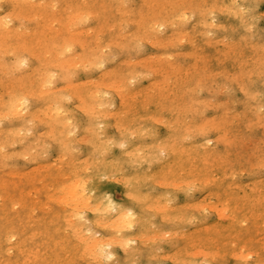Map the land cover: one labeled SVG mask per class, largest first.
<instances>
[{"label": "rangeland", "instance_id": "374dc122", "mask_svg": "<svg viewBox=\"0 0 264 264\" xmlns=\"http://www.w3.org/2000/svg\"><path fill=\"white\" fill-rule=\"evenodd\" d=\"M14 1V2H13ZM1 0L0 1V14L2 15L1 17L2 18H5L6 19V17H10L11 15H15L16 14V12L18 13L19 11V15L21 14V16H19V17H17L16 19H14V17L12 16V17H10V18H7L8 20H2L1 18H0V20L1 21H3V23L0 21V35H2V40H3V35L5 34V36L6 35H8V33H9V35H10V33H11V36H9V38H8V36L7 37H5L4 38V40L3 41H1V36H0V56H1V58H0V65H1V67H0V97H2L0 100H1V102H0V104L2 103V101H3V103H2V105H0V111L1 110H4L2 113L0 112V117H2V115H4V113H5V111H6V109L8 110V107H7V105H8V102H9V100L10 99H12L13 97H17V96H20L21 94V96H23V95H25L24 97H27L28 98V111H26V110H23V112L22 111H20V113L22 112V113H24L25 112V114H26V116H22V115H25V114H19L18 116H16V117H14V115H10V113H9V111H6V115H7V117H6V115H4L5 117H6V119H3V118H5V117H3V118H0V133H2V134H0V148L2 149V150H0L1 152H2V155H1V158H0V196H1V198H3V199H1L0 201V264H86L85 262H87V260H88V256H89V253H88V251L87 252H85L86 251V249H87V244H88V241L90 240L89 238H92V239H99L100 241H102V243H104L103 245V247L105 248L106 246V251H112L113 252V255H112V257L114 256V257H117V258H111L110 260H107L108 259V257L109 256H107V253H105V252H103V253H105V257H101L100 256V254L102 253V251L100 250H98L97 251V254L96 255H94L93 253L89 256V259L90 260H88V264H93V262H94V260H95V263L96 264H98V263H100V264H132V262L133 263H135V264H181V262L182 263H189V264H195V262H197L198 263V261H201V262H199V263H201V264H208V261L209 262H211L210 264H245V263H249V264H257V262H258V260L260 259V260H262V261H260L259 260V262H258V264H264V235H262V234H264V227H262L263 225H264V220L262 219V216L264 215V164H263V161H264V113H263V117L261 116L262 115V113L260 112L261 110H264V92H263V89H264V47H262L264 44H260V43H264V0H254L255 1V4L253 3V0H216V2H215V0H184V2H183V0H176V1H172V0H155L156 2L154 3V0H124L125 1V4H124V2H123V0H85V2H82L83 0H56L57 1V3L58 4H54V3H56V2H54L55 0H48V1H45V0H33V4H34V6H33V4H31L30 5V0H26V1H29L28 3L27 2H25V0L23 1V2H25V3H27L26 5H25V3H22V1L20 2L19 0V2H17L16 0ZM16 1V2H15ZM32 1V0H31ZM129 1V2H128ZM151 1V3H152V1H153V5L152 4H149L148 2H150ZM159 1H161V3H160V5L159 4H156L157 2H159ZM163 1H165L164 3H165V5H164V3H163ZM173 3H172V2ZM186 1V2H185ZM204 1H207V2H204ZM210 1H211V3H210ZM231 1H233V2H231ZM242 1V2H241ZM245 1V2H244ZM36 2H40V4H41V6H40V4H39V6L37 5L38 3H36ZM43 2H44V5H43ZM45 2H47L46 4H45ZM48 2H50V3H48ZM53 3V5L55 6H53V5H51L52 3ZM103 2V3H102ZM168 2H170L168 5H167V3ZM181 4V5H183L182 6V8H180L181 6H178V5H180L179 3ZM182 2V3H181ZM221 2V3H220ZM236 2V3H235ZM241 2V3H240ZM258 2V3H257ZM5 3H6V5H5ZM11 3H13V4H11ZM14 3H16V4H14ZM35 3H36V5H35ZM84 3H85V5H84ZM133 3V4H132ZM174 3H176V4H174ZM191 3V4H190ZM198 3L200 4V5H198ZM206 3H209V4H206ZM215 3H219L217 6H216V4ZM239 3V4H238ZM47 4H49V5H47ZM67 4V6H65ZM124 4V5H123ZM149 4V5H148ZM223 5V6H225V8L227 9H224V7L223 8H220V5ZM226 4V5H225ZM241 4L242 5H244V7L243 6H241ZM255 6H254V5ZM152 5V6H151ZM163 5H164V7H163ZM175 5V6H174ZM195 5H196V7H195ZM215 5V6H214ZM222 5H221V7H222ZM232 5V7L230 8V6ZM235 5L237 6V7H235ZM250 5H253V6H250ZM12 6H13V9H11L12 8ZM20 6V7H19ZM43 6V7H42ZM44 6H45V8H44ZM150 6V7H149ZM156 6H158L157 8H156ZM166 6V7H165ZM206 6H208V7H206ZM219 6V7H218ZM229 6V7H228ZM239 6V7H238ZM263 6V7H262ZM56 7H58V8H56ZM72 7V9H70V10H72V11H70L69 10V8H71ZM119 7H121V8H119ZM161 7H163L162 9H161ZM176 7H178L179 9H183L182 11H183V13H180V11H179V9L177 10V12L175 11L176 10ZM198 7H200V8H198ZM203 7V8H202ZM211 7H213L212 9H211ZM220 9V10H217L218 8ZM246 7V8H245ZM2 8V9H1ZM21 10H20V9ZM30 8H31V10H30ZM53 8V10H51ZM56 8V9H55ZM129 8V9H128ZM156 8V9H155ZM175 8V9H174ZM193 8V9H195V8H197V9H195V11L192 9V11H191V9ZM208 8H210V10H211V12H210V10H208ZM234 8H236L235 10H238V8H239V10H242L241 12H242V14H243V16H241L240 17V19H241V22L242 23H239L240 22V19H239V15H233L232 13L234 12H236L235 10H234ZM241 8V9H240ZM243 8V9H242ZM254 10H253V9ZM262 8V9H261ZM68 9V10H67ZM117 9V10H116ZM141 9H142V11H141ZM153 9V10H152ZM167 9V10H166ZM174 9V10H173ZM185 9V10H184ZM189 9H190V12H189ZM230 9V10H229ZM12 10H14V11H12ZM80 10V11H79ZM82 10H84V11H94V12H91L92 14L93 13H95L94 15H88L89 17H87V15L82 11ZM125 10V11H124ZM130 10V11H129ZM157 10V11H156ZM162 10V11H161ZM203 10H205V11H209L208 12V14L206 13V12H204ZM216 10V11H215ZM251 10H253V11H251ZM6 11H7V13L9 12V14L7 15L6 14ZM10 11H12L13 13H15V14H11L10 13ZM37 11V12H36ZM43 11V12H42ZM54 11V12H53ZM98 11V12H97ZM119 11H121V12H119ZM123 11L125 12L124 13V15H123ZM131 11H132V13L133 14H129V12L131 13ZM154 11V12H153ZM184 11H188L189 12V15H187L188 14V12H184ZM195 12V14H198V15H195V14H192L191 12ZM217 11H218V13H217ZM221 11V12H220ZM230 11V12H229ZM247 11H250V12H247ZM5 12V14H6V16H4L3 17V13ZM33 12H36L37 13V15H36V13H33ZM39 12H41V13H39ZM54 14H53V13ZM73 13V15H74V18L75 19H73V15H71L72 13ZM89 12H87V13H89ZM143 12V13H142ZM174 13V15L173 14H171V13ZM176 12V13H175ZM225 12V13H224ZM228 12V13H227ZM244 12H246L245 14H244ZM35 14V16L33 15V14ZM75 13H84V14H82L81 16H77ZM90 13V14H91ZM126 13H128V14H126ZM140 13H141V16H140ZM160 13V14H159ZM177 13H179L178 15L179 16H176L175 14H177ZM201 13H202V15L205 17V20H204V17H203V19L202 18H200V17H202L201 16ZM204 13H206V14H204ZM221 13V14H220ZM227 13V14H226ZM237 13V12H236ZM248 13V14H247ZM261 13V14H260ZM263 13V14H262ZM11 14V15H10ZM22 14H23V17H22ZM25 14H31L32 16H34V17H31V15L30 16H28V15H26V16H28L29 17V19H28V17H26L25 16ZM39 14V15H38ZM42 14V15H41ZM143 14H145V15H143ZM154 14H156V15H158L159 16V18L158 17H152V20L153 21H156V19H158L157 21H163L164 20V22H165V18H167L166 19V24H165V28L164 27H162V29H160V28H157V29H160V31L161 30H163L164 32H160V33H157V31H156V26H155V29H151V26L149 27V25L148 24H146V22L148 23V21L150 22V21H152L151 20V16L152 15H154ZM167 14V15H166ZM192 14V15H191ZM211 14H213V17H212V15ZM214 14H215V17H214ZM230 14V15H229ZM257 14H258V16H257ZM10 15V16H9ZM18 14H16V16H17ZM40 15H41V19L39 18L40 17ZM70 15H71V17H70ZM183 15L184 16V19H183V16L181 17V16ZM208 15H209V17H208ZM221 15V16H220ZM225 15V16H224ZM250 16V17H245V16ZM27 18H25V17ZM50 16V19L52 20V19H55V22L53 23V24H51L52 26H54L53 28H56L57 30H53V29H50V23H52V21L48 24V20H50V19H48L47 20V17H49ZM83 16H86L87 17V21L88 22H86V23H84L83 24V22H85L86 21V17H84L85 18V21H81V20H84V19H81V18H83ZM120 16H121V18H120ZM174 16V17H173ZM176 16V17H175ZM188 17V18H190V20L189 19H187V18H185V17ZM191 16L193 17V18H191ZM253 16H255V17H253ZM20 17H22L23 18V22L22 21H18L19 19H20ZM61 17V18H60ZM63 17V18H62ZM173 17V18H172ZM178 17H180V18H178ZM207 17V18H206ZM243 17H245L246 19H243L242 20V18ZM252 17V18H251ZM260 17V18H259ZM43 18V19H42ZM58 18H59V20H58ZM69 18H70V20L72 19V21L71 22H69L70 20H69ZM142 18H145V20L143 19V21H142ZM182 18V21L183 20H185V19H187V22L185 21H183L184 23L182 24V21L181 20H178V19H181ZM212 18V19H211ZM219 18V20H217ZM227 18V19H226ZM236 18H238V19H236ZM249 18V19H248ZM257 18H259L260 20H258ZM64 19V20H63ZM68 21H67V20ZM78 21H77V20ZM137 19H141V22L140 21H137ZM211 19V20H210ZM215 19V20H214ZM248 19V20H247ZM253 19V20H252ZM257 19V20H256ZM28 20H29V22H28ZM31 20V21H30ZM38 20V21H37ZM46 20H47V23H46ZM56 20H58V21H56ZM118 20H120V22L118 21ZM124 20H125V22H127V24L124 22ZM146 20H148V21H146ZM172 20V21H171ZM189 20V21H188ZM203 20L205 21V23L206 22H209V20H210V22L209 23H211V27H209V25H208V23H206L205 25H203L202 24V22H203ZM225 20V21H224ZM247 20V23L245 22ZM252 20V21H251ZM36 21V22H35ZM122 21V22H121ZM128 21H130V22H128ZM134 21H136V23L134 22ZM177 21L179 22V23H181V24H179L178 23V26L176 25L177 24ZM212 21V22H211ZM224 21V22H223ZM251 23H250V22ZM257 21V22H256ZM261 21V22H260ZM80 22H82V23H80ZM119 22V23H118ZM138 22H139V24H138ZM200 22V23H199ZM219 22H221V23H219ZM9 23V24H8ZM21 23H22V25H21ZM25 23H27V24H25ZM42 23V24H41ZM45 23V24H44ZM59 23H60V25H59ZM62 23H64L63 25H65V27L63 26V25H61ZM67 23V24H66ZM72 23H74V24H72ZM78 23V24H77ZM80 23V24H79ZM115 23V24H114ZM131 23V24H130ZM141 23H142V25H141ZM153 22H150L149 24H152ZM171 23H173L172 25H171ZM187 23V24H186ZM193 23H195V25L193 24ZM204 23V22H203ZM212 23H214V26H213V24ZM215 23H217V24H215ZM231 25H230V24ZM239 23V24H238ZM257 23V24H256ZM260 23V24H259ZM263 23V24H262ZM4 24V25H3ZM69 24V25H68ZM70 24H71V26L73 25V28L74 29H72V31L71 30H68L67 32L65 31V30H67L68 28L69 29H71L72 27L70 26ZM77 24V25H76ZM82 24V25H81ZM112 24H114V28L112 29L111 27H113V25ZM119 24H121V25H119ZM176 26H175V25ZM201 24V25H200ZM241 24H243V25H241ZM251 24V25H250ZM254 24V25H253ZM3 25V26H2ZM5 25L6 26H8L9 25V28L8 27H5ZM19 25H21V27L19 26ZM25 25V26H24ZM30 27V29L27 27ZM37 25V26H36ZM43 25L45 26V27H47V28H45V27H43ZM76 25V26H75ZM102 25V26H101ZM112 25V26H111ZM123 25V26H122ZM128 25V26H127ZM147 25H148V27H147ZM173 25H174V27H173ZM185 25H187V26H185ZM192 25H194V26H192ZM197 25V26H196ZM216 25H220L219 27H220V29H219V27L218 26H216ZM224 26V28H222V30H221V27H223ZM246 25H249V27L248 26H246ZM253 25V26H252ZM17 26H19L20 28V30L21 31H23V33L21 32L20 33V30H18L19 32H17V31H14V27H17ZM55 26H58V27H61L60 28V30H59V28H57V27H55ZM68 26V27H67ZM75 26V27H74ZM111 26V27H110ZM120 26H122L123 28L124 27H126L127 26V29L126 28H124L125 29V31L123 30V28H119ZM168 26V27H167ZM202 26H204V27H202ZM232 26H233V28H232ZM258 28H257V27ZM259 26L262 28V29H260L259 28ZM6 28V29H8V31H6V29H4V28ZM10 27H13L14 29H12L13 31H9V29H10ZM24 27H26V28H24ZM37 28V29H39V30H37V33L35 34V32H36V29H34V28ZM101 27V28H100ZM108 27V28H107ZM145 29H144V28ZM176 27V28H175ZM182 27V28H181ZM245 27H247L246 29H245ZM18 28V27H17ZM24 28V29H23ZM33 28V30H31ZM87 28H89L88 30V34H86V32H87ZM111 28V29H110ZM139 28H140V30H139ZM148 28V29H147ZM193 28V29H192ZM231 28V29H230ZM254 28V29H253ZM27 29V30H26ZM29 29V30H28ZM43 29V31H41ZM91 29H92V31H91ZM93 29H94V31L96 30L97 32H99L100 30H103V31H100L99 33H96V31L94 32L93 31ZM121 29L123 30V31H121ZM193 31H192V30ZM197 29H198V31L200 32V33H198V31H197ZM234 29L237 31H234ZM244 29V30H243ZM248 29V30H247ZM258 29V30H257ZM16 30V29H15ZM26 30V31H25ZM46 30H47V32H46ZM78 30V31H77ZM80 30H82L83 32H81ZM85 30V31H84ZM109 30V31H108ZM144 30V31H143ZM175 30V31H174ZM178 30H180V33H181V35L183 36L184 35V37L186 36V38H184V39H181V36H180V33H178ZM186 30V31H185ZM187 30L188 31H190V33L188 32V33H186L187 32ZM196 30V31H195ZM201 30V31H200ZM202 30H204V31H202ZM209 30V31H208ZM226 30V31H225ZM227 30H229V31H227ZM3 31H6V33H4ZM30 31V32H29ZM31 31H33V32H31ZM74 31H76L77 33H75ZM121 31V32H120ZM132 31H134V32H132ZM183 31L186 33V34H183ZM211 31H212V33H211ZM217 31V32H216ZM219 31V32H218ZM225 31V32H224ZM234 31V32H233ZM239 31V32H238ZM258 31V32H257ZM259 31H260V34H259ZM26 32H28V33H25ZM43 32V33H42ZM55 32H57V33H55ZM60 32V33H59ZM73 32V33H72ZM101 32H104V34L103 33H101ZM130 33V35L129 34H126V33ZM151 32V33H150ZM158 32H159V30H158ZM193 32V33H192ZM197 32V33H196ZM203 32V33H202ZM205 32H207L206 34H205ZM208 32H209V34H210V36H209V34H208ZM215 32V33H214ZM263 32V33H262ZM12 33H14V34H12ZM16 33V34H15ZM57 34L56 36H54V34ZM91 33V34H90ZM120 33V34H119ZM124 33L126 34V35H124ZM171 33V34H170ZM196 33V34H195ZM201 33L203 34V35H201ZM229 33V34H228ZM252 33V34H251ZM52 34H53V36H52ZM96 34H98L99 36H96ZM138 34V35H137ZM158 34V35H157ZM161 34V35H160ZM166 34H167V36H166ZM189 35V37H188V35ZM207 35L206 37H203V36H205V35ZM229 35V36H227V35ZM233 36H231V35ZM255 34V35H254ZM261 34H262V36H261ZM19 35V36H18ZM47 35V36H46ZM65 35H66V37H65ZM118 35V36H117ZM142 35L144 36V38H140V36L142 37ZM153 35V36H152ZM226 35V36H225ZM251 35H254L253 36V39H250V38H252V36ZM49 36V37H48ZM75 36V37H74ZM95 36H96V39H94L95 38ZM121 36V37H120ZM132 36V37H131ZM147 36H148V38H147ZM155 36V37H154ZM162 36V37H161ZM195 36V37H194ZM211 37V38H209V37ZM260 36V37H259ZM64 37H65V39H64ZM73 37H74V39H73ZM78 39H77V38ZM97 37H99L101 40L97 43ZM116 37V38H115ZM160 37H161V39H160ZM174 37V38H173ZM176 37V38H175ZM203 37V38H202ZM213 37H215V38H213ZM219 37V39H216V38H218ZM224 37H227V39H225ZM231 37H232V40H231ZM255 37V38H254ZM8 38V39H7ZM40 38V39H39ZM68 38H69V41H67L68 40ZM109 38V39H108ZM145 38H147V40L145 39ZM155 39V41L156 40H158V42H157V44H155L156 42L154 41V39ZM181 39V41L182 42H180V43H178L179 41L177 40V41H175L174 39ZM202 42H198V39ZM230 38V39H229ZM36 39H38L37 41H36ZM84 39V40H83ZM104 39V40H103ZM141 39V40H140ZM152 39V40H151ZM187 39H188V41H190V40H193L192 42L190 41V43L192 44L193 42V44L191 45V44H189V42L187 41ZM190 39V40H189ZM202 39V40H201ZM213 40V41H210V43L211 44H213V45H211L210 46V43H207L208 42V40ZM214 39H216L217 40V42H216V40H214ZM223 39H225V40H223ZM6 40V41H5ZM27 40V41H26ZM71 40V41H70ZM76 40V41H75ZM82 40H83V42H82ZM108 40H111L112 42H114V43H110V44H108ZM138 40H140L139 41V44L141 45L140 47L139 46H136L137 44H138ZM161 40V41H160ZM183 40H184V42H183ZM221 40H223V41H221ZM227 40V41H226ZM63 41L65 42V43H63ZM67 41V42H66ZM75 41V42H74ZM106 41V42H105ZM108 41V42H107ZM117 41H119L118 43H116ZM163 41H166V42H163ZM171 41V42H170ZM186 41V42H185ZM227 42V45L228 44H230L229 46H227L226 45V43L225 42ZM229 41V42H228ZM255 41V42H254ZM2 42V43H1ZM41 44H40V43ZM72 43V44H69V43ZM77 42V43H76ZM128 44H126V43ZM137 42V43H136ZM163 43V45H165L164 46V48H163V46H161V47H159V45H162V43ZM197 42V43H196ZM216 42V43H215ZM220 42L221 43H223V44H220ZM233 42H234V44H233ZM9 43H10V45H9ZM84 45H83V44ZM96 43V44H95ZM120 43H121V45L123 46V48H122V46H120ZM123 43H125L126 45H123ZM152 44V45H150V44ZM153 43L155 44V45H153ZM160 43V44H159ZM164 43H166V44H164ZM170 43H171V45H174V44H176L177 46H176V48H175V46L173 47V46H171L170 45ZM173 43V44H172ZM199 43H201L200 45H195V44H199ZM204 43V45H202ZM215 43V44H214ZM251 43V44H250ZM13 44V45H12ZM70 45V47L71 46H73V47H69V49H71V50H68V52H67V50H64L62 47L63 46H65V45ZM98 44L100 45V46H98ZM106 44L108 45L107 47H106ZM135 44V45H134ZM138 44V45H139ZM159 44V45H158ZM168 44V45H167ZM186 44V45H185ZM189 44V45H188ZM209 46H208V45ZM233 46H232V45ZM238 44H239V46H238ZM247 44H249V45H247ZM255 44H258V45H255ZM260 44V45H259ZM19 45L21 46V47H23V49L25 48V47H28V48H25L24 49V52H22L23 51V49L22 48H19ZM31 45H33L32 47H31ZM63 45V46H62ZM94 45H96V46H94ZM166 45H167V47H166ZM179 45V46H178ZM181 45V46H180ZM195 45V46H194ZM217 45V46H216ZM252 45V46H251ZM16 46H17V48L18 49H21V50H16ZM25 46V47H24ZM37 46V47H36ZM62 46V47H61ZM106 47V48H104V47ZM135 46V47H134ZM143 46V47H142ZM172 47L171 49H170V47ZM183 46H185V47H183ZM186 46H187V48H186ZM199 46H201V47H199ZM203 46H204V48H203ZM215 46V47H214ZM237 46V47H236ZM66 47V46H65ZM109 47V48H108ZM149 47V48H148ZM182 47V48H181ZM211 47V49H209ZM214 47V48H213ZM230 47V48H229ZM234 47H236V48H234ZM260 47H262V48H260ZM31 48V49H30ZM45 48H46V51H45ZM90 48V49H89ZM95 48V49H94ZM105 50H104V49ZM134 48H140V49H138V51H140V53L138 52V54L136 53L137 52V50L136 49H134ZM166 48V49H165ZM173 48L175 49V50H173ZM234 48V49H233ZM2 49H3V52H2ZM5 49H7V50H5ZM11 49H12V51H11ZM52 49V50H51ZM62 49H63V53H61V54H63L62 56L60 55V57H59V55L57 56L56 54V56L57 57H55V56H53V54L56 52V53H59L60 54V52H62ZM109 49H111L110 51H107V50H109ZM179 49V50H178ZM194 49H195V51H194ZM200 49V50H199ZM216 49V50H215ZM219 51H218V50ZM227 49V50H226ZM231 49H233L232 51H231ZM14 50H16V52L14 51ZM26 50V51H25ZM31 52H30V51ZM102 50V52H100ZM104 50V51H103ZM183 50V51H182ZM217 52H215V51ZM228 50L230 51V52H228ZM235 50H237L236 52H234ZM241 50V51H240ZM243 50H244V52H243ZM4 51H5V53H6V51H11V54H9L10 52H7L6 54L4 53ZM106 51H107V53H106ZM132 51V52H131ZM133 51H134V53H133ZM142 51V52H141ZM175 51V52H174ZM178 51H179V53H178ZM181 51H182V53H181ZM188 51V52H187ZM210 51V52H209ZM246 51H249V53L248 52H246ZM15 52V53H14ZM34 52H37V54H35ZM48 52H49V54H48ZM67 52V53H66ZM96 52V53H95ZM105 54H104V53ZM112 53V55L113 54H115L114 56H112L111 55V53ZM167 53V55L166 54H161V53ZM170 52L172 53L173 52V55L172 54H170ZM199 52V53H198ZM215 52V53H214ZM228 52V54H225V53H227ZM242 53V55H241V53ZM1 53H4L5 55H3L2 56V54ZM22 53V54H21ZM29 53H30V55H29ZM45 53H47V56H46V54ZM79 53H80V55H79ZM99 53V54H98ZM110 55H109V54ZM159 53H160V57H162V56H164V55H166V56H164V58L162 57V59H160V57L158 56L159 55ZM202 53V54H201ZM209 53H210V55H209ZM240 53V54H239ZM34 54V55H33ZM44 54H45V56H44ZM76 54H78V55H76ZM93 54V55H92ZM117 54V55H116ZM136 54V55H135ZM150 54L151 55H154V56H150ZM156 54V55H155ZM182 54H183V56H182ZM199 54H201L200 56H199ZM217 54H218V56H217ZM50 55V56H49ZM76 56V57H72V56ZM96 55V56H95ZM106 55V56H105ZM172 55V56H171ZM190 57H189V56ZM205 55L207 56V57H205ZM213 57H212V56ZM220 55H222V57L224 58L225 56L227 57V59L224 61L223 60V58H221V56ZM234 55H236V56H234ZM240 55V56H239ZM22 56V58L23 59H20V57ZM78 56V57H77ZM92 56H94V57H97V63H99V61H100V59H98V57H101V56H103V57H105V62L104 63H102V64H98L99 66H104V67H102L101 66V68L100 69H98L99 67H97L96 66V59L95 58H92ZM112 56V57H111ZM150 56V57H149ZM159 58H158V57ZM168 56V57H167ZM239 56V57H238ZM15 57V58H14ZM26 57H28L27 59H26V61H24V62H22L23 60H25V58ZM38 57H40V59L38 58ZM52 57V58H51ZM54 57H55V59H54ZM81 57V58H80ZM130 57V58H129ZM149 57V58H148ZM153 57V58H152ZM157 57V58H156ZM171 57H173V58H171ZM204 57V58H203ZM242 57V58H241ZM246 57V58H245ZM56 58H58V59H56ZM78 58H80V59H78ZM113 58H114V60H113ZM146 58V59H145ZM198 58L200 59V60H198ZM232 58V59H231ZM237 58H238V60H237ZM243 58H245V59H243ZM45 59H46V61L48 60V62L46 63L45 62ZM72 61H71V60ZM77 59V60H76ZM89 59H91V60H89ZM131 59V60H130ZM132 59H134L133 61H135V62H133L132 61ZM137 59H139V60H137ZM140 59L142 60L143 59V61H140ZM145 59V60H144ZM147 59H150V60H148L147 61ZM152 59H153V61H152ZM155 59H158V60H155ZM165 59V60H164ZM167 59V60H166ZM205 59H206V61H205ZM223 61H221V60ZM236 59V60H235ZM240 59V60H239ZM243 59V60H242ZM20 60V61H19ZM27 60H29L28 62H27ZM59 60V61H58ZM69 60H70V62L72 63V65L74 66V67H72V66H70L71 65V63L69 64ZM79 60V61H78ZM84 60H86V65H85V61ZM106 60L108 61L107 63H106ZM162 60H163V62H162ZM169 60V61H168ZM233 60V61H232ZM236 62H235V61ZM248 60V61H247ZM249 60L251 61V63L249 62ZM39 61H41V64L39 63ZM54 61H55V63H54ZM56 61H57V64H56ZM74 61H76L75 62V64L76 63H78V65L76 64V65H74ZM81 61V63H83V64H81V63H79ZM130 63H129V62ZM147 61V62H146ZM151 63H150V62ZM196 61H197V63H196ZM199 61V62H198ZM208 61H209V63H208ZM220 61V62H219ZM237 61H238V63H237ZM20 62H22V64H19ZM43 62V63H42ZM59 62V63H58ZM63 62V63H62ZM68 63V68H67V66H65V64L66 63ZM92 64L93 62H95V66H92L90 63ZM112 62V63H111ZM122 62H124V63H122ZM146 62V63H145ZM155 62V63H154ZM161 62V63H160ZM168 62H169V64H168ZM206 64H205V63ZM216 62V63H215ZM222 62V63H221ZM235 62V63H234ZM244 62V63H243ZM49 63V66L47 65L46 66V64H48ZM50 63H54V65L52 64H50ZM60 63H62V64H60ZM154 63V64H153ZM164 63H165V65H164ZM195 63V64H194ZM219 63H221V64H219ZM241 63H243V64H241ZM248 63V64H247ZM249 63H250V66H249ZM3 64V65H2ZM56 64V65H55ZM80 64V65H79ZM90 65L91 67L90 68H88L87 67V65ZM121 64V65H120ZM144 64H146V65H144ZM150 64H152V65H150ZM197 64V66H196V68L194 67L195 65ZM200 64V65H199ZM202 64V65H201ZM204 64V65H203ZM210 65V67H209V65ZM214 64H216V65H214ZM218 64V65H217ZM232 64V65H231ZM239 64V66H237ZM15 65H18L17 67L15 66ZM20 65H22V67L20 66ZM25 67H24V66ZM52 67H51V66ZM65 67H64V66ZM88 65V66H89ZM143 65V66H142ZM149 65V66H148ZM153 65H154V67H153ZM164 65V66H163ZM194 65V66H193ZM205 65H208V66H205ZM244 65V66H243ZM245 65H247V66H245ZM13 66H15L14 68H13ZM41 66V67H40ZM58 66V67H57ZM59 66H60V68H59ZM78 66V67H77ZM81 66V67H80ZM85 66V67H84ZM118 66H120V68H118ZM155 66H157L158 68H156ZM174 66V67H173ZM178 66V67H177ZM199 66H201V67H199ZM221 68H220V67ZM223 66H224V68H225V71H224V68H223ZM232 66V67H231ZM243 66V67H242ZM252 66V67H251ZM20 67V68H19ZM55 67H57V68H55ZM88 69H87V68ZM97 67V68H96ZM114 67V68H113ZM128 67V68H127ZM133 67V68H132ZM145 67H147L146 69H145ZM162 67V68H161ZM205 67H208V68H205ZM242 67V68H241ZM247 67V68H246ZM18 68V69H17ZM42 68V69H41ZM86 68V69H85ZM110 68V69H109ZM118 70V72H116L117 70ZM133 69L132 71L130 70V69ZM179 68H181V69H179ZM195 68V69H194ZM203 68H205V69H203ZM218 68V69H217ZM238 68V69H237ZM45 69V70H44ZM110 70V73H109V70ZM112 69H115V71L113 70V71H111ZM119 69H121V71L119 70ZM125 69V71L126 70H128V71H131L132 73V75L130 74V72H123V70ZM155 69V70H154ZM158 69H160L159 71H158ZM178 69V70H177ZM193 69V70H192ZM213 69V70H212ZM15 70V71H14ZM20 70V71H19ZM40 70H42V72L40 71ZM48 70H50V71H52V70H54L53 72L55 73V74H53L52 72H50V73H48ZM135 70H137V71H135ZM163 70V71H162ZM168 70V71H167ZM189 70H190V72H189ZM204 70V71H203ZM212 70V71H211ZM229 70V71H228ZM43 71H45L44 73H43ZM151 71V72H150ZM156 71V72H155ZM163 73H162V72ZM167 71V72H166ZM186 71H188L189 73H187ZM196 71H198V72H196ZM211 71V72H210ZM220 71V72H219ZM231 71H233V74H232V72ZM236 71V72H235ZM101 72V73H100ZM106 72V73H105ZM113 72V73H112ZM123 72V73H122ZM137 72V74H135ZM138 72H139V75H138ZM142 73V76L141 77H139L140 76V74ZM143 72L144 73H146V74H143ZM149 72L151 73V75L149 74ZM169 72V73H168ZM174 72V73H173ZM177 72V73H176ZM180 72H182V73H180ZM187 73V75L186 74H184V73ZM216 73V72H218V73H216V74H214V73ZM221 72H222V74H221ZM228 72H229V74H228ZM255 72V74H253ZM33 73V74H32ZM46 73H48L49 75H50V77H48L47 75H44V74H46ZM70 73H71V75H70ZM75 73V74H74ZM107 73H109V74H107ZM159 73V74H158ZM167 73V74H166ZM207 73V74H206ZM220 73V74H219ZM263 75H262V74ZM8 76H7V75ZM39 74L43 77V75H44V77H45V79L48 81V80H51L50 78H52V80H51V82H47L46 80H44L41 76H39ZM43 74V75H42ZM54 75V76H51V75ZM98 74L100 75V77L98 76ZM105 74H107V76H105L104 77V75ZM123 74V75H122ZM134 74H135V76H134ZM172 74V76H170ZM193 74H194V76H193ZM218 74V75H217ZM253 74V75H252ZM261 74V76H258V75H260ZM60 76V77H58V76ZM82 75V76H81ZM122 75V76H121ZM138 75V76H137ZM150 75V76H149ZM181 75V76H180ZM184 75H186V76H184ZM210 77H209V76ZM214 75H217L216 77H214ZM222 75V76H221ZM245 75V76H244ZM252 75V76H251ZM37 76V77H36ZM39 76V77H38ZM47 76V77H46ZM69 76H71L72 77V79H70V77ZM102 76H103V78H102ZM130 76H133L134 78H132V77H130ZM169 76H170V80L168 79L169 78ZM242 76V77H241ZM245 77V80H244V77ZM29 77V78H28ZM58 77V78H57ZM91 77H93L92 79H95V81L93 80V82L90 80L91 79ZM127 77H130L129 79H130V82H129V79H127ZM143 77V78H142ZM186 77L187 78H189V79H187V80H185L186 79ZM214 77V78H213ZM222 77V78H221ZM252 77V78H251ZM263 77V78H262ZM26 78V79H25ZM43 79V81L42 82H44V84L42 85V84H40V83H42V82H40L42 79ZM60 79V80H57V79ZM175 78V79H174ZM221 78V79H220ZM258 78H261V79H259L258 80ZM30 79V80H29ZM40 79V80H39ZM87 79H89V81H91V82H89V83H87ZM116 80V81H114L115 83H116V85H115V83H114V85L116 86H114L113 85V80ZM120 79H126L125 81H122V82H124V83H121V80ZM141 81H140V80ZM182 79H184V80H182ZM215 79V80H214ZM235 79V80H234ZM239 79V80H238ZM241 79V80H240ZM243 79V80H242ZM248 79H251L252 80V82H250V81H248ZM53 80H57V81H53ZM80 80V81H79ZM85 80H86V82H85ZM135 80V81H134ZM143 80V81H142ZM167 80H169L168 82H171V83H169L168 84V82H167ZM220 80V81H219ZM228 80V81H227ZM232 81V83H231V81ZM247 80V81H246ZM30 81H32V82H30ZM47 83H46V82ZM85 83H84V82ZM112 82L110 85H111V88H113V89H110V85L108 86V84H107V82ZM198 81L200 82V83H198ZM202 81H205V82H202ZM215 81H219L218 83L217 82H215ZM242 81H245L246 82V84L244 85V82L242 83ZM5 82H7V83H5ZM28 82H29V84H28ZM56 82V83H55ZM76 82V83H75ZM80 82H81V86H80ZM96 82H99V83H96ZM103 83V85H105V87L101 84V83ZM120 82V83H119ZM126 82H129V83H127L126 85H125V83ZM137 82V83H136ZM160 84H159V83ZM179 82V83H178ZM229 82V83H228ZM258 84H257V83ZM4 83H5V85H4ZM32 83H34V84H32ZM35 83H37V85L35 84ZM53 84V86H52V84ZM74 83H75V86H78L77 88H73L74 87ZM78 83V84H77ZM95 83H96V85H95ZM134 85H133V84ZM136 83V84H135ZM155 83H157V84H155ZM163 83H165V84H163ZM185 83V84H184ZM214 83V84H213ZM8 84H10V85H8ZM31 84V85H30ZM63 84L64 85H67V86H65V88H63ZM69 84H71L72 86H70ZM77 84V85H76ZM97 84H99V86L97 85ZM107 84V85H106ZM118 84V85H117ZM119 84L121 85L120 87H118L119 86ZM130 84V85H129ZM168 84V85H167ZM196 84H197V86H196ZM201 84V85H200ZM221 84V85H220ZM260 84V85H259ZM12 85V86H11ZM29 85V86H28ZM46 85V86H45ZM48 85V86H47ZM103 87H102V86ZM153 85H154V87H153ZM156 85V86H155ZM159 85H161V86H159V87H161V88H159L158 86ZM163 85V86H162ZM173 85V86H172ZM226 86V87H228V88H224V87H221L222 89L219 91L218 90V88L220 89V86ZM232 85V86H231ZM263 85V86H262ZM10 86V87H9ZM28 86V87H27ZM42 86L43 88H44V86H45V88L43 89V88H41V90H40V87ZM50 86V87H49ZM58 86V87H57ZM62 86V87H61ZM70 88H69V87ZM100 86H101V88H100ZM108 86V87H107ZM114 86V87H113ZM126 86H128V87H132V88H129V89H127V88H125ZM149 86V87H148ZM165 86V87H164ZM168 86V87H167ZM230 86V87H229ZM31 87V88H30ZM38 87H39V90H40V92L42 91H46V89L47 90H52V88H57L56 90H50L49 92L48 91H44V93H43V95L40 93V92H38L37 93V91H39L38 90ZM48 87V88H47ZM60 87V88H59ZM122 87V88H121ZM124 87V88H123ZM151 87H153V88H151ZM156 87V88H155ZM180 87V88H179ZM195 87H197V88H195ZM200 87V88H199ZM243 87V88H242ZM246 87V88H245ZM10 89L9 91L10 92H8V89ZM24 88L26 89V90H24ZM29 88V89H28ZM73 88V89H72ZM96 88H98L97 89V91H99V92H96L95 91V89ZM109 88V89H108ZM114 88H116V90H114ZM117 88H118V90H117ZM152 90H151V89ZM165 88V89H164ZM175 88V89H174ZM233 90H232V89ZM258 88V89H257ZM5 89V90H4ZM7 89V90H6ZM37 89V90H36ZM77 89V90H76ZM120 89H122V90H120ZM146 89H147V92H145L146 91ZM149 89V90H148ZM159 89V90H158ZM199 89H201L200 90V94H198L199 92ZM209 89V90H208ZM215 89V90H214ZM224 89H230L229 91H228V93L224 90ZM244 89V90H243ZM249 89V90H248ZM253 89V90H252ZM255 89V90H254ZM33 90V91H32ZM92 90V91H91ZM103 90H107V93L108 94H106V92H104ZM145 90V91H144ZM163 90V91H162ZM173 91V93H171V92H169V91ZM175 90V91H174ZM210 90H211V92H210ZM247 90V91H246ZM20 91V92H19ZM33 92V93H31V94H36V95H30L29 93L27 94L26 92V94H23L22 92ZM75 91H77V92H75ZM89 91V94L87 93ZM93 91H95L94 93L96 94H98V93H100L99 95L100 96H98V97H96L97 96V94L95 95L94 93H92V95H93V98H91L92 97V95H91V93L90 92H93ZM134 91V92H133ZM144 91V92H143ZM148 91H150V93H152L153 94V97H151L152 96V94H150ZM158 91H160V92H158ZM185 91V92H184ZM194 91V92H193ZM213 91V92H212ZM223 91H225V94H224V92ZM239 91V92H238ZM248 91H249V93H248ZM5 92H8V93H5ZM13 92V93H12ZM19 92V93H18ZM48 92V93H47ZM109 92H111V93H109ZM118 92V93H117ZM136 92V93H135ZM202 92H203V94H202ZM219 92V93H218ZM220 92H223V93H221L220 94ZM230 92H236V93H230ZM247 92V93H246ZM258 92V93H257ZM79 93L81 94V95H79ZM88 95H87V94ZM104 93V94H103ZM117 93V94H116ZM124 93H125V95H124ZM149 94L148 96L146 95V94ZM158 93H160V94H162V96L163 97H161L160 96V94H158ZM216 93L217 94H219L220 96H219V98H217V96L218 95H216ZM257 93V94H256ZM45 94V95H44ZM75 94H77V95H75ZM110 94H112V95H110ZM115 94V95H114ZM133 94V95H132ZM168 94V95H167ZM175 94V95H174ZM180 94H184V95H180ZM198 94V95H197ZM224 94V95H223ZM229 94V95H228ZM259 94V95H258ZM6 95V96H5ZM59 95H63V98H62V100H61V102L59 101L60 99L59 98H61V96H59ZM109 95V96H108ZM119 95V97H117ZM130 95V96H129ZM131 95L133 96V98H134V100H132V97H131ZM216 95V99H215V96ZM231 95H233V96H231ZM33 96H36V97H33ZM64 96H67L66 97V99L64 98ZM69 96V97H68ZM78 96V97H77ZM125 96V97H124ZM139 96V97H138ZM140 96H141V100H139V98H140ZM143 96L144 97H146L145 99H142L143 98ZM165 96V97H164ZM179 96V97H178ZM181 96V97H180ZM230 96V97H229ZM235 96H236V99H233V98H235ZM41 97V98H40ZM124 97V98H123ZM138 99H137V98ZM160 97V98H159ZM173 97V101H172V98ZM212 97H214L213 99H212ZM259 97V98H258ZM58 100H57V99ZM69 98H71V101H65V100H68ZM79 98H81V99H83L84 98V101H82L81 99H79ZM101 98V99H100ZM117 98V99H116ZM122 98V99H121ZM147 98H149V103H147ZM211 98V102L213 103V101H214V103L212 104L211 102H209V99ZM229 98V99H228ZM249 98V99H248ZM116 99V100H115ZM137 99V100H136ZM152 99V100H151ZM208 99V100H207ZM251 99V100H250ZM256 100V101H253V100ZM258 99H259V101H258ZM8 100V101H7ZM45 100V101H44ZM55 100H56V102H55ZM70 100V99H69ZM74 101V103H73V101ZM79 100V101H78ZM80 100L83 102H80ZM121 100H123V102L124 101H126V102H121ZM135 100H136V102H135ZM146 100V101H145ZM159 100V101H158ZM170 100V101H169ZM239 100V101H238ZM240 100H242V101H240ZM247 100V101H246ZM63 101H65V102H63ZM108 101V105H105V103ZM129 101H131L130 103H128ZM145 101V102H144ZM151 101V102H150ZM157 101V102H156ZM185 101V102H184ZM204 101V102H203ZM210 103H208V102ZM227 101H229L228 103H226ZM231 101H233V102H231ZM246 102V104H245V102ZM251 101H252V103H254V104H252L251 103ZM49 103V105H48V107L47 106H45V104L46 103ZM51 102H54V104L53 103H51ZM78 102V103H77ZM88 102H89V104H92L93 102V104L91 105V106H89V104H88ZM97 102L99 103H101L100 105L99 104H97ZM117 102V103H116ZM120 102V103H119ZM137 103L136 105H134L135 103ZM153 102V103H152ZM172 102V103H171ZM179 102V103H178ZM180 102H182L181 104H180ZM218 102V103H217ZM242 102L244 103V104H242ZM262 102V103H261ZM47 103V104H48ZM55 103H56V105H55ZM57 103H59V104H57ZM66 103V104H65ZM75 103H77L75 106H74V104ZM98 105V106H101L102 104H104L103 106H101V107H98L96 104ZM132 103H134V104H132ZM140 105H139V104ZM142 103V104H141ZM145 103V104H144ZM151 103V104H150ZM162 103V104H161ZM176 103V104H175ZM199 103V104H198ZM215 103H216V107L218 108V109H215V106H212V105H215ZM50 104H52L53 106L55 105L57 108H59V113L57 112V114H62V115H58V116H56V112H55V109L52 111V107H51V105ZM78 104H82L84 107L82 108L81 106H79ZM86 104V105H85ZM88 104V105H87ZM95 104V107L97 108H94L93 107V105ZM109 104L110 105H112V106H109ZM129 104H131L130 106H129ZM154 104L156 105L155 107H154ZM158 104V105H157ZM164 104V105H163ZM189 104V105H188ZM207 104V105H206ZM227 104V107H225L224 105H226ZM231 104L233 105V106H231ZM237 104V105H236ZM239 104V105H238ZM44 105V106H43ZM120 105V106H119ZM122 105H124V106H122ZM126 105V106H125ZM133 105H134V107H133ZM160 105L161 106H166V107H163V108H165L166 110H167V112L165 113V111L166 110H163V111H159L160 110V108H162V107H160ZM173 105H175V106H173ZM179 105V106H178ZM186 105H187V107H186ZM207 107H206V106ZM209 105V106H208ZM218 105V106H217ZM222 105V106H221ZM236 105V106H235ZM250 105V106H249ZM258 105H259V107L261 108V110H259L260 108L258 107ZM79 106V107H78ZM89 107L88 109L90 110V108H93V110L94 111H90L91 113H92V116L89 114V110L86 108V107ZM135 106H137V108L135 107ZM140 106V107H139ZM147 106V107H146ZM171 106H172V108H171ZM177 106V107H176ZM212 106V107H211ZM221 106V108H219ZM228 106H229V109H231V110H228L227 108H228ZM41 107H44L45 108V110L46 111H44V113L43 112H41V111H43L44 110V108H41ZM47 107V108H46ZM55 107V108H56ZM76 107H78V108H76ZM111 107H112V109H111ZM129 107H130V109H129ZM145 107V108H144ZM149 107V108H148ZM169 107H170V109H169ZM184 107H186L184 110H182ZM205 108V109H202V108ZM214 107V108H213ZM248 107V108H247ZM255 107L256 108H259L258 110L257 109H255ZM38 108V109H37ZM41 110H40V109ZM61 108H63V110H61ZM82 110H81V109ZM87 109L88 110V114L87 113H85V112H87V110H84V109ZM101 108V109H100ZM123 108H125V109H123ZM126 108H128V109H126ZM133 110H132V109ZM140 109V113H139V109ZM155 108V109H154ZM179 108V109H178ZM182 108V109H181ZM191 108V109H190ZM213 108V109H212ZM235 108H237V109H235ZM245 108V109H244ZM247 108V109H246ZM263 108V109H262ZM43 109V110H42ZM47 109H49V110H47ZM110 109V110H109ZM117 109V110H116ZM122 109L124 110V112L122 113L121 111H122ZM135 109H137V110H135ZM152 109H154V110H151ZM181 109V110H180ZM197 109V110H196ZM234 109V110H233ZM37 110V112H38V115H36L38 118H40V119H36L37 117H35V116H33L34 114H36V111ZM62 112H61V111ZM84 110V111H83ZM101 110V111H100ZM102 110H105V111H102ZM109 111V112H107V111ZM117 111V112H113V113H115V114H121V116L120 117H118L117 115H114V114H112V111ZM118 110H120V112L118 111ZM130 110H132V112H129ZM179 110H180V112H179ZM235 110L237 111V113L239 112L240 114H239V116H240V119H238L239 117H238V114H235L236 112H235ZM239 110V111H238ZM244 110H246V111H244ZM249 110V111H248ZM83 111V112H82ZM111 111V112H110ZM135 111H137V112H135ZM197 113H196V112ZM200 111V112H199ZM203 111V112H202ZM228 111H230V112H228ZM234 111V112H233ZM8 112V113H7ZM26 112H28V113H26ZM30 112H31V114H30ZM46 112V113H45ZM48 112V113H47ZM54 112V113H53ZM64 112H66V113H64ZM99 112V114H101L100 116L99 115H95V117H94V113H98ZM107 112V113H106ZM129 112V113H128ZM133 112H135L136 113V115L134 116V114L135 113H133ZM153 112V113H152ZM159 112H160V114H159ZM164 114H163V113ZM182 112V113H181ZM185 112H187V113H185ZM203 114H202V113ZM250 112H251V116H250ZM40 113V114H39ZM104 113H106V117L104 116V118H102V115L104 114ZM111 115V117L110 116H108L109 114ZM138 113V114H137ZM141 113H144L143 114V116H139V115H141ZM149 115H148V114ZM185 113V114H184ZM234 113V114H233ZM33 114V115H32ZM45 114V115H44ZM46 114H47V116H46ZM48 114H52V116L50 115V119L48 118L49 116H48ZM124 114V115H123ZM127 114H128V116L130 117L129 119L131 120L133 117V119H132V121L134 120L136 123H134V121L132 122L131 121V123H128L127 121L129 120V119H127L128 118V116H127ZM151 114H153L154 116H152ZM163 114V117L164 118H162V117H160L161 119H163V120H161L162 122H160V120H159V116L160 115H162ZM169 114V115H168ZM225 114H227L226 116H225ZM244 114H245V117H244ZM247 114V115H246ZM8 115H10V117H8ZM29 115H31V116H33V117H35V118H33V117H31V118H29ZM41 115H43V116H41ZM56 117H55V116ZM115 117H114V116ZM133 115V116H132ZM159 115V116H158ZM218 115V116H217ZM223 115V116H222ZM253 115V116H252ZM260 115V116H259ZM13 116V117H12ZM20 116V117H19ZM41 116V117H40ZM44 116H46V117H44ZM63 116V117H62ZM73 116V117H72ZM139 118H138V117ZM146 116H147V118H146ZM150 116V117H149ZM176 116V117H175ZM248 116L250 117V118H248ZM18 117V118H17ZM52 117V118H51ZM54 117V118H53ZM99 117H100V119H99ZM117 117V118H116ZM137 117V118H136ZM152 117V118H151ZM183 117H184V119H183ZM189 117V118H188ZM212 117L214 118V119H212ZM234 117H238V118H234ZM251 117H253V118H251ZM13 118V119H12ZM68 118V119H67ZM87 118V119H86ZM142 118V119H141ZM145 118V119H144ZM169 119V120H167L166 122L164 121V119ZM187 118H188V120H187ZM232 118H234L233 120H232ZM244 118H246V119H244ZM44 119V120H43ZM68 120V122L69 123H67L66 121ZM70 119H71V121H70ZM117 121H119V122H117ZM127 119V120H126ZM141 119V120H140ZM154 120V121H152V120ZM155 119H156V121L157 122H155ZM221 119V120H220ZM222 119L224 120V121H222ZM229 119H231V120H229ZM236 119V120H235ZM6 120V121H5ZM12 120V121H11ZM31 120H33V122H30ZM39 120H41V121H43V122H41V121H39ZM122 120V125L121 126H117L118 125V123H119V125L121 124L120 123V121ZM130 120H129V122H130ZM137 120H139V121H137ZM146 120H148L147 122H146ZM151 120V122L149 123V121ZM180 120V121H179ZM182 120H183V122H182ZM244 120V121H243ZM28 121H29V123H28ZM58 121H59V123H58ZM60 121H64V122H66V124H68V125H66L65 123H62L63 125H61V123H60ZM124 121H125V123H126V125H129L130 124V127L131 128H128L126 125H125V123H124ZM164 121V122H163ZM172 123V125H171V123ZM175 121V122H174ZM215 121V122H214ZM229 121V123H227ZM232 121V122H231ZM239 121V122H238ZM27 122V123H26ZM35 122V123H34ZM40 122V123H39ZM97 122H99L98 124H97ZM113 123V125H112V123ZM137 122H139L140 124H138ZM142 122V123H141ZM168 122H169V127H167L168 125ZM211 122H213V123H211ZM230 122H231V124H230ZM241 122V123H240ZM49 123V124H48ZM103 123V124H102ZM106 123V124H105ZM117 124V125H114V124ZM146 125H144V124ZM149 123V124H148ZM157 123V124H156ZM162 123V124H161ZM164 123H165V125H164ZM191 123V124H190ZM202 123H203V125H205L206 123H208V125L206 124V126H203L202 125ZM218 123H219V125H218ZM223 123H226V124H224V126H223ZM233 123V124H232ZM239 123V125H237ZM30 124V125H29ZM39 124H41V125H39ZM72 124H75V126L74 125H72ZM94 124H97V125H94ZM99 124H102V126L104 127L105 125L106 126H110V127H104V129H103V127L101 126V125H99ZM134 124V125H133ZM160 124V125H159ZM199 124H201V126H203L204 128L202 129V127H200L199 126ZM219 126V127H217V125ZM242 124V125H241ZM31 125H32V127H31ZM71 125V126H70ZM140 125V126H139ZM150 125V126H149ZM211 125H213L214 127H211ZM232 125V126H231ZM253 125H255V128H254V126ZM38 126V127H37ZM64 126V127H63ZM115 128H114V127ZM123 126H126V128L124 127L123 128ZM146 128H148V129H146ZM153 126V127H152ZM161 126H163V127H161ZM167 128H165V127ZM172 126H174V127H172ZM199 126V127H198ZM15 127H22V128H20V129H18V130H16L15 129ZM26 127H28L27 129H26ZM87 127H90V130H89V132H88V130H87ZM94 127L95 128V130L94 131H92V128ZM100 127H102V129L100 128ZM140 127L141 128H143V129H141V130H139L140 129ZM149 127H151L150 129H149ZM156 129H155V128ZM161 127V128H160ZM221 127V128H220ZM224 127V128H223ZM230 127V128H229ZM250 127H252L253 128V130L250 128ZM16 130H14V129ZM59 128V129H58ZM62 128V130H60ZM67 128H69L68 130H67ZM74 128H76V129H74ZM85 128V129H84ZM111 130H110V129ZM176 128V129H175ZM192 128V129H191ZM214 128V129H213ZM219 130H218V129ZM232 128V130H230ZM53 129V130H52ZM71 129H73V132L71 131ZM100 129V130H99ZM108 129H109V131H108ZM117 129V130H116ZM119 129H120V131H119ZM123 129H125L124 131H123ZM129 131H128V130ZM152 129V130H151ZM170 129V130H169ZM194 129V130H193ZM227 129H229V131H227ZM239 129H240V131H239ZM243 129H244V131H243ZM250 129L252 130V132L253 133H249V132H251L250 131ZM11 130V131H10ZM19 130H21V133H19ZM29 130H31L29 133L27 132V131H29ZM48 130H50V131H48ZM75 130V131H74ZM87 130V131H86ZM99 130V131H98ZM102 130V131H101ZM130 130H131V132H130ZM136 130L138 131V133H139V135H138V133L136 132ZM143 130L145 131V130H149L148 131V133H146L147 131H145L144 133H143ZM154 130V131H153ZM156 130V131H155ZM161 130V131H160ZM222 130V131H221ZM243 132H242V131ZM245 130H246V132H245ZM6 131H8V132H10V133H8V132H6ZM17 131H18V133L19 134H24V135H18V133H17ZM25 131V132H24ZM71 131V132H70ZM95 131H96V133H103V135L102 134H100L99 136H98V134H97V136H96V133H95ZM118 131V132H117ZM128 131V132H127ZM132 131H133V133H132ZM141 133H140V132ZM153 131V132H152ZM164 131V132H163ZM192 131V132H191ZM225 131H227L226 133H224ZM236 131H237V133H236ZM16 132V133H15ZM38 132V133H37ZM40 132V133H39ZM47 132H52L53 134H48ZM67 132L68 133H70V134H67ZM109 132V134H107ZM125 132V133H124ZM150 132V133H149ZM163 132V133H162ZM212 134H211V133ZM230 132V133H229ZM242 132V133H241ZM44 133V134H43ZM106 133V134H105ZM124 133V134H123ZM132 133V135L133 134H135V133H137V134H135V136L133 137L132 135H130ZM147 134V136H146V134ZM153 133H157V134H153ZM187 133H188V136H189V138L187 137L186 138V136L185 135H187ZM193 133V134H192ZM247 133V134H246ZM12 134V135H11ZM13 134H15V135H13ZM25 134H27L26 136H25ZM46 134H48V135H46ZM86 134H88L89 135V137H88V135H87V137L88 138H86ZM91 134V135H90ZM105 134V135H104ZM128 134L130 135V136H128ZM142 134H143V136H142ZM151 134H153V136L151 135ZM185 134V135H184ZM45 135V136H44ZM51 135V136H50ZM65 135V136H64ZM68 135V136H67ZM80 135V136H79ZM137 135V136H136ZM182 135L184 136L183 138H182ZM191 135V136H190ZM227 137H226V136ZM237 135H238V137H237ZM79 136V137H78ZM127 136L129 137V138H127ZM241 136H243L242 137V139H241ZM48 137V138H47ZM51 137V138H50ZM76 137H78V138H76ZM80 137H83V138H80ZM84 137L86 138V139H84ZM92 137V138H91ZM111 137V138H110ZM122 137H124V138H122ZM131 137V138H130ZM174 137V138H173ZM226 137V138H225ZM237 139H236V138ZM13 139V141H12V139ZM80 138V140L82 141V142H84V140L86 141V143H81L80 142V140L79 141H77L76 139H79ZM108 138L109 139H111V140H113L114 139V143L113 142H110V140L109 141H106V140H108ZM113 138V139H112ZM132 138H134V140L132 139ZM185 138V139H184ZM248 140H247V139ZM250 138H251V140H250ZM18 139V140H17ZM104 139V140H103ZM106 139V140H105ZM120 139H122L121 141H122V143H120V144H122V147H123V149H122V147H121V145H118L119 143H117L118 141L120 142ZM185 141H184V140ZM213 139V140H212ZM3 140V141H2ZM20 140H21V142H20ZM36 140V141H35ZM87 140H89V141H87ZM104 141V143H103V141ZM127 140H129V142L127 141ZM136 140V141H135ZM158 140V141H157ZM160 140V141H159ZM175 140V141H174ZM188 140V141H187ZM203 140H205L206 141V143H205V141H203ZM212 142H211V141ZM244 140V141H243ZM250 140V141H249ZM252 140H254V141H252ZM256 140H258L257 142H256ZM15 142V144H13L12 142ZM35 141V142H34ZM64 141H65V143H64ZM76 141V142H75ZM97 141V142H96ZM101 141V142H100ZM187 141V142H186ZM2 142L3 143H5L4 144V146H3V144H2ZM7 142H8V144H7ZM10 142V143H9ZM62 142V143H61ZM72 142V143H71ZM78 142H80V143H78ZM108 142H110V143H108ZM123 142H126V143H123ZM148 142H150L149 144H148ZM152 142V143H151ZM155 142H157L158 143V145H156L157 143H155ZM198 142H200V143H198ZM204 142V143H203ZM250 142H252V143H250ZM74 143V144H73ZM94 144V146H92V144ZM107 143V144H106ZM114 145H113V144ZM116 143V144H115ZM128 143V144H127ZM139 143V144H138ZM171 143H173V145L171 144ZM198 143V144H197ZM203 143V144H202ZM208 143V144H207ZM233 143V144H232ZM247 144V145H244V144ZM10 144H12V145H10ZM61 144V145H60ZM63 144V145H62ZM95 144H96V147H95ZM97 144H99V145H97ZM103 146L104 145V147H102L101 145ZM108 144H111V145H108ZM134 146H133V145ZM154 144V145H153ZM160 144V145H159ZM162 144L163 145H165V146H163V147H165L166 148V150L168 151V154L167 153H164L163 151H162ZM169 144H171V145H169ZM194 144H197V145H195V147H194ZM206 144H207V146H206ZM65 145V146H64ZM118 145V146H117ZM130 145H131V147H130ZM146 145L148 146V147H146ZM150 145V146H149ZM186 145V146H185ZM200 147H199V146ZM202 145H204V146H202ZM209 145L211 146V147H209ZM213 145H215V146H213ZM231 145V146H230ZM236 145V146H235ZM3 146V147H2ZM49 146V147H48ZM76 146H78L77 147V150H74V147H75V149H76ZM125 146V147H124ZM136 146H137V149H141V150H143L144 152H145V150H146V152L144 153L143 151H141V150H136ZM142 146H145V147H143L142 148ZM168 146H169V149H168ZM173 148H172V147ZM177 146H179L178 147V151H176L177 150ZM180 146H182V148H180ZM202 146V147H201ZM205 146H206V148H205ZM246 146H249V148L247 147L246 148ZM8 147V148H7ZM67 147V148H66ZM108 147H110L109 149H108ZM129 149H128V148ZM134 147V148H133ZM161 148V149H159V148ZM171 147V148H170ZM192 147H194V148H192ZM245 147V148H244ZM6 148V149H5ZM34 148V149H33ZM52 148V149H51ZM145 148V149H144ZM158 148V149H157ZM197 148V149H196ZM201 148V149H200ZM204 148H205V150H204ZM14 149V150H13ZM36 149V150H35ZM101 149H104V150H106L105 152H106V155L105 154H102L101 152H103L104 150H101ZM132 149V150H131ZM171 149V150H170ZM181 149H183L184 150V152H186V153H184ZM200 149V150H199ZM29 150H30V152L32 153V154H30V152H29ZM33 150V151H32ZM64 150V151H63ZM68 150H70V151H72V152H70V151H68ZM100 150H101V152H100ZM113 150V151H112ZM131 150V151H130ZM136 150V151H135ZM186 150V151H185ZM196 150V151H195ZM6 151V152H5ZM12 151V152H11ZM63 151V152H62ZM111 151V152H110ZM123 151H125L124 152V154H123ZM137 151H139V152H141V153H139V152H137ZM161 151L163 152V154H160L161 153ZM171 151V152H170ZM209 151V152H208ZM210 151H211V154H209L210 153ZM0 152V153H1ZM3 152H5V153H7V154H9L8 156L6 155V161H5V153L3 154ZM28 152V153H27ZM39 152V153H38ZM70 152V153H69ZM114 152V153H113ZM122 152V153H121ZM129 152V153H128ZM135 152H136V154H135ZM160 152V153H159ZM192 152V153H191ZM23 153L25 154V157H24V155H23ZM26 153H27V155H26ZM37 153V154H36ZM102 155H101V154ZM104 153V152H103ZM116 153V154H115ZM126 153H128V157H127V155H126ZM131 153H133V156H130L129 157V155H132ZM144 153V154H143ZM159 153V154H158ZM208 153V154H207ZM14 154V155H13ZM43 154V155H42ZM44 154H46V155H44ZM147 154V155H146ZM201 154V155H200ZM216 154H218L217 156H216ZM4 155V156H3ZM21 155V156H20ZM40 155V156H39ZM44 157V159L43 158H41L42 156ZM62 155V156H61ZM86 155H87V157H88V159H87V161L89 162V164H88V162L87 163H85L86 162ZM110 155V156H109ZM137 155V156H136ZM138 155H141L140 157H138ZM220 155V156H219ZM255 155V156H254ZM2 156H3V158H2ZM19 156V157H18ZM30 156V157H29ZM64 157L63 158V161L62 162H59L60 161V159H62L61 157ZM66 156V157H65ZM79 156H81V157H79ZM86 158H85V157ZM107 156V157H106ZM144 156V157H143ZM9 157H12V158H9ZM23 157V158H22ZM54 157V158H53ZM142 157V158H141ZM195 157V158H194ZM215 157V158H214ZM9 158V159H8ZM17 158V159H16ZM35 158V160L34 161H31V160H33ZM72 158H73V160H72ZM77 158H78V160H77ZM81 158H84V159H82L83 161H81ZM89 158H90V160H89ZM92 158V159H91ZM97 158V159H96ZM110 158H113V159H110ZM135 158V159H134ZM160 158H161V160H160ZM164 158V159H163ZM2 159V160H1ZM96 161H95V160ZM99 159V160H98ZM105 159H108V160H105ZM133 159V160H132ZM139 159V160H138ZM143 159H144V161H143ZM178 159V160H177ZM258 159H261V161L260 160H258ZM57 160H59L58 162H57ZM67 160V161H66ZM71 162H70V161ZM74 160H75V162H74ZM98 160V161H97ZM105 160V161H104ZM110 160H111V162H110ZM113 160H114V162H113ZM115 160H117V161H115ZM135 160V161H134ZM142 160V161H141ZM171 160V161H170ZM179 160H180V162H179ZM20 161V162H19ZM80 162V166H79V162ZM137 162V163H134V162ZM146 161H148V162H146ZM12 162H14V163H12ZM44 162H46V163H49V162H51L50 164H51V166H48V165H50V164H48V165H46ZM74 162V163H73ZM90 162H94L93 164H90ZM139 162V163H138ZM144 162V163H143ZM170 162H173V163H170ZM190 162H192V163H190ZM38 163H39V165H41V166H39L40 168H41V170H40V168L39 167H37L38 168V170L37 171H34L35 169H31V168H33V167H35L36 168V166H38ZM42 163V164H41ZM52 163H54L53 165H52ZM59 163H61V164H59ZM82 163V164H81ZM117 163V164H116ZM260 163H262L263 165V168H262V166H261V164ZM13 164H14V166H13ZM15 164L17 165V166H15ZM36 164V165H35ZM43 164H44V166H43ZM57 164L58 165H60V166H57ZM116 164V165H115ZM134 164V165H133ZM136 164V165H135ZM141 164V165H140ZM194 164H197V165H194ZM216 164H218V166L216 165ZM24 165V166H23ZM61 165H62V167H61ZM65 165V166H64ZM128 165V166H127ZM133 165V166H132ZM148 165V166H147ZM191 165H193V166H191ZM253 165V166H252ZM256 165V166H255ZM4 166H5V168H4ZM33 166V167H32ZM42 166H43V168H45V169H42ZM47 166H48V168H47ZM53 166H55L54 168H53ZM75 168H74V167ZM77 166V167H76ZM81 166H83V172L82 173H80L81 172V168H79V167H81ZM87 168H86V167ZM130 166H132V167H130ZM136 166V167H135ZM152 166V167H151ZM177 166V167H176ZM186 166H188L187 168H186ZM189 166H190V168H191V171H190V168H189ZM200 166V167H199ZM242 167V169H241V167ZM251 166H252V168H251ZM31 167V168H30ZM57 167V168H56ZM112 167H114L113 168V170H112ZM128 167V169H126ZM135 167V168H134ZM169 167V168H168ZM253 167H255V170L253 169ZM29 168V169H28ZM56 168V169H55ZM76 169L77 170V172L76 173H80L79 174V176H78V174H76L75 173V171H74V176H73V174L71 173V170L72 169ZM108 168V169H107ZM119 168V169H118ZM129 168H130V170H129ZM145 168H147V169H145ZM149 168V169H148ZM182 168V169H181ZM245 170H244V169ZM68 169H69V171H68ZM79 169H81L80 171H79ZM89 169H90V171H89ZM110 169V170H109ZM124 169V170H123ZM126 169V170H125ZM133 169V170H132ZM188 169H189V171H188ZM241 169V170H240ZM252 169V170H251ZM256 169H258V172H260L259 174L256 172V174H258V175H256L254 172H253V174H251L252 173V171L254 170V171H257ZM260 169V170H259ZM25 170V171H24ZM28 170V171H27ZM31 170V171H30ZM90 172L89 174H90V176H88L89 174H87L88 172ZM94 170V171H93ZM107 170L111 173L112 171H113V173L112 174H110L109 172H107ZM119 170V171H118ZM120 170H122V174H121V172H120ZM138 170H140V171H138ZM148 170V171H147ZM7 171L8 172H16V173H18V171L20 172L21 171V174L20 175H22L21 177L19 176H17V175H19V173L18 174H16V173H7ZM24 173H23V172ZM72 171V172H73ZM92 171V172H91ZM123 171H125V172H123ZM165 171H167V172H165ZM169 171V172H168ZM174 171V172H173ZM180 171H184V172H180ZM199 171V172H198ZM217 171V172H216ZM28 172V173H27ZM63 172V173H62ZM102 172V173H101ZM196 174H195V173ZM198 172V173H197ZM248 172V173H247ZM251 172V173H250ZM6 173V174H5ZM25 173H27V174H25ZM69 173V175H67ZM102 175H101V174ZM106 175L107 173L109 174H107L106 176H108V177H106L104 174ZM117 173V174H116ZM120 173V174H119ZM167 173V174H166ZM172 173H174V174H172ZM179 173H181V174H179ZM194 173V174H193ZM214 173V174H213ZM242 173V174H241ZM247 173V174H246ZM10 175V174H15V176L14 175H10V176H8V175ZM64 174H66V175H64ZM82 174V175H81ZM86 174V175H85ZM96 174V175H95ZM98 174H100V176H102V177H100ZM116 174V175H115ZM151 175V176H149L148 177V175ZM153 174H154V177H152L153 176ZM156 174V175H155ZM166 174V175H165ZM233 174V175H232ZM244 174V175H243ZM76 175V176H75ZM85 175V179L83 178V176ZM94 175V176H93ZM104 175V176H103ZM113 175H114V178H113V180H112V177H113ZM121 177H120V176ZM135 175H136V179H134V177H135ZM168 175V176H167ZM177 175H179V176H177ZM210 175H213V176H210ZM216 175H219V178H218V176H216ZM235 175V176H234ZM59 176H62L63 177V179H61V178H59ZM66 176V177H65ZM69 176V177H68ZM87 176L89 177L88 178V181L86 182V181H84V180H86V178H87ZM96 176V177H95ZM109 176H110V178H109ZM126 176V178L127 179H125L124 177ZM128 176H130V178L128 177ZM132 176H134V177H132ZM164 176H166L165 178H166V182H165V180H164ZM169 176H171V177H169ZM187 176V177H186ZM203 176H207L206 178V181L207 182H205V184L206 183H208L209 181H210V179L212 180V181H210L209 182V184H211L210 186H208V184H207V186L206 185H204V184H202V182L204 183V180H205V177H204V179H203ZM233 178H232V177ZM41 178V179H39V178ZM68 177V178H67ZM72 177V178H71ZM82 178L81 180L83 181V183H82V187H84L85 188V185L89 182V184L88 185H86V188H85V193H86V195L87 196H89V195H91V196H89V197H91V199H90V207H92V205L94 206H96V204H102V205H106L107 203H109V204H112V206H110V207H108V213L107 214H109L110 215V213H111V211L113 212V210H114V208H115V211L117 210V212L118 213H116L115 211H114V214L113 213H111L112 215H111V217L108 215H106V216H104V214L103 215H101V214H99V213H96V214H98V215H95V212H93V208L95 207H93V208H90V209H86L84 206L82 207V209H81V205L79 206V207H77V209H80V210H76L77 211V213H81V214H77L76 213V211L74 212V211H72V209H68L67 208V205L66 204H64L63 202H61V199H58V196H60V194H57V191H59L58 189L62 186V185H65V184H67L69 181L71 182L72 180H73V178L75 179V178ZM91 177H95L94 179L93 178H91ZM99 177H100V179H99ZM104 177V178H103ZM106 177V178H105ZM117 177V178H116ZM120 177V178H119ZM152 177V178H151ZM173 177V178H172ZM200 177V178H199ZM202 177V178H201ZM210 177V178H209ZM212 177H213V179H212ZM215 177H217V178H215ZM231 177V178H230ZM241 177V178H240ZM262 177V178H261ZM66 178V179H65ZM70 178V179H69ZM91 178V179H90ZM98 178V179H97ZM109 178V179H108ZM120 180H119V179ZM123 178V179H122ZM128 178H129V180H128ZM151 178V179H150ZM157 179V182H156V179ZM172 178L173 180H175L176 178H178V179H176L175 181H173L172 179L170 180V179ZM186 180H185V179ZM189 178H192V179H189ZM201 179V180H199V179ZM215 178V179H214ZM259 178V179H258ZM57 179V180H56ZM118 179V180H117ZM124 179H125V181H124ZM132 179V180H131ZM137 179H139V181L137 180ZM154 179V180H153ZM161 179V180H160ZM162 179H163V181L164 182H162ZM183 181H181V180ZM197 179V180H196ZM254 181H253V180ZM115 180V181H114ZM118 181V183H117V181ZM124 182H123V181ZM128 180V181H127ZM135 180V181H134ZM159 180V181H158ZM214 180L216 181V182H214ZM220 180H222V183H221V181ZM224 180V181H223ZM250 180H252V181H250ZM260 182H258V181ZM60 182V184H62V185H60V184H58V182ZM67 181V182H66ZM93 183H92V182ZM112 181H113V183H112ZM139 183H138V182ZM140 181H142L143 183H145V185L144 184H142ZM145 181V182H144ZM190 181V182H189ZM193 181V182H192ZM230 181H231V183H230ZM236 181V182H235ZM247 181V182H246ZM249 181V182H248ZM4 182V183H3ZM40 182H42L43 183V185L41 186L40 184H42V183H40ZM64 182H66V183H64ZM86 182V183H85ZM122 182V183H121ZM127 182H128V184H127ZM137 183V185H136V183ZM154 182H155V184H154ZM161 182V183H160ZM168 182V183H167ZM172 182V183H171ZM174 182H175V184H174ZM180 182H182V183H180ZM189 182V183H188ZM213 182H214V184H213ZM220 182V183H219ZM227 182H229V183H227ZM232 182H234V183H232ZM239 182V183H238ZM241 182H243V183H241ZM55 183V184H54ZM123 183H125V184H127V185H125V184H123ZM130 183V184H129ZM150 183V184H149ZM196 183H198V185L196 184ZM236 183H238L239 184V186L238 185H236ZM245 183H247V185L245 184ZM250 183V184H249ZM252 183V184H251ZM3 184H4V186H3ZM51 184V185H50ZM97 184V185H96ZM100 184H103V185H101L100 186ZM113 184V185H112ZM158 184V185H157ZM163 184V185H162ZM185 184V185H184ZM200 184H202V186H206L205 188H201V185ZM229 184H231V185H229ZM59 185V186H58ZM92 185V186H91ZM94 185V186H93ZM111 185V186H110ZM115 185V186H114ZM149 185V186H148ZM152 185V186H151ZM155 185V186H154ZM161 187H160V186ZM177 185H178V187H177ZM181 185V186H180ZM230 187H229V186ZM236 185V186H235ZM49 186H52V187H49ZM91 186V187H90ZM96 186V187H95ZM113 186V187H112ZM127 186H129V187H127ZM131 186V187H130ZM133 186H135V187H133ZM139 186L140 187H142V188H139ZM163 186V187H162ZM169 186V187H168ZM171 186H173V191H172V187ZM175 186V187H174ZM194 186V187H193ZM234 186H235V188H234ZM243 186V187H242ZM246 186V187H245ZM260 187V189L262 190V192H261V190H259V187ZM54 187H55V189H54ZM59 187V188H58ZM154 188L155 190H157V191H155L154 189H152V188ZM168 187V188H167ZM177 187V188H176ZM182 188V187H186V188H188V189H186V188H182L181 190H180V188ZM208 187V188H207ZM257 187V188H256ZM31 188H33L32 189V191L30 190ZM36 188H38V189H36ZM48 188V189H47ZM133 188V190H130V189H132ZM158 188H160V189H158ZM171 188V189H170ZM201 188V189H200ZM229 188V189H228ZM27 189H29V191H31V193H29L28 192V190ZM52 189H54V190H52ZM86 189L88 190V191H86ZM96 189V190H95ZM122 189V190H121ZM141 189V190H140ZM178 189V190H177ZM191 189H193V190H195V191H193V190H191ZM201 191H200V190ZM232 189H235V191L234 190H232ZM257 189V190H256ZM20 190V191H19ZM25 190H27V192L26 193H24V191ZM55 190H57V191H55ZM92 192H91V191ZM148 190V191H147ZM172 192H171V191ZM175 190V191H174ZM189 190V191H188ZM205 190V191H204ZM210 190V191H209ZM229 190V191H228ZM242 190V191H241ZM246 190V191H245ZM260 192H259V191ZM51 191H53V193H51ZM55 191V192H54ZM94 191V192H93ZM127 191H129V192H127L128 193V195H126V192ZM131 191H133V192H135V191H137V193H138V195L139 194H144V196H148L149 197V199L147 198V197H145V198H143V197H141V196H138L137 197V193L136 194H131L130 195V193H131ZM146 191V192H145ZM181 191V192H180ZM192 191V192H191ZM204 191V192H203ZM244 191L246 192V193H244ZM253 191V192H252ZM257 191V192H256ZM22 192H23V194H22ZM44 192L46 193V192H50L52 195H50V193H48V194H46V196L44 195ZM89 192V193H88ZM109 192V193H108ZM132 192V193H133ZM141 192H144V193H141ZM165 192V193H164ZM173 192H175V193H173ZM188 192H189V194L191 193L193 196H189L188 195ZM194 192V193H193ZM203 192V193H202ZM206 192V193H205ZM208 192H210V193H208ZM212 192V193H211ZM219 192V193H218ZM235 192V193H234ZM19 193H21L20 195H19ZM29 193V194H28ZM35 193V194H34ZM88 193V194H87ZM95 193V194H94ZM124 193V194H123ZM145 193H147L146 195H145ZM157 193H158V195H160V196H163V195H166L167 196V198L171 201H169L167 198H166V196H163V197H161V198H159L160 200L158 201V199H156V198H158V196H157ZM197 193H199V194H197ZM218 195H217V194ZM96 195V197L97 198H95L94 197V195ZM169 194V195H168ZM207 194V195H206ZM214 194H216V195H214ZM224 194V195H223ZM239 194H240V196H239ZM242 194V195H241ZM29 195V196H28ZM31 195V196H30ZM37 195V196H36ZM56 195V196H55ZM92 195H93V197H94V199H95V201L93 200V198H92ZM212 195V196H211ZM221 195H222V197H221ZM232 195V196H231ZM4 196H5V198H4ZM10 196V197H9ZM101 196H103V197H101ZM108 196V197H107ZM133 196V197H132ZM155 196V197H154ZM159 196V197H160ZM181 196V197H180ZM183 196V197H182ZM229 196V197H228ZM239 196V197H238ZM253 196V197H252ZM255 196V197H254ZM54 197L56 198L55 200H56V202H55V200L53 201V199H54ZM130 197V198H129ZM154 197V198H153ZM165 197V198H164ZM171 197H172V199H171ZM191 197V198H190ZM200 197V198H199ZM205 197V198H204ZM218 198V201L216 200V198ZM227 197V198H226ZM231 197V199H229ZM252 197V199H250ZM11 198V199H10ZM32 198H33V200H34V202H32L33 200H32ZM35 198H36V200H35ZM49 199V201H47L46 199ZM106 198V199H105ZM112 198V199H111ZM133 198H135L136 200H138L139 199V203H137V201L135 200V199H133ZM138 198V199H137ZM176 198H178V199H176ZM186 198V199H185ZM213 198V199H212ZM239 198H240V201H239ZM255 198H257V199H255ZM117 199V200H116ZM133 199V200H132ZM141 199V200H140ZM143 199H145V200H143ZM148 201H147V200ZM153 199H156V200H154V201H156V203H154L152 200ZM166 199V200H165ZM183 199V200H182ZM198 199V200H197ZM223 200V201H219V200ZM248 199V200H247ZM254 199V200H253ZM32 200V201H31ZM52 200V201H51ZM60 202H59V201ZM93 200V201H92ZM102 202H101V201ZM134 200H135V202H134ZM165 200V201H164ZM195 200H197V201H195ZM204 200H206V201H204ZM212 200H216L215 201V203H214V201L212 202ZM247 200V201H246ZM17 201L19 202V204L17 203ZM117 201V202H116ZM119 201V202H118ZM122 201H124V202H122ZM129 201V203H127ZM151 201V206L148 204V202H150ZM198 201H201V202H198ZM210 201H211V203H210ZM227 201L230 203H227ZM232 201H233V203H232ZM238 201L240 202V203H238ZM241 201H242V203H241ZM39 202H41V204L42 203H44L43 205H41ZM45 202H48V203H45ZM126 202V203H125ZM131 202V203H130ZM142 202V203H141ZM181 202H184V203H181ZM188 202V205L187 204H185V203H187ZM192 202H195V203H192ZM216 202L218 203V208H214L215 206H217V204H216ZM220 202L222 203V204H220ZM245 203V205H244V203ZM11 203V204H10ZM59 203V204H58ZM116 203V204H115ZM117 203H119V204H117ZM123 203V204H122ZM132 203H134L133 205H132ZM154 203V204H153ZM159 203V204H158ZM173 203H175V204H173ZM205 203H207V204H205ZM226 203V204H225ZM15 204H17V205H15ZM39 204L41 205V206H44V207H39V208H37V205L39 206ZM47 204H48V206H47ZM58 204V205H57ZM64 204V205H63ZM92 204V205H91ZM126 204V205H125ZM128 204V205H127ZM145 204V205H144ZM158 204V208H157V205ZM165 204V205H164ZM167 204V205H166ZM178 204V205H177ZM191 204V205H190ZM196 204H198V205H196ZM227 204H228V206H227ZM236 204H237V206H236ZM241 204V205H240ZM254 204V205H253ZM13 205H15V209L13 208L12 209V207H13ZM31 205H32V208H31ZM33 205H34V207H33ZM60 205V206H59ZM66 205V206H65ZM118 205H119V208H118ZM129 205H130V209H129ZM132 205V206H131ZM147 205H149V206H147ZM154 205V206H153ZM160 205V206H159ZM162 205H164V206H162ZM177 205V206H176ZM179 205H183L182 207L181 206H179ZM195 205V206H194ZM212 205V206H211ZM221 205V206H220ZM235 205V206H234ZM240 205V206H239ZM243 205H244V207H243ZM12 206V207H11ZM63 206V207H62ZM122 206V207H121ZM143 206V207H142ZM145 206V207H144ZM155 207L152 211H151V209L153 208V207ZM167 206H172L174 209L172 210V207H167ZM190 206V207H189ZM196 206H198V207H196ZM207 206H209L208 208H206ZM222 206H226V207H228V209L229 208H232L231 210L229 209V211H228V213H225V214H228V215H226L227 217H229V218H226V216L223 218V217H221L220 218V216H221V214H220V211H219V209L220 208H222ZM10 207H11V209H10ZM21 207V208H20ZM65 207V208H64ZM111 207H114V208H111ZM125 207V208H124ZM126 207H128V208H126ZM149 207V208H148ZM188 207V208H187ZM199 207H200V209H199ZM233 207H237L238 208V210L235 208V209H233ZM252 207H255V209L254 208H252ZM86 210H85V209ZM117 208V209H116ZM133 208V209H132ZM138 208V209H137ZM162 208H166L165 210L166 211H164ZM168 208H169V210H168ZM193 208H194V210H193ZM195 208H197V210H195ZM204 208V209H203ZM240 208V209H239ZM250 208V209H249ZM33 209V210H32ZM46 210V211H44V210ZM84 209V213H83V211H81V210H83ZM92 209V211H90ZM124 209V210H123ZM136 209V210H135ZM158 210V212H157V210ZM189 209V210H188ZM201 209H203V212H205L206 211V215L204 214H199V213H202V210ZM215 209H217V210H215ZM253 209V210H252ZM256 209H257V211H256ZM15 210V211H14ZM35 210V211H34ZM50 210V211H49ZM65 210V211H64ZM68 210V211H67ZM128 210H131L132 212H134V216H136L135 217V219H134V216H133V220L131 221V223H132V226H131V224L128 222V220L126 221L125 220V218L123 217V214L122 213H125V211H128ZM168 210V211H167ZM193 211V213L191 214V212ZM71 211V212H70ZM138 213H137V212ZM154 211H156V212H154ZM162 212V214H161V212ZM191 211V212H190ZM199 211H201V212H199ZM208 211H210L209 212V214H208ZM212 211V212H211ZM235 213H233V212ZM243 211V212H242ZM247 211H249L248 213H246ZM255 211H256V213H255ZM260 211V212H259ZM30 213L29 215L30 216H28V213ZM33 212V213H32ZM60 212V213H59ZM136 212V213H135ZM198 212V213H197ZM218 212V213H217ZM240 212V213H239ZM254 212L255 214H257V215H252V213ZM262 212V213H261ZM25 213H27V215H25ZM32 213V214H31ZM64 213V214H63ZM66 213V214H65ZM67 213H68V215H67ZM76 213V214H75ZM163 213L164 214H166V215H164V217H163ZM196 213H197V215H196ZM253 213V214H254ZM258 213H260V214H258ZM69 214H70V216H69ZM84 214V215H83ZM122 215V217L120 216V217H118L119 215ZM136 214V215H135ZM139 214V215H138ZM140 214H141V216H140ZM168 214H171L172 216H174V215H178V217L176 218V216H175V218H174V220H173V218L170 216V215H168ZM179 214H183V215H180V217H179ZM229 214H230V216H229ZM234 214V215H233ZM243 214H245V216L243 215ZM248 214V215H247ZM251 214V215H250ZM64 215H65V217H64ZM79 215V216H78ZM114 215V216H113ZM153 215V216H152ZM160 215H161V218H160ZM194 215V216H193ZM231 215H233V219H232V217H231ZM63 216V217H62ZM68 216V218H66ZM73 216H76V217H73ZM80 217V218H84V216H85V218H86V220H85V218L84 219H79V221H77L78 219V217ZM81 216H83V217H81ZM94 216V217H93ZM113 216V217H112ZM117 216V217H116ZM146 216V217H145ZM165 216L167 217V218H165ZM170 216V219L168 218ZM183 216H185V219H186V217H187V219L186 220H184V219H182L181 217H183ZM196 216V217H195ZM198 216V217H197ZM238 216V218H239V222H238V218H236ZM253 216V217H252ZM257 216V217H256ZM87 217L89 218L88 220H87ZM102 217V218H101ZM104 217H106V219H103ZM110 218V220H109V218ZM145 217V218H144ZM150 217H151V219H150ZM154 217V219H152ZM163 217V218H162ZM191 217V218H190ZM194 217V218H193ZM207 218V219H203V218ZM248 217V218H247ZM257 219H256V218ZM261 217V218H260ZM33 218H37V219H33ZM49 220H48V219ZM71 218V219H70ZM116 218V219H115ZM121 218H122V220H121ZM136 218H137V220H136ZM143 218V219H142ZM178 218H179V221H178ZM181 218V219H180ZM184 218V217H183ZM189 218H190V220H191V223L189 224L187 221L189 220ZM200 220V222H199V220ZM244 218L245 219H247V221H246V223H245V221H244ZM256 220H255V219ZM264 218V217H263ZM77 219V220H76ZM95 219H96V221H95ZM99 219H101V221H104V222H101ZM114 219V220H113ZM117 219H118V221H117ZM138 219H139V221H138ZM156 219V220H155ZM161 219H163V220H161ZM176 219V220H175ZM195 219V221H193V220ZM202 219H203V221H208V222H203L202 221ZM232 219V220H231ZM235 219H237V220H235ZM262 219V220H261ZM64 220H68V221H65L64 222ZM85 222H84V221ZM94 220V221H93ZM121 222H120V221ZM153 220V221H152ZM172 220V221H171ZM189 220V221H190ZM229 220H230V222L231 221H233L234 223H231L230 224V222H229ZM71 221V222H70ZM74 221H76V223L78 224L77 226L76 225H74L75 223H73ZM82 221H83V223H82ZM92 221V222H91ZM136 221V222H135ZM198 221V222H197ZM202 221V222H201ZM228 221V222H227ZM241 221V222H240ZM257 222V226H256V222ZM258 221H261V222H258ZM29 222H32L33 224H31V223H29ZM69 223V224H67V223ZM87 222H89V223H87ZM99 224H97V223ZM107 222H110V223H107ZM111 222H112V224H111ZM116 222V223H115ZM128 222V223H127ZM133 222H135L134 224H133ZM151 222H152V224H151ZM158 222V223H157ZM210 222V223H209ZM235 222H237V223H239V224H241V226H239L237 223H235ZM66 223V224H65ZM80 223H82L83 224V226H82V224L80 225ZM90 223L92 224V225H90ZM96 223V224H95ZM106 223H107V225H106ZM120 223V224H119ZM122 223V224H121ZM123 223H124V225H123ZM172 223V225H170ZM187 223V224H186ZM195 223H197V224H195ZM213 223V225H215V224H217V223H219V224H217V225H215V226H218V227H215L216 228V230H218L219 231V233H218V231L216 232V231H214L215 230V228L213 229V227L214 226H212V225H210V224H212ZM242 223L244 224V225H242ZM29 224V225H28ZM85 224V225H84ZM100 224H104V225H102V226H105V227H102V226H100ZM108 224L109 225H112L113 226V228H111L110 226H108ZM118 224V225H117ZM128 224L130 225V226H128ZM136 224V225H135ZM138 224V225H137ZM150 224V225H149ZM166 224H168L167 226H166ZM203 224V225H202ZM224 224H226V225H223ZM263 224V225H262ZM65 225V226H64ZM67 225V226H66ZM87 225V226H86ZM93 225H94V227H95V229H94V227H93ZM114 225H116V227H114ZM123 225V226H122ZM186 225V226H185ZM191 225V226H190ZM194 225V226H193ZM223 227H221V226ZM230 227H229V226ZM235 225V226H234ZM246 225V226H245ZM258 225H261V226H258ZM56 226H57V228H56ZM69 226V227H68ZM70 226H73V227H71L70 228ZM102 227V228H100V227ZM128 228V229H126V227ZM202 226V227H201ZM207 226V227H206ZM244 226V227H243ZM84 227V228H83ZM88 227H90V228H88ZM91 227H93L92 228V230H93V233H94V231L95 230H97V231H95L96 232V234L94 233V236H93V233H92V230H91ZM99 227V228H98ZM133 227H136V228H133ZM157 227V228H156ZM179 227V228H178ZM184 227H185V229H187V230H185L184 229ZM199 227V228H198ZM210 227V228H209ZM243 227V228H242ZM250 227V228H249ZM7 228V229H6ZM67 228V229H66ZM70 228V229H69ZM78 228V229H77ZM84 229V230H82V229ZM88 228V229H87ZM104 228V229H103ZM116 228H119V229H116ZM125 230H124V229ZM132 229L133 231H131L130 229ZM159 228V229H158ZM176 228H178V229H176ZM184 229V230H180V229ZM193 228H196V229H193ZM201 228V230H197V229H200ZM203 228H206V229H204L203 230ZM208 228V229H207ZM219 228V229H218ZM263 228V229H262ZM59 229V230H58ZM63 229H64V231H63ZM81 229V230H80ZM86 229L88 230V232H89V234H88V232L86 233L85 231H86ZM117 231H116V230ZM122 231H121V230ZM156 229H157V231H156ZM164 229V230H163ZM169 229V230H168ZM172 229V230H171ZM174 229V230H173ZM210 229H212V230H210ZM227 229H230V230H227ZM234 229V230H233ZM242 229V230H241ZM244 229V230H243ZM259 229V230H258ZM6 230H9V231H6ZM72 230V231H71ZM80 230V232L81 233H79L78 231ZM91 230V231H90ZM106 230V231H105ZM127 230V231H126ZM153 230V231H152ZM155 230V231H154ZM163 232H162V231ZM171 230V231H170ZM175 230L177 231V232H175ZM224 230H225V232H224ZM263 230V231H262ZM12 231V233H14L15 235H16V237H14V239L12 238L11 239V241L10 242H6L5 241V239H6V236L8 235V234H6V232L7 233H9V232H11ZM63 231V232H62ZM151 231H152V233H151ZM161 231V232H160ZM170 231V232H169ZM179 231V232H178ZM187 231V232H186ZM197 231V232H196ZM201 231V232H200ZM238 231H239V233H238ZM241 231V232H240ZM258 233H257V232ZM261 231V234H259V232ZM70 234H69V233ZM76 232H78V234L76 233ZM91 232V233H90ZM120 232V233H119ZM121 232H122V236H124V238L123 237H121V235L119 236L117 233H119V234H121ZM143 232H144V234L146 233V235H147V233H148V235L146 236H144V234H143ZM154 232H156V233H154ZM157 232H160L159 234H161V235H157V237L155 236L156 234H158ZM190 232V233H189ZM207 232V233H206ZM226 232H228L226 235V237H225V233ZM237 233L235 236H233L235 233ZM11 233V234H12ZM64 233V234H63ZM71 233H72V236H71ZM83 233V234H82ZM137 233H139V236H137L138 234ZM142 233V234H141ZM166 233V234H165ZM184 233V234H183ZM185 233H189L190 234V237H189V234L187 235V234H185ZM191 233H193V234H191ZM195 233V234H194ZM199 233V234H198ZM205 233V234H204ZM212 233V234H211ZM6 234V235H5ZM32 234V235H31ZM74 234H76V236L74 235ZM91 234V235H90ZM112 234H115V235H113L114 237H112ZM175 234H176V236H179V238L178 237H176L175 236ZM183 234V235H182ZM209 234V235H208ZM258 234V235H257ZM82 235V236H81ZM96 235L98 236V237H96ZM102 235H104V236H102ZM111 236V238H110V236ZM129 235V236H128ZM134 235H135V239H137V240H135L134 239ZM150 235H153V236H155V237H150ZM167 235H169V237L170 236H172V237H168V238H166L167 237ZM196 235H197V237L198 236H200V237H198L199 239H198V241L196 240ZM253 235V236H252ZM260 235V236H259ZM33 236V237H32ZM87 236H89V238L87 237ZM102 236V237H101ZM116 236H118V238L116 239ZM126 236V237H125ZM133 236V237H132ZM143 236V237H142ZM173 236H174V238H173ZM231 236V237H230ZM233 236V237H232ZM258 236L260 237V238H258ZM261 236H263V237H261ZM32 237V238H31ZM77 238L78 239V237H81V238H85L84 240L82 239V241L80 240V239H74V238ZM87 237V238H86ZM96 237V238H95ZM104 237V238H103ZM107 237H108V239H110L109 241H107L108 239H107ZM142 239H141V238ZM145 237V238H144ZM146 237H147V239H146ZM150 237V238H149ZM159 237H164V238H160V240H162L163 242H162V244H161V241L158 239V240H156L155 241V238L157 239V238H159ZM206 237V238H205ZM208 237V238H207ZM211 237V238H210ZM216 237V238H215ZM229 237V238H228ZM239 237H241V238H239ZM244 237V238H243ZM250 237V238H249ZM254 237H256V238H254ZM20 238H22V239H20ZM123 238V239H122ZM144 238V239H143ZM152 238H154V239H152ZM193 238V239H192ZM237 240H236V239ZM89 239V240H88ZM102 239V240H101ZM116 240V242L114 241L113 242V240ZM121 239L122 240H125V239H127V240H125V241H121ZM138 239H140V240H138ZM164 239V240H163ZM168 239V240H167ZM206 239V240H205ZM209 239V240H208ZM214 239V240H213ZM216 239V240H215ZM224 239V240H223ZM228 240V239H230V240H228V241H226V240ZM231 239H233V241H231ZM105 240H106V242H105ZM120 240V241H119ZM145 242V240H147L148 242H149V244H146L147 242H145V243H143V241ZM152 240V241H151ZM213 240V241H212ZM236 240V241H235ZM247 240V241H246ZM249 240H251V241H249ZM256 240V241H255ZM76 241V242H75ZM82 242V246H80V243ZM83 241H84V243H83ZM127 241V242H126ZM133 241H134V243H133ZM141 241H142V243H141ZM166 241H169V242H167L166 243ZM205 241H206V243H208V244H206L205 243ZM241 241V242H240ZM243 241V242H242ZM261 242V243H258V242ZM19 242H20V244H19ZM132 242V243H131ZM152 242H155L154 244L152 243ZM158 242H159V244H158ZM192 242V243H191ZM196 244H195V243ZM201 242H202V244H201ZM213 242V243H212ZM223 242H224V244H223ZM226 242H228V243H226ZM229 242H230V244H229ZM237 242V243H236ZM249 242V243H248ZM75 243V244H74ZM111 243V244H110ZM118 243H121V244H118ZM125 243V244H124ZM141 243V244H140ZM175 243V245H173ZM226 243V244H225ZM232 243H235V244H233V245H235V246H233L232 245ZM8 244V245H7ZM109 244V245H108ZM113 244V246H115V247H111V245ZM121 245L120 247L118 246V245ZM131 244V245H130ZM168 244V245H167ZM192 244L193 246H190V245ZM210 244H211V246H210ZM242 244H244L243 246H242ZM251 244V245H250ZM4 245V246H3ZM11 245L13 246V248H11ZM84 245H85V247H84ZM127 246V249H125V253H124V251L122 250V249H124V248H126V247H124V246ZM128 245H129V247H131V248H129L128 247ZM161 245H163V246H161ZM204 245H206V246H204ZM208 245H209V247H208ZM222 247H221V246ZM239 245L241 246L240 248H239ZM246 245V246H245ZM1 246H3V247H1ZM18 246H19V248H18ZM23 246V247H22ZM117 246V247H116ZM136 246H137V249H136ZM155 246H157V247H155ZM162 247L161 249H160V247ZM173 246V247H172ZM184 246H186V247H184ZM195 246V247H194ZM203 246V247H202ZM216 246H219V247H216ZM233 246V247H232ZM248 246H249V248H248ZM260 246H261V248H260ZM6 247H8L7 249H6ZM78 247V248H77ZM80 247H82L81 249H80ZM108 247H109V249H108ZM110 247H111V250H110ZM133 247V248H132ZM155 247V248H154ZM215 247V248H214ZM246 247V248H245ZM253 247V248H252ZM263 247V248H262ZM10 248V249H9ZM68 248V249H67ZM78 250H77V249ZM116 248V249H115ZM178 250H177V249ZM187 248V249H186ZM189 248H190V250H189ZM193 248V249H192ZM196 250H195V249ZM203 248V249H202ZM220 248H222V249H220ZM231 248V249H230ZM236 248V249H235ZM244 248V249H243ZM131 249H133V250H131ZM141 249V250H140ZM158 249H160L159 251H158ZM168 249V250H167ZM176 250L177 252H175L174 250ZM211 249H213V250H215L216 249V251H212L213 252V254H215V253H217V254H219L218 256L215 254V256L216 257H214V255L212 254V252L209 254V251H211ZM218 249H219V252H218ZM239 249H241V250H243V252L242 251H239ZM254 249V250H253ZM257 249V250H256ZM262 249V250H261ZM3 250H4V252H3ZM9 250V251H8ZM19 250H20V252H19ZM75 250H77V251H75ZM128 250V253H126V251ZM129 250H131V251H129ZM169 250H171V251H169ZM185 250V252L184 253H187L188 254V256H186L187 254H184L182 251H184ZM191 250H193L194 252H192V254L190 253L191 252ZM198 250V251H197ZM222 250V252H220ZM226 252H225V251ZM233 250H234V252H233ZM247 250V251H246ZM15 253H13V252ZM78 251H79V253H78ZM138 251H139V253H138ZM157 251H158V253H157ZM173 251V256L171 255L170 257H171V259H170V257H168L169 256V252H170V254H172L171 252ZM187 251V252H186ZM208 251V252H207ZM223 251H224V253H223ZM230 251V252H229ZM247 253H246V252ZM249 251V252H248ZM252 251L253 252H255V253H257V254H253V256L251 257H249V259L248 258H246V255L248 254V253H252ZM258 251H260L259 253H258ZM8 252V253H7ZM9 252H11V253H9ZM67 252H68V254H67ZM82 252V253H81ZM117 254H116V253ZM137 252V253H136ZM164 252V253H163ZM167 252V253H166ZM182 252V253H181ZM197 252V253H196ZM207 252V253H206ZM238 252V253H237ZM240 252V253H239ZM242 252V253H241ZM72 253V254H71ZM77 253V254H76ZM137 255V256H135V254ZM163 253V258H162V256L160 255V254H162ZM174 253H176V254H174ZM181 253V254H180ZM189 253H190V255H189ZM198 254V256H193L194 254ZM204 253V254H203ZM229 253H231V254H229ZM8 254H12L11 256L10 255H8ZM78 255V256H76V255ZM84 255V254H87V255H84L83 257L82 256H80V255ZM119 254V255H118ZM165 254V255H164ZM184 254V255H183ZM213 255V257H212V255ZM222 254H223V257L224 258H222ZM241 254V255H240ZM47 255H50V256H47ZM66 255V256H65ZM68 255H70V256H68ZM72 255V256H71ZM150 255V256H149ZM160 255V256H159ZM208 255V256H207ZM233 257H232V256ZM244 257H243V256ZM53 258H52V257ZM70 257V258H68V257ZM76 256V257H75ZM80 256V257H79ZM154 258H153V257ZM191 256H193V257H191ZM220 256V257H219ZM256 256V257H255ZM34 257H35V259H34ZM84 257H86L84 260L83 259H81V258H84ZM91 257H93V258H91ZM151 257L153 258V259H151ZM166 257V258H165ZM168 257V258H167ZM179 257H180V260H181V262L179 263V261H177V260H179ZM207 257H209V258H207ZM211 257H212V259H211ZM235 257H237V259L235 258ZM243 257V258H242ZM253 257H254V259L255 260H257L256 262H255V260L254 261H252L251 260V258L253 259ZM77 258V259H76ZM79 258V259H78ZM96 258V259H95ZM105 258H107V259H105ZM178 258V259H177ZM184 258H190V259H192L193 260V263H192V260H190V259H187V261H186V259L184 260ZM201 258L202 259H204V260H201ZM216 258V259H215ZM233 258H235V259H233ZM241 258V259H240ZM246 258V259H245ZM34 259V260H33ZM70 259V260H69ZM75 259V260H74ZM81 259V260H80ZM176 259V260H175ZM199 259V260H198ZM68 260V261H67ZM72 260V261H71ZM73 260H74V262H73ZM77 260H79L78 262H76ZM96 260H99L98 262L96 261ZM103 260V261H102ZM104 260L105 261H107V262H105L104 263ZM132 260V261H131ZM134 260H135V262H134ZM174 260V261H173ZM240 260V261H239ZM245 261V262H242V261ZM250 260V261H249ZM48 261V262H47ZM90 261V262H89ZM115 261H117V262H115ZM139 261V262H138ZM160 261H161V263H160ZM172 261V262H171ZM191 261V262H190ZM195 261V262H194ZM71 262V263H70ZM92 262V263H91ZM166 262V263H165ZM171 262V263H170ZM202 262H204V263H202ZM232 262V263H231ZM184 263V264H185ZM196 263V264H197ZM247 263V264H248Z\"/></svg>", "mask_w": 264, "mask_h": 264}, {"label": "bare ground", "instance_id": "6f19581e", "mask_svg": "<svg viewBox=\"0 0 264 264\" xmlns=\"http://www.w3.org/2000/svg\"><path fill=\"white\" fill-rule=\"evenodd\" d=\"M0 1H1V0H0ZM5 1H6V0H5ZM12 1H13V0H12ZM16 1L19 2L20 0H19V1L16 0ZM16 1H15V2H16ZM21 1H22V3H25V2L28 3V2H29V1H26V0H25V2H23L24 0H21ZM21 1H20V2H21ZM39 1H40V0H39ZM41 1H42V0H41ZM45 1H48V0H45ZM125 1H126V0H125ZM125 1L123 0L124 4H125ZM144 1H145V0H144ZM167 1H168V0H167ZM172 1H173V0H172ZM172 1H171V2H172ZM174 1H176V0H174ZM174 1H173V2H174ZM192 1H193V0H192ZM194 1H195V0H194ZM200 1H201V0H200ZM233 1H234V0H233ZM233 1H231V2H233ZM242 1H243V0H242ZM242 1H241V2H242ZM258 1H259V0H258ZM13 2H14V1H13ZM30 2H31L30 5L34 3L33 0H32V1L30 0ZM54 2H56V3H54ZM54 2H53L54 4H58L56 0H55ZM82 2H85V0H83ZM128 2H129V1H128ZM155 2H156V1L154 0V3H155ZM164 2H165V1H163V3H164ZM173 2H172V3H173ZM183 2H184V0H183ZM185 2H186V1H185ZM204 2H207V1H204ZM215 2H216V0H215ZM241 2H240V3H241ZM244 2H245V1H244ZM27 3H25V5H26ZM36 3H38L37 5L39 6L40 2H36ZM36 3H35V5H36ZM46 3H47V2H45V4H46ZM48 3H50V2H48ZM51 3H52V2H51ZM53 3H52L51 5H53ZM102 3H103V2H102ZM148 3L153 5V1H152V3H151V1L148 2ZM160 3H161V1L157 2L156 4H159V5H160ZM165 3H166V2H165ZM165 3H164V5H165ZM169 3H170V2H168L167 5H168ZM178 3H179V2H178ZM181 3H182V2H181ZM210 3H211V1H210ZM220 3H221V2H220ZM235 3H236V2H235ZM253 3L255 4V1H254V0H253ZM257 3H258V2H257ZM11 4H13V3H11ZM14 4H16V3H14ZM41 4H42V3H41ZM41 4H40V6H41ZM124 4H123V5H124ZM126 4H127V3H126ZM126 4H125V5H126ZM132 4H133V3H132ZM149 4H148V5H149ZM174 4H176V3H174ZM179 4H180V3H179ZM190 4H191V3H190ZM206 4H209V3H206ZM215 4H216V6H217L219 3H218V4L215 3ZM238 4H239V3H238ZM254 4H253V5H254ZM5 5H6V3H5ZM43 5H44V2H43ZM47 5H49V4H47ZM84 5H85V3H84ZM152 5H151V6H152ZM164 5H163V7H164ZM198 5H200V4L198 3ZM221 5H222V4H221ZM221 5H220V8H223V7H224V9L227 8V7L225 8V6H223V5H222V7H221ZM225 5H226V4H225ZM253 5H250V6H253ZM255 5H256V4H255ZM255 5H254V6H255ZM33 6H34V4H33ZM53 6H54V5H53ZM65 6H67V4H66ZM174 6H175V5H174ZM178 6H181L180 8H182L183 5L180 4V5H178ZM214 6H215V5H214ZM241 6L244 7V5H242V4H241ZM254 6H253V7H254ZM19 7H20V6H19ZM42 7H43V6H42ZM54 7H55V6H54ZM149 7H150V6H149ZM157 7H158V6H156V8H157ZM163 7H161V9H162ZM165 7H166V6H165ZM195 7H196V5H195ZM206 7H208V6H206ZM218 7H219V6H218ZM218 7H217V8H218ZM228 7H229V6H228ZM231 7H232V5L230 6V8H231ZM235 7H237V6L235 5ZM238 7H239V6H238ZM262 7H263V6H262ZM44 8H45V6H44ZM56 8H58V7H56ZM56 8H55V9H56ZM119 8H121V7H119ZM156 8H155V9H156ZM177 8H178V7H176V10H175L176 12H177V10L179 9V8H178V9H177ZM198 8H200V7H198ZM202 8H203V7H202ZM212 8H213V7H211V9H212ZM245 8H246V7H245ZM254 8H255V7H254ZM256 8H257V7H256ZM256 8H255V9H256ZM1 9H2V8H1ZM11 9H13V6H12ZM19 9H20V8H19ZM70 9H72V7L69 8V10H70ZM128 9H129V8H128ZM174 9H175V8H174ZM174 9H173V10H174ZM190 9H191V8H190ZM190 9H189V12H190ZM192 9H193V8H192ZM192 9H191V11H192ZM195 9H197V8H195ZM195 9H193V10L195 11ZM200 9H201V8H200ZM213 9H214V8H213ZM227 9H228V8H227ZM227 9H226V10H227ZM235 9H236V8H234V10H235ZM240 9H241V8H240ZM242 9H243V8H242ZM252 9H253V8H252ZM261 9H262V8H261ZM20 10H21V9H20ZM30 10H31V8H30ZM51 10H53V8H52ZM67 10H68V9H67ZM116 10H117V9H116ZM152 10H153V9H152ZM166 10H167V9H166ZM180 10H181V11H180ZM182 10H183V9H179L180 13H183ZM184 10H185V9H184ZM208 10H210V8H208ZM208 10H207V11L203 10V11L206 12V13L208 14V12H209ZM217 10H220V9L218 8ZM229 10H230V9H229ZM253 10H254V9H253ZM253 10H251V11H253ZM12 11H14V10H12ZM12 11H10L11 14L13 13ZM70 11H72V10H70ZM79 11H80V10H79ZM82 11L87 15V17H89L88 15H94V14H95V13H93V14L91 13V12H94V11H90V12L87 11V12H89V13H87V12L84 11V10H82ZM124 11H125V10H124ZM124 11H123V15H124V13H125ZM129 11H130V10H129ZM141 11H142V9H141ZM156 11H157V10H156ZM161 11H162V10H161ZM194 11L191 12V13H192V14H195ZM215 11H216V10H215ZM235 11H236L237 13H236V12H235V13L233 12L232 14H233V15L235 14L236 16L239 15V19H240V17L243 16V14H242V12H241L242 10H239V8H238V10H235ZM19 12H20V11H19ZM19 12H18V13L16 12V14H18L17 16H16L15 13H13V14H15V15H11V14H10L11 16H10V15H9V16H10V17H12V16L14 17V16H15L14 19H16L17 17L21 16V14L19 15ZM36 12H37V11H36ZM36 12H33V13H36ZM42 12H43V11H42ZM53 12H54V11H53ZM53 12H52V13H53ZM97 12H98V11H97ZM119 12H121V11H119ZM153 12H154V11H153ZM176 12H175V13H176ZM184 12L186 13V12H188V11H184ZM189 12H188L187 15H189ZM210 12H211V10H210ZM220 12H221V11H220ZM229 12H230V11H229ZM247 12H250V11H247ZM263 12H264V11H263ZM33 13H32V14H33ZM39 13H41V12H39ZM71 13H72V12H71ZM84 13H75V14H76L77 16H81V15L84 14ZM90 13H91V14H90ZM142 13H143V12H142ZM206 13H204V14H206ZM217 13H218V11H217ZM224 13H225V12H224ZM227 13H228V12H227ZM227 13H226V14H227ZM245 13H246V12H244V14H245ZM3 14H4V15H3V17H4V16H6V14L8 15L9 12L7 13V11H6V14H5V12H4ZM53 14H54V13H53ZM85 14H84V15H85ZM126 14H128V13H126ZM129 14H133L132 11H131V13L129 12ZM159 14H160V13H159ZM171 14L174 15L173 12H172ZM178 14H179V13H177V14H175V15H176V16H179ZM192 14H191V15H192ZM220 14H221V13H220ZM247 14H248V13H247ZM260 14H261V13H260ZM262 14H263V13H262ZM26 15L30 16L31 14H25V16H26ZM33 15L35 16V14H33ZM36 15H37V13H36ZM38 15H39V14H38ZM41 15H42V14H41ZM41 15H40V17H39L40 19H41ZM71 15H73V13H72ZM71 15H70V17H71ZM143 15H145V14H143ZM166 15H167V14H166ZM195 15H198V14H195ZM211 15H212V17H213V14H211ZM229 15H230V14H229ZM245 15H246V14H245ZM245 15H244V16H245ZM1 16H2V15L0 14V18H1L2 20H4L5 18H2ZM25 16H24V17H25ZM28 16H26V17H28ZM34 16L31 15V17H34ZM140 16H141V13H140ZM155 16L159 18L158 15L154 14V15H152V16L150 17L151 20H152V17H155ZM176 16H175V17H176ZM180 16H181V15H180ZM182 16H183V15H182ZM182 16H181V17H182ZM198 16H199V15H198ZM201 16H202V17H200V18L203 19L204 16L202 15V13H201ZM220 16H221V15H220ZM224 16H225V15H224ZM257 16H258V14H257ZM10 17H6L5 20H8L7 18H10ZM22 17H23V14H22ZM22 17H20V19H19L18 21H22V22H23V18H22ZM26 17H25V18H26ZM72 17H73V19H75V18H74V15H73ZM81 17H82V16H81ZM84 17H86V16H83V18H81V19H84V20H81V21H85V18H84ZM87 17H86V21L83 22V24L86 23V22H88V21H87V20H88ZM173 17H174V16H173ZM173 17H172V18H173ZM208 17H209V15H208ZM214 17H215V14H214ZM245 17H250V16H245ZM245 17H243L242 20H243V19H246ZM253 17H255V16H253ZM60 18H61V17H60ZM62 18H63V17H62ZM120 18H121V16H120ZM178 18H180V17H178ZM185 18H187V19L190 20V18H188L187 16H186ZM191 18H193V17L191 16ZM206 18H207V17H206ZM215 18H216V17H215ZM251 18H252V17H251ZM255 18H256V17H255ZM259 18H260V17H259ZM259 18H257V19L260 20ZM26 19H27V18H26ZM28 19H29V17H28ZM42 19H43V18H42ZM48 19H50V16L47 17V20H48ZM143 19L145 20V18H142V21H143ZM166 19H167V18H165V22H166ZM183 19H184V16H183ZM187 19H185V20H183V21H184V22H185V21L187 22ZM211 19H212V18H211ZM211 19H210V20H211ZM226 19H227V18H226ZM236 19H238V18H236ZM248 19H249V18H248ZM248 19H247V20H248ZM257 19H256V20H257ZM47 20H46V23H47ZM52 20L55 22V19H52ZM52 20H51V19L48 20V24H49ZM58 20H59V18H58ZM58 20H56V21H58ZM63 20H64V19H63ZM66 20H67V19H66ZM69 20H70V18H69ZM76 20H77V19H76ZM157 20H158V19H156V21H153V20L150 21V22H153L152 24H149L150 22H149L148 20H146V21H148V23L146 22V24H148L149 27L151 26V29H155V26H156V31H157V33H160L161 31L164 32V31H163L164 29L161 30V31H160V29H162V27L165 28V27H166V26H165L166 23L164 22V20H163V21H157ZM178 20H181V21H182V18H181V19H178ZM189 20H188V21H189ZM204 20H205V17H204ZM204 20H203L204 23L202 22L203 25H205L206 23H208V25H209V24L211 25V23H209L210 20H209V22H206V23H205ZM214 20H215V19H214ZM217 20H219V18H218ZM247 20L245 21L246 23H247ZM252 20H253V19H252ZM252 20H251V21H252ZM0 21H1V20H0ZM30 21H31V20H30ZM37 21H38V20H37ZM49 21H50V22H49ZM53 21H52V23H50V26H49V27H50V29L57 30L56 28H53L54 26L51 25V24L54 23ZM67 21H68V20H67ZM71 21H72V19H71L69 22H71ZM77 21H78V20H77ZM118 21L120 22V20H118ZM137 21H140V22H141V19H140V20L137 19ZM171 21H172V20H171ZM183 21H182V24L184 23ZM224 21H225V20H224ZM224 21H223V22H224ZM243 21H244V20H243ZM243 21H242V22H243ZM1 22L3 23V21H1ZM28 22H29V20H28ZM35 22H36V21H35ZM72 22H73V21H72ZM119 22H118V23H119ZM121 22H122V21H121ZM124 22H125V20H124ZM128 22H130V21H128ZM134 22L136 23V21H134ZM211 22H212V21H211ZM242 22H241V19H240V22H239V23H242ZM249 22H250V21H249ZM256 22H257V21H256ZM260 22H261V21H260ZM80 23H82V22H80ZM80 23H79V24H80ZM125 23L127 24V22H125ZM178 23H179V22L177 21V24H176L177 26H178ZM187 23H188V22H187ZM187 23H186V24H187ZM199 23H200V22H199ZM219 23H221V22H219ZM239 23H238V24H239ZM250 23H251V22H250ZM8 24H9V23H8ZM25 24H27V23H25ZM41 24H42V23H41ZM44 24H45V23H44ZM63 24H64V23H62L61 25H63ZM66 24H67V23H66ZM72 24H74V23H72ZM77 24H78V23H77ZM77 24H76V25H77ZM114 24H115V23H114ZM114 24H112L113 27H111L112 25L110 26L112 29L114 28ZM130 24H131V23H130ZM138 24H139V22H138ZM172 24H173V23H171V25H172ZM179 24H181V23H179ZM182 24H181V25H182ZM193 24L195 25V23H193ZM212 24H213V26H214V23H212ZM215 24H217V23H215ZM229 24H230V23H229ZM231 24H232V23H231ZM231 24H230V25H231ZM256 24H257V23H256ZM259 24H260V23H259ZM262 24H263V23H262ZM0 25H1V24H0ZM3 25H4V24H3ZM3 25H2V26H3ZM21 25H22V23H21ZM21 25H19V26L21 27ZM59 25H60V23H59ZM68 25H69V24H68ZM76 25H75V26H76ZM81 25H82V24H81ZM119 25H121V24H119ZM141 25H142V23H141ZM143 25H144V24H143ZM143 25H142V26H143ZM148 25H147V27H148ZM174 25H175V24H174ZM174 25H173V27H174ZM176 25H175V26H176ZM194 25H192V26H194ZM200 25H201V24H200ZM206 25H207V24H206ZM206 25H205V26H206ZM208 25H207V26H208ZM210 25H209V27L212 26V25H211V26H210ZM241 25H243V24H241ZM250 25H251V24H250ZM253 25H254V24H253ZM253 25H252V26H253ZM19 26H17L18 28H17V27H14L16 30H15L13 27H10L9 31H10V30L13 31L12 29H14V31L19 32V31H18V30H20V29H19V28H20ZM24 26H25V25H24ZM26 26H27V25H26ZM36 26H37V25H36ZM45 26H46V25H45ZM45 26L43 25V27H45ZM63 26L65 27V25H63ZM70 26H71V24H70ZM75 26H74V27H75ZM101 26H102V25H101ZM122 26H123V25H122ZM122 26H120L119 28H123ZM127 26H128V25H127ZM127 26L124 27V28L127 29ZM185 26H187V25H185ZM196 26H197V25H196ZM216 26L219 27L220 25H216ZM222 26H223V25H222ZM224 26H225V25H224ZM224 26L221 27V30H222V28H224ZM246 26L249 27V25H246ZM5 27H8V28H9V25H8V26L5 25ZM27 27H28V26H27ZM47 27H48V26H47ZM47 27H45V28H47ZM55 27L59 28V30H60V28H61V27H58V26H55ZM67 27H68V26H67ZM71 27H72L71 29L68 28V29L65 30V31H66V32H67L68 30H71V31H72V29H74V28H73V25H72ZM167 27H168V26H167ZM202 27H204V26H202ZM250 27H251V26H250ZM250 27H249V28H250ZM256 27H257V26H256ZM3 28H4V27H3ZM24 28H26V27H24ZM24 28H23V29H24ZM28 28L30 29V27H28ZM33 28H34V27H33ZM33 28H32L31 30H33ZM100 28H101V27H100ZM107 28H108V27H107ZM111 28H110V29H111ZM124 28H123V30L125 31ZM143 28H144V27H143ZM157 28H160V29H157ZM175 28H176V27H175ZM181 28H182V27H181ZM232 28H233V26H232ZM246 28H247V27H245V29H246ZM251 28H252V27H251ZM257 28H258V27H257ZM259 28L262 29L260 26H259ZM4 29H6V28H4ZM29 29H28V30H29ZM34 29H36V32H35V34H36V33H37V30H39V29H37V28H34ZM88 29H89V28L86 29V30H87L86 34H88V31H89ZM144 29H145V28H144ZM147 29H148V28H147ZM192 29H193V28H192ZM192 29H191V30H192ZM219 29H220V27H219ZM230 29H231V28H230ZM253 29H254V28H253ZM21 30H22V29H21ZM21 30H20V33H21V32L23 33L24 30H23V31H21ZM26 30H27V29H26ZM26 30H25V31H26ZM123 30L121 29V31H123ZM139 30H140V28H139ZM158 30H159V32H158ZM243 30H244V29H243ZM247 30H248V29H247ZM257 30H258V29H257ZM6 31H8V29H6ZM6 31H3V32L6 33ZM14 31H13V32H14ZM41 31H43V29H42ZM77 31H78V30H77ZM80 31L83 32L82 30H80ZM84 31H85V30H84ZM91 31H92V29H91ZM93 31H94V29H93ZM95 31H96V30H95ZM95 31H94V32H95ZM100 31H103V30H100ZM100 31H99V32H100ZM108 31H109V30H108ZM121 31H120V32H121ZM143 31H144V30H143ZM174 31H175V30H174ZM185 31H186V30H185ZM192 31H193V30H192ZM195 31H196V30H195ZM197 31H198V29H197ZM200 31H201V30H200ZM202 31H204V30H202ZM208 31H209V30H208ZM225 31H226V30H225ZM225 31H224V32H225ZM227 31H229V30H227ZM234 31H236V30L234 29ZM234 31H233V32H234ZM29 32H30V31H29ZM31 32H33V31H31ZM46 32H47V30H46ZM74 32L77 33L76 31H74ZM99 32L96 31V33H99ZM132 32H134V31H132ZM188 32L190 33V31L187 30L186 33H188ZM216 32H217V31H216ZM218 32H219V31H218ZM236 32H237V31H236ZM238 32H239V31H238ZM257 32H258V31H257ZM24 33H25V32H24ZM26 33H28V32H26ZM26 33H25V34H26ZM42 33H43V32H42ZM55 33H57V32H55ZM59 33H60V32H59ZM67 33H68V32H67ZM72 33H73V32H72ZM83 33H84V32H83ZM101 33L104 34V32H101ZM150 33H151V32H150ZM178 33H180V30H178ZM186 33L183 31V34H186ZM192 33H193V32H192ZM196 33H197V32H196ZM196 33H195V34H196ZM198 33H200V32L198 31ZM202 33H203V32H202ZM202 33H201V35H203ZM206 33H207V32H205V34H206ZM211 33H212V31H211ZM211 33H210V34H211ZM214 33H215V32H214ZM262 33H263V32H262ZM12 34H14V33H12ZM15 34H16V33H15ZM53 34H54V33H53ZM53 34H52V36H53ZM57 34H58V33H57ZM57 34H54V36H56ZM84 34H85V33H84ZM90 34H91V33H90ZM119 34H120V33H119ZM126 34H129V35H130V33H128V32H127ZM126 34L124 33V35H126ZM170 34H171V33H170ZM205 34H204V35H205ZM208 34H209V32H208ZM210 34H209V36H210ZM228 34H229V33H228ZM251 34H252V33H251ZM259 34H260V31H259ZM137 35H138V34H137ZM157 35H158V34H157ZM160 35H161V34H160ZM187 35H188V34H187ZM189 35H190V34H189ZM189 35H188V37H189ZM226 35H227V34H226ZM226 35H225V36H226ZM230 35H231V34H230ZM254 35H255V34H254ZM254 35H251L252 38H250V39H253V36H254ZM0 36H1V41H3L5 37L8 36V38H9V36H11V33H10V35H9V33H8V35H6V36H5V34H4V35H3V36H4V37H3V40H2V35H0ZM18 36H19V35H18ZM46 36H47V35H46ZM96 36H99V35L96 34ZM96 36H95L94 39H96ZM117 36H118V35H117ZM152 36H153V35H152ZM166 36H167V34H166ZM180 36H181V39L186 38V36H185V37H184V35L182 36L181 33H180ZM190 36H191V35H190ZM206 36H207V35H205V36H203V37H206ZM209 36H208V37H209ZM227 36H229V35H227ZM231 36H232V35H231ZM261 36H262V34H261ZM48 37H49V36H48ZM65 37H66V35H65ZM65 37H64V39H65ZM74 37H75V36H74ZM74 37H73V39H74ZM120 37H121V36H120ZM131 37H132V36H131ZM154 37H155V36H154ZM161 37H162V36H161ZM161 37H160V39H161ZM183 37H184V38H183ZM194 37H195V36H194ZM203 37H202V38H203ZM232 37H233V36H232ZM232 37H231V40H232ZM259 37H260V36H259ZM8 38H7V39H8ZM76 38H77V37H76ZM115 38H116V37H115ZM140 38H144V36L142 35V37L140 36ZM147 38H148V36H147ZM147 38H145V39L147 40ZM173 38H174V37H173ZM175 38H176V37H175ZM209 38H211V37H209ZM213 38H215V37H213ZM224 38L227 39V37H224ZM254 38H255V37H254ZM39 39H40V38H39ZM77 39H78V38H77ZM108 39H109V38H108ZM153 39H154V38H153ZM181 39L178 38V39H174V40H175V41L178 40V41H179L178 43H180V42H182ZM197 39H198V38H197ZM216 39H219V37L216 38ZM216 39H214V40H216ZM225 39H223V40H225ZM229 39H230V38H229ZM37 40H38V39H36V41H37ZM83 40H84V39H83ZM83 40H82V42H83ZM100 40H101V39H100L99 37H97V40H96L97 43H98ZM103 40H104V39H103ZM140 40H141V39H140ZM140 40H138V44H139V41H140ZM148 40H149V39H148ZM148 40H147V41H148ZM151 40H152V39H151ZM161 40H162V39H161ZM161 40H160V41H161ZM189 40H190V39H189ZM193 40H194V39H193ZM193 40H190V41L192 42ZM201 40H202V39H201ZM223 40H221V41H223ZM5 41H6V40H5ZM26 41H27V40H26ZM67 41H69V38H68ZM67 41H66V42H67ZM70 41H71V40H70ZM75 41H76V40H75ZM75 41H74V42H75ZM101 41H102V40H101ZM108 41H109V42H108ZM108 41H107L108 44H110V43L112 42L111 40H108ZM154 41H155V39H154ZM156 41L158 42V40H156ZM156 41H155V42H156ZM187 41H188V39H187ZM190 41H188L189 44H191ZM199 41H200V40L198 39V42H199ZM210 41H213V40L210 39V40H208L207 43H210ZM226 41H227V40H226ZM232 41H233V40H232ZM105 42H106V41H105ZM114 42H115V41H114ZM114 42H112V43H114ZM118 42H119V41H117L116 43H118ZM157 42H156L155 44H157ZM163 42H166V41H163ZM170 42H171V41H170ZM183 42H184V40H183ZM185 42H186V41H185ZM200 42H201V41H200ZM216 42H217V40H216ZM216 42H215V43H216ZM224 42H225V41H224ZM228 42H229V41H228ZM254 42H255V41H254ZM1 43H2V42H1ZM39 43H40V42H39ZM63 43H65V42L63 41ZM68 43H69V42H68ZM72 43H73V42H72ZM72 43H69V44H72ZM76 43H77V42H76ZM112 43H111V44H112ZM125 43H126V42H125ZM125 43H123V45H126V44H127V43H126V44H125ZM136 43H137V42H136ZM161 43H162V42H161ZM193 43H194V42H193ZM193 43H192V44H193ZM196 43H197V42H196ZM201 43H202V42H201ZM201 43H199V44H195V45H200ZM215 43H214V44H215ZM217 43H218V42H217ZM225 43H226V45H227V42H225ZM40 44H41V43H40ZM82 44H83V43H82ZM95 44H96V43H95ZM138 44H137L136 46H139V47H140V46L142 45L141 43H140L141 45H140V44L138 45ZM149 44H150V43H149ZM155 44L153 43V45H155ZM159 44H160V43H159ZM159 44H158V45H159ZM164 44H166V43H164ZM172 44H173V43H172ZM189 44H188V45H189ZM192 44H191V45H192ZM220 44H223V43L220 42ZM233 44H234V42H233ZM250 44H251V43H250ZM260 44L262 45V44H264V43H260ZM260 44H259V45H260ZM9 45H10V43H9ZM12 45H13V44H12ZM83 45H84V44H83ZM127 45H128V44H127ZM134 45H135V44H134ZM150 45H152V44H150ZM167 45H168V44H167ZM167 45H166V47H167ZM170 45H171V43H170ZM185 45H186V44H185ZM195 45H194V46H195ZM202 45H204V43H203ZM207 45H208V44H207ZM211 45H213V44L210 43V46H211ZM229 45H230V44H228L227 46H229ZM231 45H232V44H231ZM247 45H249V44H247ZM255 45H258V44H255ZM32 46H33V45H31V47H32ZM62 46H63V45H62ZM62 46H61V47H62ZM65 46H66V47H65ZM65 46L62 47L63 49L65 48L64 50H67V52H68V50H71V49H69L70 45H67V44H66ZM94 46H96V45H94ZM98 46H100V45L98 44ZM107 46H108V45L106 44V47H107ZM120 46H122L121 43H120ZM161 46H163V48H164L165 45H163V43H162V45H159V47H161ZM171 46H173V47L175 46V48H176L177 45L174 44V45H171ZM178 46H179V45H178ZM180 46H181V45H180ZM208 46H209V45H208ZM216 46H217V45H216ZM232 46H233V45H232ZM238 46H239V44H238ZM251 46H252V45H251ZM24 47H25V46H24ZM36 47H37V46H36ZM71 47H73V46H71ZM71 47H70V48H71ZM103 47H104V46H103ZM106 47H104V48H106ZM134 47H135V46H134ZM142 47H143V46H142ZM169 47H170V46H169ZM183 47H185V46H183ZM199 47H201V46H199ZM214 47H215V46H214ZM214 47H213V48H214ZM236 47H237V46H236ZM236 47H234V48H236ZM262 47H264V45H263ZM262 47H260V48H262ZM19 48H22V49H23V47H21L20 45H19ZM25 48H28V47H25ZM25 48H24V49H25ZM104 48H103V49H104ZM108 48H109V47H108ZM122 48H123V46H122ZM148 48H149V47H148ZM171 48H172V47H170V49H171ZM181 48H182V47H181ZM186 48H187V46H186ZM203 48H204V46H203ZM229 48H230V47H229ZM234 48H233V49H234ZM17 49H18V48H17V46H16V50H17ZM24 49H23L22 52H24ZM30 49H31V48H30ZM63 49H62V52H60V54L55 52V53L53 54V56H55V57H57L58 55H59V57H60V55L62 56L63 54H61V53H63ZM89 49H90V48H89ZM94 49H95V48H94ZM134 49H136V48H134ZM138 49H140V48H137V49H136V50H137V52H136L137 54H138V52L140 53V51H138ZM165 49H166V48H165ZM176 49H177V48H176ZM204 49H205V48H204ZM209 49H211V47H210ZM233 49H231V51H232ZM5 50H7V49H5ZM16 50H14V51L16 52ZM18 50H21V49H18ZM18 50H17V51H18ZM51 50H52V49H51ZM104 50H105V49H104ZM104 50H103V51H104ZM110 50H111V49H109V50H107V51H110ZM171 50H172V49H171ZM173 50H175V49L173 48ZM178 50H179V49H178ZM199 50H200V49H199ZM215 50H216V49H215ZM215 50H214V51H215ZM217 50H218V49H217ZM226 50H227V49H226ZM263 50H264V49H263ZM11 51H12V49H11ZM11 51H6V53H7V52H10L9 54H11ZM25 51H26V50H25ZM29 51H30V50H29ZM45 51H46V48H45ZM107 51H106V53H107ZM182 51H183V50H182ZM182 51H181V53H182ZM194 51H195V49H194ZM218 51H219V50H218ZM218 51H217V52H218ZM236 51H237V50H235L234 52H236ZM240 51H241V50H240ZM2 52H3V49H2ZM15 52H14V53H15ZM30 52H31V51H30ZM67 52H66V53H67ZM100 52H102V50H101ZM131 52H132V51H131ZM141 52H142V51H141ZM174 52H175V51H174ZM187 52H188V51H187ZM209 52H210V51H209ZM215 52H216V51H215ZM215 52H214V53H215ZM217 52H216V53H217ZM228 52H230V51L228 50ZM228 52L225 53V54H228ZM243 52H244V50H243ZM246 52L249 53V51H246ZM4 53H5V51H4ZM4 53H1L2 56L6 54V53H5V54H4ZM34 53L37 54V52H34ZM95 53H96V52H95ZM103 53H104V52H103ZM110 53H111V52H110ZM133 53H134V51H133ZM178 53H179V51H178ZM198 53H199V52H198ZM240 53H241V52H240ZM240 53H239V54H240ZM21 54H22V53H21ZM45 54H46V56H47V53H45ZM45 54H44V56H45ZM48 54H49V52H48ZM55 54H56L57 56H56ZM98 54H99V53H98ZM104 54H105V53H104ZM108 54H109V53H108ZM161 54H162V55H163V54H166V55H167V53H165V52H164V53H161ZM170 54L173 55V52H172V53L170 52ZM201 54H202V53H201ZM201 54H199V56H200ZM29 55H30V53H29ZM33 55H34V54H33ZM76 55H78V54H76ZM79 55H80V53H79ZM79 55H78V56H79ZM92 55H93V54H92ZM109 55H110V54H109ZM111 55H112V53H111ZM114 55H115V54H113L112 56H114ZM116 55H117V54H116ZM135 55H136V54H135ZM155 55H156V54H155ZM166 55H164V56H166ZM172 55H171V56H172ZM209 55H210V53H209ZM241 55H242V53H241ZM46 56H45V57H46ZM49 56H50V55H49ZM78 56H77V57H78ZM95 56H96V55H95ZM105 56H106V55H105ZM112 56H111V57H112ZM150 56H154V55H151V54H150ZM150 56H149V57H150ZM158 56L160 57V53H159ZM158 56H157V57H158ZM164 56H162V57L164 58ZM182 56H183V54H182ZM188 56H189V55H188ZM211 56H212V55H211ZM217 56H218V54H217ZM220 56H221V58H223L222 55H220ZM234 56H236V55H234ZM239 56H240V55H239ZM239 56H238V57H239ZM242 56H243V55H242ZM55 57H54V59H55ZM72 57H76V56L74 55V56H72ZM149 57H148V58H149ZM157 57H156V58H157ZM159 57H158V58H159ZM162 57H160V59H162ZM167 57H168V56H167ZM189 57H190V56H189ZM205 57H207V56L205 55ZM212 57H213V56H212ZM0 58H1V56H0ZM14 58H15V57H14ZM27 58H28V57H26L25 60H23L22 62L26 61ZM38 58L40 59V57H38ZM51 58H52V57H51ZM80 58H81V57H80ZM80 58H78V59H80ZM92 58H95V59H96V63H97V57L92 56ZM129 58H130V57H129ZM152 58H153V57H152ZM171 58H173V57H171ZM203 58H204V57H203ZM241 58H242V57H241ZM245 58H246V57H245ZM245 58H243V59H245ZM20 59H23L22 56L20 57ZM56 59H58V58H56ZM98 59H100V61H99L100 64H102V63L105 62V57H103V56L98 57ZM145 59H146V58H145ZM145 59H144V60H145ZM224 59L226 60L227 57L225 56V57L223 58V60H224ZM231 59H232V58H231ZM243 59H242V60H243ZM70 60H71V59H70ZM70 60H69V64L71 63ZM76 60H77V59H76ZM89 60H91V59H89ZM113 60H114V58H113ZM130 60H131V59H130ZM133 60H134V59H132V61H133ZM137 60H139V59H137ZM148 60H150V59H147V61H148ZM155 60H158V59H155ZM164 60H165V59H164ZM166 60H167V59H166ZM198 60H200V59L198 58ZM220 60H221V59H220ZM225 60H224V61H225ZM235 60H236V59H235ZM235 60H234V61H235ZM237 60H238V58H237ZM239 60H240V59H239ZM19 61H20V60H19ZM28 61H29V60H27V62H28ZM58 61H59V60H58ZM71 61H72V60H71ZM78 61H79V60H78ZM84 61H85V65H86V60H84ZM108 61H109V60H108ZM108 61L106 60V63H107ZM135 61H136V60H135ZM135 61H133V62H135ZM140 61H143V59H142V60L140 59ZM147 61H146V62H147ZM150 61H151V60H150ZM150 61H149V62H150ZM152 61H153V59H152ZM168 61H169V60H168ZM205 61H206V59H205ZM221 61H222V60H221ZM232 61H233V60H232ZM247 61H248V60H247ZM22 62H20L19 64H22ZM29 62H30V61H29ZM45 62L47 63L48 60L46 61V59H45ZM75 62H76V61H74V65H76V64L78 65V63L75 64ZM128 62H129V61H128ZM146 62H145V63H146ZM162 62H163V60H162ZM198 62H199V61H198ZM219 62H220V61H219ZM222 62H223V61H222ZM222 62H221V63H222ZM235 62H236V61H235ZM235 62H234V63H235ZM249 62L251 63L250 60H249ZM39 63L41 64V61H39ZM42 63H43V62H42ZM54 63H55V61H54ZM54 63H50V64H51V65H52V64L54 65ZM58 63H59V62H58ZM62 63H63V62H62ZM62 63H60V64H62ZM65 63H66V62H65ZM79 63H81V61H80ZM89 63H90V62H89ZM99 63L96 64V66L99 67L98 69H100L101 66H102V65L99 66V65H98ZM111 63H112V62H111ZM122 63H124V62H122ZM129 63H130V62H129ZM150 63H151V62H150ZM154 63H155V62H154ZM154 63H153V64H154ZM160 63H161V62H160ZM196 63H197V61H196ZM204 63H205V62H204ZM206 63H207V62H206ZM206 63H205V64H206ZM208 63H209V61H208ZM215 63H216V62H215ZM221 63H219V64H221ZM237 63H238V61H237ZM243 63H244V62H243ZM243 63H241V64H243ZM250 63H249V66H250ZM56 64H57V61H56ZM56 64H55V65H56ZM81 64H83V63H81ZM90 64H91V63H90ZM92 64H93V65H92ZM92 64H91L92 66H95V62H93ZM168 64H169V62H168ZM194 64H195V63H194ZM247 64H248V63H247ZM251 64H252V63H251ZM2 65H3V64H2ZM47 65L49 66V63L46 64V66H47ZM51 65H50V66H51ZM67 65H68V63L65 64V66H67ZM79 65H80V64H79ZM83 65H84V64H83ZM88 65H89V64H88ZM88 65H87V67L90 68L91 66H90V65L88 66ZM120 65H121V64H120ZM144 65H146V64H144ZM150 65H152V64H150ZM164 65H165V63H164ZM164 65H163V66H164ZM199 65H200V64H199ZM201 65H202V64H201ZM203 65H204V64H203ZM208 65H209V64H208ZM208 65H205V66H208ZM214 65H216V64H214ZM217 65H218V64H217ZM231 65H232V64H231ZM15 66L17 67L18 65H15ZM15 66H13V68H14ZM20 66L22 67V65H20ZM23 66H24V65H23ZM25 66H26V65H25ZM25 66H24V67H25ZM63 66H64V65H63ZM65 66H64V67H65ZM68 66H69V65H68ZM68 66H67V68H68ZM70 66L74 67V66L72 65V63H71ZM142 66H143V65H142ZM148 66H149V65H148ZM193 66H194V65H193ZM196 66H197V64H196L194 67L196 68ZM237 66H239V64H238ZM243 66H244V65H243ZM243 66H242V67H243ZM245 66H247V65H245ZM0 67H1V65H0ZM16 67H15V68H16ZM40 67H41V66H40ZM51 67H52V66H51ZM57 67H58V66H57ZM57 67H55V68H57ZM77 67H78V66H77ZM80 67H81V66H80ZM84 67H85V66H84ZM87 67H86V68H87ZM97 67H96V68H97ZM102 67H104V66H102ZM153 67H154V65H153ZM155 67L158 68L157 66H155ZM173 67H174V66H173ZM177 67H178V66H177ZM199 67H201V66H199ZM209 67H210V65H209ZM219 67H220V66H219ZM231 67H232V66H231ZM242 67H241V68H242ZM251 67H252V66H251ZM15 68H14V69H15ZM19 68H20V67H19ZM59 68H60V66H59ZM86 68H85V69H86ZM88 68H87V69H88ZM113 68H114V67H113ZM118 68H120V66H118ZM127 68H128V67H127ZM132 68H133V67H132ZM132 68L130 69L131 71L133 70ZM146 68H147V67H145V69H146ZM161 68H162V67H161ZM195 68H194V69H195ZM205 68H208V67H205ZM205 68H203V69H205ZM220 68H221V67H220ZM223 68H224V66H223ZM225 68H226V67H225ZM225 68H224V71H225ZM246 68H247V67H246ZM17 69H18V68H17ZM41 69H42V68H41ZM109 69H110V68H109ZM109 69H108V70H109ZM115 69H116V68H115ZM115 69H112L111 71H113V70L115 71ZM179 69H181V68H179ZM217 69H218V68H217ZM226 69H227V68H226ZM237 69H238V68H237ZM44 70H45V69H44ZM116 70H117V69H116ZM119 70L121 71V69H119ZM154 70H155V69H154ZM159 70H160V69H158V71H159ZM177 70H178V69H177ZM192 70H193V69H192ZM212 70H213V69H212ZM212 70H211V71H212ZM14 71H15V70H14ZM19 71H20V70H19ZM40 71L42 72V70H40ZM49 71H50V70H48V73L52 72L53 74H55V73H54V72H55L54 70H52V71H50V72H49ZM53 71H54V72H53ZM126 71H127V72H130V74L132 73L131 71H128V70H126ZM126 71H125V69L123 70V72H126ZM135 71H137V70H135ZM162 71H163V70H162ZM162 71H161V72H162ZM167 71H168V70H167ZM167 71H166V72H167ZM203 71H204V70H203ZM211 71H210V72H211ZM228 71H229V70H228ZM44 72H45V71H43V73H44ZM116 72H118V70H117ZM123 72H122V73H123ZM150 72H151V71H150ZM150 72H149V74L151 75ZM155 72H156V71H155ZM186 72L189 73L190 70H189V72H188V71H186ZM196 72H198V71H196ZM219 72H220V71H219ZM231 72H232V74H233V71H231ZM235 72H236V71H235ZM48 73H46V74H44V75H47L48 77H50V75H49ZM100 73H101V72H100ZM105 73H106V72H105ZM109 73H110V70H109ZM109 73H107V74H109ZM112 73H113V72H112ZM140 73H141V72H140ZM162 73H163V72H162ZM168 73H169V72H168ZM173 73H174V72H173ZM176 73H177V72H176ZM180 73H182V72H180ZM183 73H184V72H183ZM187 73H184V74L187 75ZM213 73H214V72H213ZM216 73H218V72H216ZM216 73H214V74H216ZM32 74H33V73H32ZM53 74H52L51 76H54ZM74 74H75V73H74ZM107 74H105L104 77L107 76ZM110 74H111V73H110ZM135 74H137V72H136ZM135 74H134V76H135ZM143 74H146V73L143 72ZM158 74H159V73H158ZM166 74H167V73H166ZM206 74H207V73H206ZM219 74H220V73H219ZM221 74H222V72H221ZM228 74H229V72H228ZM253 74H255V72H254ZM253 74H252V75H253ZM261 74H262V73H261ZM261 74L258 75V76H261ZM6 75H7V74H6ZM42 75H43V74H42ZM44 75H43V77H44ZM70 75H71V73H70ZM100 75H101V74H100ZM100 75L98 74L99 77H100ZM122 75H123V74H122ZM122 75H121V76H122ZM131 75H132V74H131ZM138 75H139V72H138ZM138 75H137V76H138ZM146 75H147V74H146ZM150 75H149V76H150ZM186 75H184V76H186ZM217 75H218V74H217ZM217 75H214V77H216ZM252 75H251V76H252ZM255 75H256V74H255ZM262 75H263V74H262ZM7 76H8V75H7ZM39 76H41V75L39 74ZM39 76H38V77H39ZM47 76H46V77H47ZM57 76H58V75H57ZM81 76H82V75H81ZM141 76H142V73L140 74L139 77H141ZM147 76H148V75H147ZM170 76H172V74H171ZM170 76H169V78H168L169 80H170ZM180 76H181V75H180ZM193 76H194V74H193ZM208 76H209V75H208ZM221 76H222V75H221ZM244 76H245V75H244ZM244 76H243V77H244ZM36 77H37V76H36ZM41 77H42V76H41ZM43 77H42V78H43ZM58 77H60V76H58ZM58 77H57V78H58ZM69 77H70V79H72L71 76H69ZM130 77L134 78L133 76H130ZM130 77H127V79H129ZM135 77H136V76H135ZM209 77H210V76H209ZM214 77H213V78H214ZM217 77H218V76H217ZM241 77H242V76H241ZM263 77H264V76H263ZM263 77H262V78H263ZM28 78H29V77H28ZM42 78H41V79H42ZM57 78H56V79H57ZM60 78H61V77H60ZM92 78H93V77H91L90 80H91L92 82H93V80L95 81V79H92ZM102 78H103V76H102ZM142 78H143V77H142ZM221 78H222V77H221ZM221 78H220V79H221ZM251 78H252V77H251ZM25 79H26V78H25ZM43 79L46 80L45 77H44ZM43 79H42L40 82H42ZM50 79L52 80V78H50ZM130 79H131V78H130ZM130 79H129V82H130ZM134 79H135V78H134ZM136 79H137V78H136ZM136 79H135V80H136ZM174 79H175V78H174ZM187 79H189V78L186 77L185 80H187ZM259 79H261V78H258V80H259ZM29 80H30V79H29ZM39 80H40V79H39ZM51 80H48V81L46 80V81L49 83V82H51ZM57 80H60V79H57ZM57 80H53V81H57ZM87 80H88L87 83L91 82V81H89V79H87ZM120 80H121V83H124V82H122V81H125L126 79H124V80H123V79H120ZM135 80H134V81H135ZM139 80H140V79H139ZM169 80H167V82H168ZM182 80H184V79H182ZM189 80H190V79H189ZM214 80H215V79H214ZM234 80H235V79H234ZM238 80H239V79H238ZM240 80H241V79H240ZM242 80H243V79H242ZM244 80H245V77H244ZM46 81H45V82H46ZM79 81H80V80H79ZM114 81H116V80H115V79L113 80V85H114V83H115ZM132 81H133V80H132ZM132 81H131V82H132ZM140 81H141V80H140ZM142 81H143V80H142ZM219 81H220V80H219ZM219 81H218V82H219ZM227 81H228V80H227ZM230 81H231V80H230ZM246 81H247V80H246ZM248 81L252 82L251 79H248ZM30 82H32V81H30ZM47 82H46V83H47ZM83 82H84V81H83ZM85 82H86V80H85ZM85 82H84V83H85ZM92 82H91V83H92ZM129 82H126L125 85H126L127 83H129ZM131 82H130V83H131ZM202 82H205V81H202ZM215 82H217V81H215ZM218 82H217V83H218ZM243 82H244V85H245L246 82H245V81H242V83H243ZM5 83H7V82H5ZM5 83H4V85H5ZM55 83H56V82H55ZM75 83H76V82H75ZM75 83H74V87H73L74 89L78 87V86H75ZM96 83H99V82H96ZM96 83H95V85H96ZM100 83H101V82H100ZM103 83H104V82H103ZM103 83H101V84L103 85ZM111 83H112V82H111ZM111 83L108 81V82H107L108 86H109ZM119 83H120V82H119ZM136 83H137V82H136ZM136 83H135V84H136ZM158 83H159V82H158ZM160 83H161V82H160ZM160 83H159V84H160ZM169 83H171V82H168V84H169ZM178 83H179V82H178ZM198 83H200V82L198 81ZM219 83H220V82H219ZM228 83H229V82H228ZM231 83H232V81H231ZM256 83H257V82H256ZM28 84H29V82H28ZM32 84H34V83H32ZM35 84L37 85V83H35ZM40 84L43 85L44 82H42V83H40ZM51 84H52V83H51ZM77 84H78V83H77ZM77 84H76V85H77ZM104 84H105V83H104ZM107 84H106V85H107ZM132 84H133V83H132ZM155 84H157V83H155ZM163 84H165V83H163ZM168 84H167V85H168ZM184 84H185V83H184ZM213 84H214V83H213ZM257 84H258V83H257ZM8 85H10V84H8ZM30 85H31V84H30ZM69 85L72 86L71 84H69ZM97 85L99 86V84H97ZM102 85H101V86H102ZM115 85H116V83H115ZM115 85H114V86H115ZM117 85H118V84H117ZM129 85H130V84H129ZM133 85H134V84H133ZM200 85H201V84H200ZM220 85H221V84H220ZM246 85H247V84H246ZM259 85H260V84H259ZM11 86H12V85H11ZM28 86H29V85H28ZM28 86H27V87H28ZM45 86H46V85H45ZM45 86H44V88H45ZM47 86H48V85H47ZM52 86H53V84H52ZM65 86H67V85H64V84H63V88H65ZM80 86H81V82H80ZM101 86H100V88H101ZM103 86L105 87V85H103ZM103 86H102V87H103ZM108 86H107V87H108ZM114 86H113V87H114ZM120 86H121V85L119 84L118 87H120ZM155 86H156V85H155ZM157 86H158V85H157ZM159 86H161V85H159ZM159 86H158V87H159ZM162 86H163V85H162ZM172 86H173V85H172ZM196 86H197V84H196ZM231 86H232V85H231ZM262 86H263V85H262ZM9 87H10V86H9ZM39 87H40V86H39ZM39 87H38V90H39ZM49 87H50V86H49ZM57 87H58V86H57ZM61 87H62V86H61ZM68 87H69V86H68ZM115 87H116V86H115ZM132 87H133V86H132ZM132 87H128V86H126L125 88L129 89V88H132ZM148 87H149V86H148ZM153 87H154V85H153ZM153 87H151V88H153ZM164 87H165V86H164ZM167 87H168V86H167ZM221 87H224V86H223V85L220 86V89L218 88L219 91L222 89ZM229 87H230V86H229ZM30 88H31V87H30ZM41 88H43V87L41 86V87H40V90H41ZM44 88H43V89H44ZM47 88H48V87H47ZM59 88H60V87H59ZM69 88H70V87H69ZM73 88H72V89H73ZM121 88H122V87H121ZM123 88H124V87H123ZM151 88H150V89H151ZM155 88H156V87H155ZM159 88H161V87H159ZM179 88H180V87H179ZM195 88H197V87H195ZM199 88H200V87H199ZM224 88H228V87L225 86ZM242 88H243V87H242ZM245 88H246V87H245ZM7 89H8V88H7ZM7 89H6V90H7ZM26 89H27V88H26ZM26 89L24 88V90H26ZM28 89H29V88H28ZM56 89H57V88H56ZM56 89H55V88H52V90H56ZM97 89H98V88H96L95 91H96V92H99V91H97ZM108 89H109V88H108ZM110 89H113V88H111V85H110ZM164 89H165V88H164ZM174 89H175V88H174ZM197 89H198V88H197ZM231 89H232V88H231ZM257 89H258V88H257ZM4 90H5V89H4ZM9 90H10V89H8V92L11 91V90H10V91H9ZM36 90H37V89H36ZM40 90L37 91V93L40 92ZM50 90H51V89H50ZM50 90H47V89H46V91H48V92H49ZM52 90H51V91H52ZM57 90H58V89H57ZM76 90H77V89H76ZM98 90H99V89H98ZM114 90H116V88H114ZM117 90H118V88H117ZM120 90H122V89H120ZM148 90H149V89H148ZM151 90H152V89H151ZM158 90H159V89H158ZM200 90H201V89H199V91H198L199 93H198V94H200ZM208 90H209V89H208ZM214 90H215V89H214ZM224 90L228 93V91H229L230 89H229V90H228V89H224ZM227 90H228V91H227ZM232 90H233V89H232ZM243 90H244V89H243ZM248 90H249V89H248ZM252 90H253V89H252ZM254 90H255V89H254ZM32 91H33V90H32ZM44 91H45V90H44ZM44 91H43V92L41 91L42 93H41V92H40V93L43 95ZM46 91H45V92H46ZM91 91H92V90H91ZM95 91L90 92L91 95H92V93H94ZM103 91L106 92V94H108V93H107V90H106V91L103 90ZM144 91H145V90H144ZM144 91H143V92H144ZM162 91H163V90H162ZM174 91H175V90H174ZM225 91H223L224 94H225ZM230 91H231V90H230ZM246 91H247V90H246ZM8 92H5V93H8ZM19 92H20V91H19ZM19 92H18V93H19ZM25 92H26V91H25ZM25 92L23 91L22 93H23V94H26V93L28 94V93H29L30 95H36V94H37V93H36V94H31V93H33V92H26V93H25ZM48 92H47V93H48ZM75 92H77V91H75ZM133 92H134V91H133ZM145 92H147V89H146ZM148 92L150 93V91H148ZM158 92H160V91H158ZM169 92L173 93V91H171V90H170ZM184 92H185V91H184ZM193 92H194V91H193ZM210 92H211V90H210ZM212 92H213V91H212ZM223 92H220V94L223 93ZM238 92H239V91H238ZM263 92H264V89H263ZM12 93H13V92H12ZM87 93L89 94V91H88ZM87 93H86V94H87ZM109 93H111V92H109ZM117 93H118V92H117ZM117 93H116V94H117ZM135 93H136V92H135ZM218 93H219V92H218ZM230 93L232 94L233 92H230ZM234 93H236V92H234ZM234 93H233V94H234ZM246 93H247V92H246ZM248 93H249V91H248ZM257 93H258V92H257ZM257 93H256V94H257ZM0 94H1V93H0ZM38 94H39V93H38ZM38 94H37V95H38ZM88 94H87V95H88ZM94 94H95V93H94ZM94 94H93V95H94ZM96 94H97V93H96ZM96 94H95V95H96ZM99 94H100V93H98L96 97L100 96ZM103 94H104V93H103ZM150 94H152V93H150ZM158 94H160V93H158ZM198 94H197V95H198ZM202 94H203V92H202ZM224 94H223V95H224ZM21 95H22V94H21ZM21 95H20V96H17V97H13L12 99H10L9 102H8V105H7L8 110L6 109V111H9L10 115L12 114V115H14V117L18 116L19 114H25V112L22 113L23 110L28 111V110H27V109H28V106H29V105H28V102H29V101H28V98H27V97H24L25 95H23V96H21ZM37 95H36V96H37ZM44 95H45V94H44ZM75 95H77V94H75ZM79 95H81V94L79 93ZM93 95H92L91 98H93ZM110 95H112V94H110ZM114 95H115V94H114ZM124 95H125V93H124ZM132 95H133V94H132ZM132 95H131L132 100H134V98H133ZM146 95L148 96L149 94L147 93ZM167 95H168V94H167ZM174 95H175V94H174ZM180 95H184V94H180ZM216 95H218L217 98H219L220 95L217 94V93H216ZM216 95L214 96L215 99H216ZM228 95H229V94H228ZM258 95H259V94H258ZM5 96H6V95H5ZM36 96H33V97H36ZM59 96H61V98H59V99H60L59 101L61 102V100H62V98H63V95H59ZM108 96H109V95H108ZM129 96H130V95H129ZM160 96L163 97L162 94H160ZM231 96H233V95H231ZM263 96H264V95H263ZM66 97H67V96H64L65 99H66ZM68 97H69V96H68ZM77 97H78V96H77ZM117 97H119V95H118ZM124 97H125V96H124ZM124 97H123V98H124ZM138 97H139V96H138ZM151 97H153V94H152ZM164 97H165V96H164ZM178 97H179V96H178ZM180 97H181V96H180ZM214 97H212V99H213ZM220 97H221V96H220ZM229 97H230V96H229ZM233 97H234V96H233ZM1 98H2V97H0V99H1ZM40 98H41V97H40ZM136 98H137V97H136ZM145 98H146V97L143 96L142 99H145ZM159 98H160V97H159ZM258 98H259V97H258ZM56 99H57V98H56ZM69 99H70V100H69ZM69 99H68V100H65V101H68V102L71 101V98H69ZM79 99H81V98H79ZM100 99H101V98H100ZM116 99H117V98H116ZM116 99H115V100H116ZM121 99H122V98H121ZM137 99H138V98H137ZM137 99H136V100H137ZM171 99H172V101H173V97H172ZM228 99H229V98H228ZM233 99H236V96H235V98H233ZM248 99H249V98H248ZM263 99H264V98H263ZM57 100H58V99H57ZM81 100L84 101V98L81 99ZM81 100H80V102H82ZM136 100H135V102H136ZM139 100H141V96H140ZM151 100H152V99H151ZM207 100H208V99H207ZM210 100H211V98L209 99V102H211ZM250 100H251V99H250ZM7 101H8V100H7ZM44 101H45V100H44ZM65 101H63V102H65ZM72 101H73V100H72ZM74 101H75V100H74ZM74 101H73V103H74ZM78 101H79V100H78ZM145 101H146V100H145ZM145 101H144V102H145ZM158 101H159V100H158ZM169 101H170V100H169ZM238 101H239V100H238ZM240 101H242V100H240ZM246 101H247V100H246ZM253 101H256V100L254 99ZM258 101H259V99H258ZM0 102H1V100H0ZM55 102H56V100H55ZM121 102H123V100H121ZM124 102H126V101H124ZM124 102H123V103H124ZM130 102H131V101H129L128 103H130ZM135 102H134V103H135ZM150 102H151V101H150ZM156 102H157V101H156ZM184 102H185V101H184ZM203 102H204V101H203ZM207 102H208V101H207ZM209 102H208V103H209ZM228 102H229V101H227L226 103H228ZM231 102H233V101H231ZM244 102H245V101H244ZM259 102H260V101H259ZM2 103H3V101H2ZM2 103H1L0 105H2ZM47 103H48V102H47ZM47 103L45 104V106L48 107V105H49L50 102H49L48 104H47ZM51 103L54 104V102H51ZM77 103H78V102H77ZM77 103H75L74 106H75ZM82 103H83V102H82ZM93 103H94V102H93ZM93 103H92V104H93ZM107 103H108V101L105 103V105H108ZM116 103H117V102H116ZM119 103H120V102H119ZM126 103H127V102H126ZM134 103H132V104H134ZM147 103H149V98H147ZM152 103H153V102H152ZM171 103H172V102H171ZM178 103H179V102H178ZM181 103H182V102H180V104H181ZM211 103H212V102H211ZM213 103H214V101H213ZM213 103H212V104H213ZM217 103H218V102H217ZM251 103H252V101H251ZM261 103H262V102H261ZM3 104H4V103H3ZM57 104H59V103H57ZM65 104H66V103H65ZM88 104H89V102H88ZM88 104H87V105H88ZM92 104H89V106H91ZM95 104H96V103H95ZM95 104L93 105L94 108H96V107H95ZM97 104L100 105L101 103H100V102H99V103L97 102ZM97 104H96V105H97ZM124 104H125V103H124ZM136 104H137V103H135L134 105H136ZM138 104H139V103H138ZM141 104H142V103H141ZM144 104H145V103H144ZM150 104H151V103H150ZM161 104H162V103H161ZM175 104H176V103H175ZM198 104H199V103H198ZM209 104H210V103H209ZM242 104H244V103L242 102ZM245 104H246V102H245ZM252 104H254V103H252ZM50 105H51V107L53 106L52 104H50ZM55 105H56V103H55ZM55 105L52 107V111L55 109L56 116H58V115H59V116L62 115L63 113H62V114H61V113H60V114H57V112L59 113V108H57ZM78 105L81 106L82 108L84 107L82 104H81V105L78 104ZM85 105H86V104H85ZM103 105H104V104H102L101 106H103ZM130 105H131V104H129V106H130ZM134 105H133V107H134ZM139 105H140V104H139ZM157 105H158V104H157ZM163 105H164V104H163ZM188 105H189V104H188ZM206 105H207V104H206ZM206 105H205V106H206ZM236 105H237V104H236ZM236 105H235V106H236ZM238 105H239V104H238ZM263 105H264V104H263ZM43 106H44V105H43ZM76 106H77V105H76ZM79 106H78V107H79ZM97 106H98V105H97ZM101 106H98V107H101ZM109 106H112V105L109 104ZM119 106H120V105H119ZM122 106H124V105H122ZM125 106H126V105H125ZM155 106H156V105L154 104V107H155ZM173 106H175V105H173ZM178 106H179V105H178ZM208 106H209V105H208ZM212 106H215V109H218V108L216 107V103H215V105H212ZM212 106H211V107H212ZM217 106H218V105H217ZM221 106H222V105H221ZM221 106H220L219 108H221ZM224 106L227 107V104L224 105ZM231 106H233V105L231 104ZM249 106H250V105H249ZM47 107H46V108H47ZM55 107H56V108H55ZM78 107H76V108H78ZM103 107H104V106H103ZM135 107L137 108V106H135ZM139 107H140V106H139ZM146 107H147V106H146ZM160 107H162V108H160V110H159L160 112L163 111V110H166L165 108H163V107H166V106H161V105H160ZM176 107H177V106H176ZM186 107H187V105H186ZM186 107H184L183 109L181 108V109L184 110ZM206 107H207V106H206ZM258 107H259V105H258ZM41 108H44V107H41ZM53 108H54V109H53ZM86 108L88 109L89 107L87 106ZM86 108H85L84 110H87ZM101 108H102V107H101ZM101 108H100V109H101ZM144 108H145V107H144ZM148 108H149V107H148ZM171 108H172V106H171ZM213 108H214V107H213ZM213 108H212V109H213ZM247 108H248V107H247ZM247 108H246V109H247ZM259 108H260V107H259ZM259 108H256V107H255V109H257V110H258ZM37 109H38V108H37ZM39 109H40V108H39ZM80 109H81V108H80ZM96 109H97V108H96ZM111 109H112V107H111ZM123 109H125V108H123ZM123 109H122V111H121L122 113L124 112ZM126 109H128V108H126ZM129 109H130V107H129ZM131 109H132V108H131ZM138 109H139V108H138ZM154 109H155V108H154ZM154 109H152V110H154ZM162 109H163V110H162ZM169 109H170V107H169ZM178 109H179V108H178ZM181 109H180V110H181ZM190 109H191V108H190ZM202 109H205V108L203 107ZM227 109H228V110H231V109H229V106H228ZM235 109H237V108H235ZM244 109H245V108H244ZM262 109H263V108H262ZM40 110H41V109H40ZM42 110H43V109H42ZM47 110H49V109H47ZM61 110H63V108H61ZM61 110H60V111H61ZM81 110H82V109H81ZM84 110H83V111H84ZM88 110H89V109H88ZM88 110H87V112H85V113L88 114ZM91 110H92V111H94V110H93V108H90V110H89V114L92 116V113L90 112ZM109 110H110V109H109ZM116 110H117V109H116ZM132 110H133V109H132ZM132 110H130L129 112H132ZM135 110H137V109H135ZM150 110H151V109H150ZM152 110H151V111H152ZM180 110H179V112H180ZM196 110H197V109H196ZM233 110H234V109H233ZM259 110H261V108H260ZM1 111L3 112L4 110H1ZM1 111H0V112H1ZM6 111H5V113H6ZM20 111H22V112L20 113ZM44 111H46L45 108H44V110L41 111V112L44 113ZM63 111H64V110H63ZM83 111H82V112H83ZM100 111H101V110H100ZM102 111H105V110H102ZM106 111H107V110H106ZM111 111H112V110H111ZM111 111H110V112H111ZM118 111L120 112V110H118ZM137 111H138V110H137ZM137 111H135V112H137ZM238 111H239V110H238ZM244 111H246V110H244ZM248 111H249V110H248ZM2 112H1V113H2ZM35 112H36V114H34V115L32 114V115L35 116V117H37V116H36V115H38L37 110H36ZM61 112H62V111H61ZM107 112H109V111H107ZM107 112H106V113H107ZM113 112H117V111H112V114L117 115V114H115V113H113ZM129 112H128V113H129ZM135 112H133V113H135ZM160 112H159V114H160ZM166 112H167V110L165 111V113H166ZM195 112H196V111H195ZM199 112H200V111H199ZM202 112H203V111H202ZM202 112H201V113H202ZM228 112H230V111H228ZM233 112H234V111H233ZM235 112H236L235 114H238V117H239V118H238V117H234V118H238V119H240V116H239L240 113H239V112L237 113L236 110H235ZM260 112H261V113H262V112L264 113V110H261ZM5 113H4V115H6ZM7 113H8V112H7ZM26 113H28V112H26ZM45 113H46V112H45ZM47 113H48V112H47ZM53 113H54V112H53ZM64 113H66V112H64ZM106 113H104V114L102 115V118H104V116L106 115ZM124 113H125V112H124ZM139 113H140V109H139ZM152 113H153V112H152ZM162 113H163V112H162ZM167 113H168V112H167ZM181 113H182V112H181ZM185 113H187V112H185ZM185 113H184V114H185ZM196 113H197V112H196ZM263 113H262V115H261L262 117H263ZM28 114H29V113H28ZM30 114H31V112H30ZM39 114H40V113H39ZM108 114H109V113H108ZM110 114H111V113H110ZM110 114H109L108 116L111 117L112 114H111V115H110ZM137 114H138V113H137ZM143 114H144V113H141V115H139V116H143ZM147 114H148V113H147ZM163 114H164V113H163ZM163 114L160 115V116L158 115V116H159V117H158L159 120L161 119L160 117L164 118V117L166 116V115H165V116L163 117ZM202 114H203V113H202ZM233 114H234V113H233ZM4 115H2V117H0V118L5 117ZM10 115H8V117H10ZM44 115H45V114H44ZM50 115L52 116V114H48V116H49L48 118H49V119H50ZM93 115H94V117H95V115H96V116H97V115L100 116L101 114H99V112H98V113H94ZM114 115H113V116H114ZM118 115H119V114H118ZM118 115H117V116H118ZM123 115H124V114H123ZM135 115H136V113L134 114V116H135ZM148 115H149V114H148ZM151 115L154 116L153 114H151ZM168 115H169V114H168ZM226 115H227V114H225V116H226ZM240 115H241V114H240ZM246 115H247V114H246ZM22 116H26V114H25V115H22ZM30 116H31V115H29V118L33 117V116L30 117ZM38 116H39V115H38ZM41 116H43V115H41ZM41 116H40V117H41ZM46 116H47V114H46ZM46 116H44V117H46ZM54 116H55V115H54ZM56 116H55V117H56ZM120 116H121V114H120L118 117H120ZM127 116H128V114H127ZM132 116H133V115H132ZM217 116H218V115H217ZM222 116H223V115H222ZM241 116H242V115H241ZM250 116H251V112H250ZM252 116H253V115H252ZM259 116H260V115H259ZM6 117H7V115H6ZM6 117L3 118V119H6ZM12 117H13V116H12ZM19 117H20V116H19ZM35 117H33V118H35ZM62 117H63V116H62ZM72 117H73V116H72ZM105 117H106V116H105ZM114 117H115V116H114ZM137 117H138V116H137ZM137 117H136V118H137ZM149 117H150V116H149ZM154 117H155V116H154ZM175 117H176V116H175ZM244 117H245V114H244ZM17 118H18V117H17ZM51 118H52V117H51ZM53 118H54V117H53ZM106 118H107V117H106ZM116 118H117V117H116ZM129 118H130V117L128 116L127 119H129ZM133 118H134V117H133ZM133 118H132V119H133ZM138 118H139V117H138ZM146 118H147V116H146ZM151 118H152V117H151ZM155 118H156V117H155ZM188 118H189V117H188ZM188 118H187V120H188ZM234 118H232V120H233ZM248 118H250V117L248 116ZM251 118H253V117H251ZM12 119H13V118H12ZM36 119H40V118L37 117ZM67 119H68V118H67ZM67 119H66V120H67ZM86 119H87V118H86ZM99 119H100V117H99ZM127 119H126V120H127ZM132 119H131V120L129 119L130 122H129V120H128L127 122H128V123H131ZM141 119H142V118H141ZM141 119H140V120H141ZM144 119H145V118H144ZM183 119H184V117H183ZM212 119H214V118L212 117ZM244 119H246V118H244ZM6 120H7V119H6ZM6 120H5V121H6ZM43 120H44V119H43ZM115 120H116V119H115ZM151 120H152V119H151ZM151 120L149 121V123L151 122ZM161 120H163V119H161ZM161 120H160V122H162ZM167 120H169V119H166V118L164 119L165 122H166ZM220 120H221V119H220ZM224 120H225V119H224ZM224 120L222 119V121H224ZM229 120H231V119H229ZM235 120H236V119H235ZM240 120H241V119H240ZM11 121H12V120H11ZM39 121H41V120H39ZM70 121H71V119H70ZM116 121H117V120H116ZM133 121H134V120H133ZM133 121H132V122H133ZM137 121H139V120H137ZM147 121H148V120H146V122H147ZM152 121H154V120H152ZM164 121H163V122H164ZM179 121H180V120H179ZM243 121H244V120H243ZM0 122H1V121H0ZM30 122H33V120H31ZM41 122H43V121H41ZM66 122L69 123L68 120H67ZM66 122H64V121H63V122L60 121L61 125H63L62 123H65V124H66ZM117 122H119V121H117ZM121 122H122V120L120 121V123H121ZM155 122H157L156 119H155ZM169 122H170V121H169ZM169 122H168V124H167V125H168L167 127H169V125H170ZM174 122H175V121H174ZM182 122H183V120H182ZM214 122H215V121H214ZM231 122H232V121H231ZM231 122H230V124H231ZM238 122H239V121H238ZM26 123H27V122H26ZM28 123H29V121H28ZM34 123H35V122H34ZM39 123H40V122H39ZM58 123H59V121H58ZM98 123H99V122H97V124H98ZM111 123H112V122H111ZM124 123H125V121H124ZM134 123H136V122L134 121ZM137 123L140 124L139 122H137ZM141 123H142V122H141ZM149 123H148V124H149ZM170 123H171V122H170ZM183 123H184V122H183ZM211 123H213V122H211ZM227 123H229V121H228ZM240 123H241V122H240ZM48 124H49V123H48ZM97 124H94V125H97ZM102 124H103V123H102ZM102 124H99V125L102 126ZM105 124H106V123H105ZM143 124H144V123H143ZM156 124H157V123H156ZM161 124H162V123H161ZM190 124H191V123H190ZM206 124L208 125V123H206ZM206 124L203 125V123H202L203 126H206ZM224 124H226V123H223V126H224ZM232 124H233V123H232ZM29 125H30V124H29ZM39 125H41V124H39ZM66 125H68V124H66ZM72 125L75 126V124H72ZM112 125H113V123H112ZM114 125H117V124L115 123ZM121 125H122V123H121L120 125H119V123H118L117 126H121ZM125 125H126V123H125ZM133 125H134V124H133ZM144 125H145V124H144ZM159 125H160V124H159ZM164 125H165V123H164ZM171 125H172V123H171ZM216 125H217V124H216ZM218 125H219V123H218ZM218 125H217V127L220 126V125H219V126H218ZM226 125H227V124H226ZM237 125H239V123H238ZM241 125H242V124H241ZM70 126H71V125H70ZM97 126H98V125H97ZM126 126H127V127L129 126L128 128H131V127H130V124H129V125H126ZM126 126H123V128H124V127L126 128ZM139 126H140V125H139ZM145 126H146V125H145ZM145 126H144V127H145ZM149 126H150V125H149ZM199 126L202 127V129L204 128L203 126H201V124H199ZM199 126H198V127H199ZM231 126H232V125H231ZM253 126H254V128H255V125H253ZM31 127H32V125H31ZM37 127H38V126H37ZM63 127H64V126H63ZM102 127H103V126H102ZM102 127H100V128L102 129ZM104 127L106 128V127H110V126H106V125H105ZM104 127H103V129H104ZM113 127H114V126H113ZM115 127H116V126H115ZM115 127H114V128H115ZM144 127H143V128H144ZM152 127H153V126H152ZM161 127H163V126H161ZM161 127H160V128H161ZM164 127H165V126H164ZM172 127H174V126H172ZM211 127H214V126L211 125ZM16 128H17V129H16ZM20 128H22V127H20ZM20 128H19V127H15L16 130H18V129H20ZM27 128H28V127H26V129H27ZM91 128H92V127H91ZM116 128H117V127H116ZM143 128L140 127L139 130H141V129H143ZM145 128H146V127H145ZM145 128H144V129H145ZM150 128H151V127H149V129H150ZM154 128H155V127H154ZM165 128H166V127H165ZM220 128H221V127H220ZM220 128H219V129H220ZM223 128H224V127H223ZM229 128H230V127H229ZM250 128L253 130L252 127H250ZM13 129H14V128H13ZM15 129H14V130H15ZM58 129H59V128H58ZM68 129H69V128H67V130H68ZM74 129H76V128H74ZM84 129H85V128H84ZM93 129L95 130L94 127L92 128V131H94ZM109 129H110V128H109ZM109 129H108V131H109ZM146 129H148V128H146ZM155 129H156V128H155ZM166 129H167V128H166ZM175 129H176V128H175ZM191 129H192V128H191ZM213 129H214V128H213ZM217 129H218V128H217ZM219 129H218V130H219ZM251 129H250L251 132H249L250 134L253 133ZM16 130H15V131H16ZM52 130H53V129H52ZM60 130H62V128H61ZM87 130H88V132H89L90 127H87ZM87 130H86V131H87ZM99 130H100V129H99ZM99 130H98V131H99ZM110 130H111V129H110ZM116 130H117V129H116ZM124 130H125V129H123V131H124ZM127 130H128V129H127ZM151 130H152V129H151ZM169 130H170V129H169ZM193 130H194V129H193ZM230 130H232V128H231ZM10 131H11V130H10ZM30 131H31V130H29V131H27V132L29 133ZM48 131H50V130H48ZM71 131L73 132V129H71ZM71 131H70V132H71ZM74 131H75V130H74ZM101 131H102V130H101ZM119 131H120V129H119ZM125 131H126V130H125ZM128 131H129V130H128ZM128 131H127V132H128ZM145 131H147L146 133H148L149 130H145ZM145 131L143 130V133H144ZM153 131H154V130H153ZM153 131H152V132H153ZM155 131H156V130H155ZM160 131H161V130H160ZM221 131H222V130H221ZM227 131H229V129H227ZM227 131H225L224 133H226ZM239 131H240V129H239ZM241 131H242V130H241ZM243 131H244V129H243ZM243 131H242V132H243ZM6 132H8V131H6ZM24 132H25V131H24ZM117 132H118V131H117ZM120 132H121V131H120ZM130 132H131V130H130ZM136 132L138 133L137 130H136ZM139 132H140V131H139ZM141 132H142V131H141ZM141 132H140V133H141ZM163 132H164V131H163ZM163 132H162V133H163ZM191 132H192V131H191ZM242 132H241V133H242ZM245 132H246V130H245ZM8 133H10V132H8ZM15 133H16V132H15ZM17 133H18V131H17ZM19 133H21V130H19ZM19 133H18V135H24L23 133H22V134H19ZM37 133H38V132H37ZM39 133H40V132H39ZM47 133H48V134H53L52 132H50V133L47 132ZM95 133H96V131H95ZM124 133H125V132H124ZM124 133H123V134H124ZM132 133H133V131H132ZM132 133H131L130 135H132ZM137 133H135V134H137ZM146 133H145V134H146ZM149 133H150V132H149ZM210 133H211V132H210ZM229 133H230V132H229ZM236 133H237V131H236ZM0 134H2V133H0ZM43 134H44V133H43ZM48 134H46V135H48ZM67 134H70V133L67 132ZM97 134H98V133H96V136H97ZM100 134L103 135V133H99L98 136H99ZM105 134H106V133H105ZM105 134H104V135H105ZM107 134H109V132H108ZM135 134H133V135L135 136ZM153 134H157V133H153ZM153 134H151V135L153 136ZM192 134H193V133H192ZM211 134H212V133H211ZM246 134H247V133H246ZM11 135H12V134H11ZM13 135H15V134H13ZM26 135H27V134H25V136H26ZM87 135H88V134H86V138L89 137V135H88V137H87ZM90 135H91V134H90ZM130 135L128 134V136H130ZM133 135H132V136H133ZM138 135H139V133H138ZM184 135H185V134H184ZM27 136H28V135H27ZM27 136H26V137H27ZM44 136H45V135H44ZM50 136H51V135H50ZM64 136H65V135H64ZM67 136H68V135H67ZM79 136H80V135H79ZM79 136H78V137H79ZM128 136H127V138H129ZM134 136H133V137H134ZM136 136H137V135H136ZM142 136H143V134H142ZM146 136H147V134H146ZM185 136H186V138H187V137L189 138L188 133H187V135H185ZM190 136H191V135H190ZM225 136H226V135H225ZM78 137H76V138H78ZM183 137H184V136L182 135V138H183ZM226 137H227V136H226ZM226 137H225V138H226ZM237 137H238V135H237ZM242 137H243V136H241V139H242ZM47 138H48V137H47ZM50 138H51V137H50ZM80 138H83V137H80ZM80 138H79V139H76V140L79 141ZM86 138L84 137V139H86ZM91 138H92V137H91ZM110 138H111V137H110ZM122 138H124V137H122ZM130 138H131V137H130ZM173 138H174V137H173ZM235 138H236V137H235ZM11 139H12V138H11ZM112 139H113V138H112ZM124 139H125V138H124ZM132 139L134 140V138H132ZM184 139H185V138H184ZM184 139H183V140H184ZM236 139H237V138H236ZM246 139H247V138H246ZM17 140H18V139H17ZM81 140H82V139H81ZM81 140H80L81 143H86L85 140H84V142H82ZM103 140H104V139H103ZM103 140H102V141H103ZM105 140H106V139H105ZM109 140H110V142H113V143H114V139L111 140V139L108 138V140H106V141H109ZM121 140H122V139H120V142L118 141L117 143H119L118 145H121V147H122V144H120V143H122L123 140H122V141H121ZM212 140H213V139H212ZM247 140H248V139H247ZM250 140H251V138H250ZM250 140H249V141H250ZM2 141H3V140H2ZM12 141H13V139H12ZM12 141H11V142H12ZM35 141H36V140H35ZM35 141H34V142H35ZM87 141H89V140H87ZM127 141L129 142V140H127ZM135 141H136V140H135ZM157 141H158V140H157ZM159 141H160V140H159ZM174 141H175V140H174ZM184 141H185V140H184ZM187 141H188V140H187ZM187 141H186V142H187ZM203 141H205V140H203ZM210 141H211V140H210ZM243 141H244V140H243ZM252 141H254V140H252ZM257 141H258V140H256V142H257ZM20 142H21V140H20ZM75 142H76V141H75ZM80 142H78V143H80ZM96 142H97V141H96ZM100 142H101V141H100ZM110 142H108V143H110ZM211 142H212V141H211ZM9 143H10V142H9ZM12 143L15 144V142H12ZM61 143H62V142H61ZM64 143H65V141H64ZM71 143H72V142H71ZM103 143H104V141H103ZM113 143H112V144H113ZM123 143H126V142H123ZM149 143H150V142H148V144H149ZM151 143H152V142H151ZM155 143H157V142H155ZM198 143H200V142H198ZM198 143H197V144H198ZM203 143H204V142H203ZM203 143H202V144H203ZM205 143H206V141H205ZM250 143H252V142H250ZM2 144H3V146H4L5 143L2 142ZM7 144H8V142H7ZM73 144H74V143H73ZM91 144H92V143H91ZM106 144H107V143H106ZM115 144H116V143H115ZM127 144H128V143H127ZM138 144H139V143H138ZM171 144L173 145V143H171ZM171 144H169V145H171ZM197 144H194V147H195V145H197ZM207 144H208V143H207ZM207 144H206V146H207ZM232 144H233V143H232ZM247 144H248V143H247ZM247 144L245 143L244 145H247ZM0 145H1V144H0ZM10 145H12V144H10ZM60 145H61V144H60ZM62 145H63V144H62ZM97 145H99V144H97ZM100 145H101V144H100ZM108 145H111V144H108ZM113 145H114V144H113ZM118 145H117V146H118ZM132 145H133V144H132ZM153 145H154V144H153ZM156 145H158V143H157ZM159 145H160V144H159ZM3 146H2V147H3ZM64 146H65V145H64ZM92 146H94V144H92ZM101 146H102V145H101ZM133 146H134V145H133ZM149 146H150V145H149ZM163 146H165V145L162 144V147H161V148H162V151H163L164 153H167V154H168V151H167L166 148L163 147ZM185 146H186V145H185ZM198 146H199V145H198ZM202 146H204V145H202ZM202 146H201V147H202ZM206 146H205V148H206ZM213 146H215V145H213ZM230 146H231V145H230ZM235 146H236V145H235ZM0 147H1V146H0ZM48 147H49V146H48ZM77 147H78V146H76V149H75V147H74V150H77ZM95 147H96V144H95ZM102 147H104V145H103ZM124 147H125V146H124ZM130 147H131V145H130ZM143 147H145V146H142V148H143ZM146 147H148V146L146 145ZM171 147H172V146H171ZM171 147H170V148H171ZM178 147H179V146H177V150H176V151L179 150ZM194 147H192V148H194ZM199 147H200V146H199ZM207 147H208V146H207ZM209 147H211V146L209 145ZM215 147H216V146H215ZM247 147L249 148V146H246V148H247ZM7 148H8V147H7ZM66 148H67V147H66ZM109 148H110V147H108V149H109ZM127 148H128V147H127ZM133 148H134V147H133ZM158 148H159V147H158ZM158 148H157V149H158ZM161 148H159V149H161ZM172 148H173V147H172ZM180 148H182V146H180ZM205 148H204V150H205ZM244 148H245V147H244ZM5 149H6V148H5ZM33 149H34V148H33ZM51 149H52V148H51ZM122 149H123V147H122ZM128 149H129V148H128ZM144 149H145V148H144ZM168 149H169V146H168ZM196 149H197V148H196ZM200 149H201V148H200ZM200 149H199V150H200ZM0 150H2V149L0 148ZM13 150H14V149H13ZM35 150H36V149H35ZM101 150H104V149H101ZM101 150H100V152H101ZM106 150H107V149H106ZM106 150L103 151L104 153H103V152H101V153L106 155V152H105ZM131 150H132V149H131ZM131 150H130V151H131ZM136 150H141V149H137V146H136ZM136 150H135V151H136ZM170 150H171V149H170ZM181 150L184 152L183 149H181ZM32 151H33V150H32ZM63 151H64V150H63ZM63 151H62V152H63ZM68 151H70V150H68ZM112 151H113V150H112ZM141 151H143V150H141ZM162 151H161V153H160V152H159V153H160V154H163ZM185 151H186V150H185ZM195 151H196V150H195ZM0 152H1V151H0ZM5 152H6V151H5ZM5 152H3V154H4ZM11 152H12V151H11ZM29 152H30V150H29ZM70 152H72V151H70ZM70 152H69V153H70ZM110 152H111V151H110ZM124 152H125V151H123V154H124ZM137 152H139V151H137ZM143 152H144V151H143ZM145 152H146V150H145ZM145 152H144V153H145ZM170 152H171V151H170ZM208 152H209V151H208ZM27 153H28V152H27ZM27 153H26V155H27ZM38 153H39V152H38ZM101 153H100V154H101ZM113 153H114V152H113ZM121 153H122V152H121ZM128 153H129V152H128ZM128 153H126L127 157H128ZM139 153H141V152H139ZM144 153H143V154H144ZM159 153H158V154H159ZM184 153H186V152H184ZM191 153H192V152H191ZM0 154L2 155V152H1ZM30 154H32V153L30 152ZM36 154H37V153H36ZM102 154H101V155H102ZM115 154H116V153H115ZM131 154H132V155H129V157H130V156H133V153H131ZM135 154H136V152H135ZM207 154H208V153H207ZM209 154H211V151H210ZM1 155H0V158H1ZM6 155L8 156L9 154L5 153V157H4V158H5V161H6ZM13 155H14V154H13ZM23 155H24V157H25V154H24V153H23ZM42 155H43V154H42ZM42 155H41V156H42ZM44 155H46V154H44ZM146 155H147V154H146ZM200 155H201V154H200ZM217 155H218V154H216V156H217ZM3 156H4V155H3ZM3 156H2V158H3ZM9 156H10V155H9ZM20 156H21V155H20ZM39 156H40V155H39ZM61 156H62V155H61ZM61 156H60V157H61ZM109 156H110V155H109ZM136 156H137V155H136ZM140 156H141V155H138V157H140ZM219 156H220V155H219ZM254 156H255V155H254ZM18 157H19V156H18ZM29 157H30V156H29ZM65 157H66V156H65ZM79 157H81V156H79ZM84 157H85V156H84ZM86 157H87V155H86ZM86 157H85V158H86ZM106 157H107V156H106ZM143 157H144V156H143ZM4 158H3V159H4ZM9 158H12V157H9ZM9 158H8V159H9ZM22 158H23V157H22ZM25 158H26V157H25ZM41 158L44 159L43 156H42ZM53 158H54V157H53ZM61 158H62V159H60V161L57 160V162H58V161H59V162H62L64 157H61ZM141 158H142V157H141ZM194 158H195V157H194ZM214 158H215V157H214ZM16 159H17V158H16ZM82 159H84V158H81V161H83ZM87 159H88V157L86 158V162H85V163L88 162ZM91 159H92V158H91ZM96 159H97V158H96ZM110 159H113V158H110ZM134 159H135V158H134ZM163 159H164V158H163ZM1 160H2V159H1ZM34 160H35V158H34L33 160H31V161H34ZM72 160H73V158H72ZM77 160H78V158H77ZM89 160H90V158H89ZM94 160H95V159H94ZM98 160H99V159H98ZM98 160H97V161H98ZM105 160H108V159H105ZM105 160H104V161H105ZM132 160H133V159H132ZM138 160H139V159H138ZM160 160H161V158H160ZM177 160H178V159H177ZM258 160L261 161V159H258ZM66 161H67V160H66ZM69 161H70V160H69ZM81 161H80V162H81ZM90 161H91V160H90ZM95 161H96V160H95ZM115 161H117V160H115ZM134 161H135V160H134ZM134 161H133V162H134ZM141 161H142V160H141ZM143 161H144V159H143ZM170 161H171V160H170ZM19 162H20V161H19ZM70 162H71V161H70ZM74 162H75V160H74ZM74 162H73V163H74ZM78 162H79V161H78ZM80 162H79V166H80ZM110 162H111V160H110ZM113 162H114V160H113ZM146 162H148V161H146ZM179 162H180V160H179ZM12 163H14V162H12ZM44 163H45L46 165H48V164H50L51 162H49V163L44 162ZM93 163H94V162H93ZM93 163L90 162V164H93ZM134 163H137V162H134ZM138 163H139V162H138ZM143 163H144V162H143ZM170 163H173V162H170ZM190 163H192V162H190ZM41 164H42V163H41ZM53 164H54V163H52V165H53ZM59 164H61V163H59ZM81 164H82V163H81ZM88 164H89V162H88ZM94 164H95V163H94ZM116 164H117V163H116ZM116 164H115V165H116ZM192 164H193V163H192ZM260 164H261V166H262V165L264 164V161H263V164H262V163H260ZM35 165H36V164H35ZM46 165H45V166H46ZM133 165H134V164H133ZM133 165H132V166H133ZM135 165H136V164H135ZM140 165H141V164H140ZM194 165H197V164H194ZM216 165L218 166V164H216ZM13 166H14V164H13ZM15 166H17V165L15 164ZM23 166H24V165H23ZM39 166H41V165H39V163H38V166H36V168L33 167V166H32L33 168H31V167H30V168H31L32 170L35 169L34 171H37V170H38L37 167H39ZM43 166H44V164H43ZM43 166H42V169H45V168H43ZM45 166H44V167H45ZM48 166H51V164L48 165ZM48 166H47V168H48ZM57 166H60V165L57 164ZM64 166H65V165H64ZM127 166H128V165H127ZM132 166H130V167H132ZM147 166H148V165H147ZM191 166H193V165H191ZM252 166H253V165H252ZM252 166H251V168H252ZM255 166H256V165H255ZM54 167H55V166H53V168H54ZM61 167H62V165H61ZM73 167H74V166H73ZM76 167H77V166H76ZM85 167H86V166H85ZM135 167H136V166H135ZM135 167H134V168H135ZM151 167H152V166H151ZM176 167H177V166H176ZM187 167H188V166H186V168H187ZM193 167H194V166H193ZM199 167H200V166H199ZM218 167H219V166H218ZM240 167H241V166H240ZM4 168H5V166H4ZM39 168H40V167H39ZM56 168H57V167H56ZM56 168H55V169H56ZM74 168H75V167H74ZM79 168L82 169L83 166H81V167H79ZM86 168H87V167H86ZM113 168H114V167H112V170H113ZM168 168H169V167H168ZM189 168H190V166H189ZM262 168H263V166H262ZM0 169H1V168H0ZM28 169H29V168H28ZM36 169H37V170H36ZM71 169H72V168H71ZM81 169H79V171H80ZM83 169H84V168H83ZM83 169L81 170L80 173H82V172L84 171ZM107 169H108V168H107ZM118 169H119V168H118ZM126 169H128V167H127ZM126 169H125V170H126ZM145 169H147V168H145ZM148 169H149V168H148ZM181 169H182V168H181ZM241 169H242V167H241ZM241 169H240V170H241ZM243 169H244V168H243ZM253 169L255 170V167H253ZM40 170H41V168H40ZM73 170H74V169L71 170V173H72V174L74 173V171H75L76 169H75L74 171H73ZM109 170H110V169H109ZM123 170H124V169H123ZM129 170H130V168H129ZM132 170H133V169H132ZM244 170H245V169H244ZM251 170H252V169H251ZM254 170L252 171V173H251V172H250V173L253 174V172H254V173L256 174V172H257V173L259 174V173L261 172V171L258 172V169H256L257 171H254ZM259 170H260V169H259ZM24 171H25V170H24ZM27 171H28V170H27ZM30 171H31V170H30ZM68 171H69V169H68ZM72 171H73V172H72ZM86 171H87V170H86ZM89 171H90V169H89ZM93 171H94V170H93ZM118 171H119V170H118ZM138 171H140V170H138ZM147 171H148V170H147ZM188 171H189V169H188ZM190 171H191V168H190ZM190 171H189V172H190ZM11 172H12V171H11ZM11 172H8V171H7V173H11ZM13 172H14V171H13ZM13 172H12V173H13ZM22 172H23V171H22ZM69 172H70V171H69ZM76 172H77V170L75 171V173H76ZM87 172H88V171H87ZM91 172H92V171H91ZM107 172H109V171L107 170ZM120 172H121V174H122V170H120ZM123 172H125V171H123ZM165 172H167V171H165ZM168 172H169V171H168ZM173 172H174V171H173ZM180 172L182 173V172H184V171H180ZM198 172H199V171H198ZM198 172H197V173H198ZM216 172H217V171H216ZM14 173H16V172H14ZM18 173H19V175H17V176H18V177H19V176L21 177V176H22V175H20V174H21V171H20V172L18 171ZM18 173H16V174H18ZM23 173H24V172H23ZM27 173H28V172H27ZM27 173H25V174H27ZM62 173H63V172H62ZM75 173H74V174H75ZM80 173H76V174H78V176H79ZM89 173H90V172H88L87 174H89ZM101 173H102V172H101ZM101 173H100V174H101ZM109 173H110V172H109ZM112 173H113V171H112L110 174H112ZM181 173H179V174H181ZM194 173H195V172H194ZM194 173H193V174H194ZM247 173H248V172H247ZM247 173H246V174H247ZM5 174H6V173H5ZM74 174H73V176H74ZM100 174H98V175L100 176ZM103 174H104V173H103ZM107 174H108V173H107ZM107 174H106V175H107ZM116 174H117V173H116ZM116 174H115V175H116ZM119 174H120V173H119ZM166 174H167V173H166ZM166 174H165V175H166ZM172 174H174V173H172ZM195 174H196V173H195ZM213 174H214V173H213ZM241 174H242V173H241ZM258 174H256V175H258ZM7 175H8V174H7ZM10 175H14V176H15V174H10ZM10 175H8V176H10ZM64 175H66V174H64ZM67 175H69V173H68ZM81 175H82V174H81ZM85 175H86V174H85ZM85 175L83 176V178L85 177ZM95 175H96V174H95ZM101 175H102V174H101ZM104 175H105V174H104ZM104 175H103V176H104ZM106 175H105V176H106ZM108 175H109V174H108ZM155 175H156V174H155ZM181 175H182V174H181ZM232 175H233V174H232ZM243 175H244V174H243ZM75 176H76V175H75ZM88 176H90V174H89ZM88 176H87L86 180H84V181H86V182L88 181V178H89ZM93 176H94V175H93ZM119 176H120V175H119ZM149 176H151V175L149 174L148 177H149ZM167 176H168V175H167ZM177 176H179V175H177ZM210 176H213V175H210ZM216 176H218V178H219V175H216ZM234 176H235V175H234ZM65 177H66V176H65ZM68 177H69V176H68ZM68 177H67V178H68ZM95 177H96V176H95ZM95 177H94V178H95ZM100 177H102V176H100ZM100 177H99V179H100ZM106 177H108V176H106ZM106 177H105V178H106ZM120 177H121V176H120ZM120 177H119V178H120ZM128 177L130 178V176H128ZM132 177H134V176H132ZM152 177H154V174H153ZM152 177H151V178H152ZM165 177H166V176H164V180H165V182H166L167 180H166ZM169 177H171V176H169ZM186 177H187V176H186ZM204 177H205V176H203V179H204ZM206 177H207V176H206ZM206 177H205L204 183L202 182V184H204V185H206V186H207V184H208V186H210L211 184H209V182L212 181V180L210 179V181H209L208 183L205 184V182H207V181L209 180V179H208V180L206 181V179H207ZM231 177H232V176H231ZM231 177H230V178H231ZM38 178H39V177H38ZM59 178L63 179L62 176H59ZM71 178H72V177H71ZM91 178H93V177H91ZM91 178H90V179H91ZM94 178H93V179H94ZM103 178H104V177H103ZM109 178H110V176H109ZM109 178H108V179H109ZM113 178H114V175H113V177H112V180H113ZM116 178H117V177H116ZM119 178H118V179H119ZM124 178L127 179L126 176H125ZM129 178H128V180H129ZM151 178H150V179H151ZM172 178H173V177H172ZM172 178H171V179H172ZM199 178H200V177H199ZM199 178H198V179H199ZM201 178H202V177H201ZM209 178H210V177H209ZM215 178H217V177H215ZM215 178H214V179H215ZM220 178H221V177H220ZM220 178H219V179H220ZM232 178H233V177H232ZM240 178H241V177H240ZM261 178H262V177H261ZM39 179H41V178H39ZM65 179H66V178H65ZM69 179H70V178H69ZM81 179H82L81 177H80V178H75V179L73 178V180H72L71 182L69 181V182H68L67 184H65V185H62L63 183L60 184L61 181H60V182L57 181L58 184H60V185H62V186H61L60 188L58 187V188H59V189H58L59 191L55 190V191H57V194H60V196H58V199H61V202H63L64 204H66V205H67V208H68V209H72V211H74V212H75L76 210H80V209H77V207H79L80 205H81V206H80L81 209H82L83 206H84L86 209H87V208L90 209V208H93V207L95 206V205L93 206V205L91 204L92 207H90V199H91V197H89V196H91V195L87 196L86 193H85V191H84L85 188H86V185H88L89 182L85 185V188H84V187H82V183H83V181H82ZM84 179H85V178H84ZM97 179H98V178H97ZM118 179H117V180H118ZM122 179H123V178H122ZM125 179H124V181H125ZM134 179H136V175H135ZM155 179H156V178H155ZM169 179H170V178H169ZM171 179H170V180H171ZM176 179H178V178H176ZM176 179H175V180H176ZM184 179H185V178H184ZM189 179H192V178H189ZM212 179H213V177H212ZM258 179H259V178H258ZM56 180H57V179H56ZM117 180H116V181H117ZM119 180H120V179H119ZM128 180H127V181H128ZM131 180H132V179H131ZM137 180L139 181V179H137ZM153 180H154V179H153ZM160 180H161V179H160ZM172 180H173V179H172ZM175 180H173V181H175ZM180 180H181V179H180ZM182 180H183V179H182ZM182 180H181V181H182ZM185 180H186V179H185ZM196 180H197V179H196ZM199 180H201V179H199ZM252 180H253V179H252ZM252 180H250V181H252ZM114 181H115V180H114ZM122 181H123V180H122ZM124 181H123V182H124ZM134 181H135V180H134ZM138 181H137V182H138ZM158 181H159V180H158ZM216 181H217V180H216ZM216 181L214 180V182H216ZM220 181H221V183H222V180H220ZM223 181H224V180H223ZM253 181H254V180H253ZM257 181H258V180H257ZM66 182H67V181H66ZM66 182H64V183H66ZM86 182H85V183H86ZM91 182H92V181H91ZM140 182H141L142 184L145 185V183H143L142 181H140ZM144 182H145V181H144ZM156 182H157V179H156ZM162 182H164L163 179H162ZM175 182H176V181H175ZM175 182H174V184H175ZM182 182H183V181H182ZM182 182H180V183H182ZM189 182H190V181H189ZM189 182H188V183H189ZM192 182H193V181H192ZM214 182H213V184H214ZM235 182H236V181H235ZM246 182H247V181H246ZM248 182H249V181H248ZM258 182H259V181H258ZM3 183H4V182H3ZM40 183H42V182H40ZM92 183H93V182H92ZM112 183H113V181H112ZM117 183H118V181H117ZM121 183H122V182H121ZM135 183H136V182H135ZM138 183H139V182H138ZM160 183H161V182H160ZM167 183H168V182H167ZM171 183H172V182H171ZM219 183H220V182H219ZM227 183H229V182H227ZM230 183H231V181H230ZM232 183H234V182H232ZM238 183H239V182H238ZM238 183H236V185L239 186ZM241 183H243V182H241ZM259 183H260V182H259ZM54 184H55V183H54ZM83 184H84V183H83ZM123 184H125V183H123ZM127 184H128V182H127ZM127 184H125V185H127ZM129 184H130V183H129ZM149 184H150V183H149ZM154 184H155V182H154ZM196 184L198 185V183H196ZM202 184H200V185H201V188H202V187L205 188L206 186H202ZM234 184H235V183H234ZM245 184L247 185V183H245ZM249 184H250V183H249ZM251 184H252V183H251ZM40 185L42 186L43 183L40 184ZM50 185H51V184H50ZM96 185H97V184H96ZM101 185H103V184H100V186H101ZM112 185H113V184H112ZM136 185H137V183H136ZM155 185H156V184H155ZM155 185H154V186H155ZM157 185H158V184H157ZM162 185H163V184H162ZM184 185H185V184H184ZM229 185H231V184H229ZM229 185H228V186H229ZM236 185H235V186H236ZM3 186H4V184H3ZM58 186H59V185H58ZM91 186H92V185H91ZM91 186H90V187H91ZM93 186H94V185H93ZM110 186H111V185H110ZM114 186H115V185H114ZM137 186H138V185H137ZM148 186H149V185H148ZM151 186H152V185H151ZM159 186H160V185H159ZM180 186H181V185H180ZM211 186H212V185H211ZM211 186H210V187H211ZM235 186H234V188H235ZM49 187H52V186H49ZM95 187H96V186H95ZM112 187H113V186H112ZM127 187H129V186H127ZM130 187H131V186H130ZM133 187H135V186H133ZM160 187H161V186H160ZM162 187H163V186H162ZM168 187H169V186H168ZM168 187H167V188H168ZM171 187H172V191H173V186H171ZM174 187H175V186H174ZM177 187H178V185H177ZM177 187H176V188H177ZM193 187H194V186H193ZM229 187H230V186H229ZM242 187H243V186H242ZM245 187H246V186H245ZM258 187H259V186H258ZM139 188H142V187L139 186ZM151 188H152V187H151ZM179 188H180V187H179ZM182 188H186V187H182ZM182 188H180V190H181ZM201 188H200V189H201ZM203 188H202V189H203ZM207 188H208V187H207ZM256 188H257V187H256ZM32 189H33V188H31L30 190L32 191ZM36 189H38V188H36ZM47 189H48V188H47ZM54 189H55V187H54ZM54 189H52V190H54ZM152 189H154V188H152ZM158 189H160V188H158ZM170 189H171V188H170ZM186 189H188V188H186ZM200 189H199V190H200ZM228 189H229V188H228ZM27 190H28L29 193H31V191H29V189H27ZM27 190H25L24 193H26ZM88 190H89V189H88ZM88 190L86 189V191H88ZM95 190H96V189H95ZM121 190H122V189H121ZM130 190H133V188L130 189ZM140 190H141V189H140ZM154 190H155V189H154ZM177 190H178V189H177ZM191 190H193V189H191ZM232 190L235 191V189H232ZM256 190H257V189H256ZM259 190H261L260 187H259ZM259 190H258V191H259ZM19 191H20V190H19ZM55 191H54V192H55ZM90 191H91V190H90ZM147 191H148V190H147ZM155 191H157V190H155ZM170 191H171V190H170ZM172 191H171V192H172ZM174 191H175V190H174ZM188 191H189V190H188ZM193 191H195V190H193ZM200 191H201V190H200ZM204 191H205V190H204ZM204 191H203V192H204ZM209 191H210V190H209ZM228 191H229V190H228ZM241 191H242V190H241ZM245 191H246V190H245ZM245 191H244V193H246ZM91 192H92V191H91ZM93 192H94V191H93ZM125 192H126V191H125ZM127 192H129V191H127ZM127 192H126V195H128ZM132 192H133V191H131L130 195H131V194L134 195V194L137 193V191H135L136 193H135V192L132 193ZM145 192H146V191H145ZM180 192H181V191H180ZM191 192H192V191H191ZM195 192H196V191H195ZM203 192H202V193H203ZM252 192H253V191H252ZM256 192H257V191H256ZM259 192H260V191H259ZM261 192H262V190H261ZM29 193H28V194H29ZM48 193H50V192H46V193L44 192V195L46 196V194H48ZM51 193H53V191H51ZM51 193H50V195H52ZM88 193H89V192H88ZM88 193H87V194H88ZM108 193H109V192H108ZM141 193H144V192H141ZM164 193H165V192H164ZM173 193H175V192H173ZM193 193H194V192H193ZM205 193H206V192H205ZM208 193H210V192H208ZM211 193H212V192H211ZM218 193H219V192H218ZM234 193H235V192H234ZM20 194H21V193H19V195H20ZM22 194H23V192H22ZM34 194H35V193H34ZM94 194H95V193H94ZM94 194H93V195H94ZM123 194H124V193H123ZM146 194H147V193H145V195H146ZM197 194H199V193H197ZM216 194H217V193H216ZM216 194H214V195H216ZM93 195H92V198H93V200L95 201L94 197H95V198H97V197H96V195H94V197H93ZM141 195H142V194H139V195H138V193H137V197H138V196H141ZM166 195H167V194H166ZM166 195H163V196H166ZM168 195H169V194H168ZM188 195H189V196H193L191 193L189 194V192H188ZM206 195H207V194H206ZM217 195H218V194H217ZM223 195H224V194H223ZM241 195H242V194H241ZM28 196H29V195H28ZM30 196H31V195H30ZM36 196H37V195H36ZM55 196H56V195H55ZM128 196H129V195H128ZM148 196H149V195H148ZM148 196H144V194H143L141 197H143V198L147 197V198L149 199L150 196H149V197H148ZM157 196H158V198H156V199H158V201L160 200L159 198L163 197V196L158 195V193H157ZM159 196H160V197H159ZM211 196H212V195H211ZM231 196H232V195H231ZM239 196H240V194H239ZM239 196H238V197H239ZM9 197H10V196H9ZM101 197H103V196H101ZM107 197H108V196H107ZM132 197H133V196H132ZM154 197H155V196H154ZM154 197H153V198H154ZM180 197H181V196H180ZM182 197H183V196H182ZM221 197H222V195H221ZM228 197H229V196H228ZM252 197H253V196H252ZM252 197H251L250 199H252ZM254 197H255V196H254ZM4 198H5V196H4ZM103 198H104V197H103ZM129 198H130V197H129ZM164 198H165V197H164ZM166 198H167V196H166ZM190 198H191V197H190ZM199 198H200V197H199ZM204 198H205V197H204ZM215 198H216V197H215ZM226 198H227V197H226ZM1 199H3V198H1V196H0V200H1ZM10 199H11V198H10ZM55 199H56V198L54 197L53 201H54ZM105 199H106V198H105ZM111 199H112V198H111ZM133 199H135V198H133ZM133 199H132V200H133ZM137 199H138V198H137ZM156 199H153L152 201H153L154 203H156V201H157ZM167 199H168V198H167ZM171 199H172V197H171ZM176 199H178V198H176ZM185 199H186V198H185ZM212 199H213V198H212ZM229 199H231V197H230ZM255 199H257V198H255ZM32 200H33V198H32ZM32 200H31V201H32ZM35 200H36V198H35ZM46 200L49 201L48 198H47ZM93 200H92V201H93ZM116 200H117V199H116ZM135 200H136V199H135ZM135 200H134V202H135ZM140 200H141V199H140ZM143 200H145V199H143ZM146 200H147V199H146ZM154 200H156V201H154ZM165 200H166V199H165ZM165 200H164V201H165ZM168 200H169V199H168ZM182 200H183V199H182ZM197 200H198V199H197ZM197 200H195V201H197ZM216 200L218 201V198H216ZM216 200H215V201H216ZM223 200H224V199H223ZM223 200L220 199L219 201H223ZM247 200H248V199H247ZM247 200H246V201H247ZM253 200H254V199H253ZM51 201H52V200H51ZM58 201H59V200H58ZM100 201H101V200H100ZM136 201H137V203H139V202H138L139 199L136 200ZM147 201H148V200H147ZM158 201H157V202H158ZM160 201H161V200H160ZM169 201H170V200H169ZM204 201H206V200H204ZM213 201H214V200H212V202H213ZM215 201H214V203H215ZM239 201H240V198H239ZM239 201H238V203H240ZM0 202H1V201H0ZM32 202H34V200H33ZM55 202H56V200H55ZM59 202H60V201H59ZM101 202H102V201H101ZM116 202H117V201H116ZM118 202H119V201H118ZM122 202H124V201H122ZM170 202H171V201H170ZM198 202H201V201H198ZM17 203L19 204L18 201H17ZM39 203L41 204V202H39ZM45 203H48V202H45ZM125 203H126V202H125ZM127 203H129V201H128ZM130 203H131V202H130ZM141 203H142V202H141ZM149 203H150V204H149ZM154 203H153V204H154ZM181 203H184V202H181ZM192 203H195V202H192ZM210 203H211V201H210ZM222 203H223V202H222ZM222 203L220 202V204H222ZM227 203H229V202L227 201ZM232 203H233V201H232ZM241 203H242V201H241ZM243 203H244V202H243ZM10 204H11V203H10ZM40 204H39V206L37 205V208H39V207H44V206H45V205H44V206H41V205H43L44 203H42L41 205H40ZM58 204H59V203H58ZM58 204H57V205H58ZM64 204H63V205H64ZM115 204H116V203H115ZM117 204H119V203H117ZM122 204H123V203H122ZM133 204H134V203H132V205H133ZM148 204L151 206V201L148 202ZM158 204H159V203H158ZM158 204L156 205L157 208H158ZM173 204H175V203H173ZM185 204L188 205V202L185 203ZM205 204H207V203H205ZM216 204H217V206H215L214 208H218V203L216 202ZM225 204H226V203H225ZM229 204H230V203H229ZM15 205H17V204H15ZM15 205H13V207L11 206L12 209L15 207ZM66 205H65V206H66ZM125 205H126V204H125ZM127 205H128V204H127ZM132 205H131V206H132ZM144 205H145V204H144ZM149 205H147V206H149ZM164 205H165V204H164ZM164 205H162V206H164ZM166 205H167V204H166ZM177 205H178V204H177ZM177 205H176V206H177ZM190 205H191V204H190ZM196 205H198V204H196ZM240 205H241V204H240ZM240 205H239V206H240ZM244 205H245V203H244ZM244 205H243V207H244ZM253 205H254V204H253ZM47 206H48V204H47ZM59 206H60V205H59ZM110 206H112V204H109V203H107L106 205L96 204V206L93 208V212H95V215H98V214H96V213H99V214H101V215L104 214V216H106V215L108 216V215H109V214H107V213H108V210H109L108 207H110ZM153 206H154V205H153ZM153 206H152V207H153ZM156 206H155V207H156ZM159 206H160V205H159ZM179 206H181V205H179ZM182 206H183V205H182ZM182 206H181V207H182ZM194 206H195V205H194ZM198 206H199V205H198ZM198 206H196V207H198ZM211 206H212V205H211ZM220 206H221V205H220ZM227 206H228V204H227ZM234 206H235V205H234ZM236 206H237V204H236ZM11 207H10V209H11ZM33 207H34V205H33ZM62 207H63V206H62ZM121 207H122V206H121ZM142 207H143V206H142ZM144 207H145V206H144ZM155 207H153V208L151 209V211H152ZM167 207H172V206H167ZM189 207H190V206H189ZM208 207H209V206H207L206 208H208ZM20 208H21V207H20ZM31 208H32V205H31ZM64 208H65V207H64ZM85 208H84V209H85ZM111 208H114V207H111ZM118 208H119V205H118ZM124 208H125V207H124ZM126 208H128V207H126ZM148 208H149V207H148ZM187 208H188V207H187ZM235 208L238 210L237 207H233V209H235ZM252 208L255 209V207H252ZM14 209H15V208H14ZM84 209L81 210V211H83V213L85 212ZM86 209H85V210H86ZM116 209H117V208H116ZM129 209H130V205H129ZM132 209H133V208H132ZM137 209H138V208H137ZM162 209H163L164 211H166V210H165L166 208H162ZM173 209H174V208L172 207V210H173ZM199 209H200V207H199ZM203 209H204V208H203ZM203 209H201V210H202V213H199V214H203V213L205 214V213H206V211L203 212ZM208 209H209V208H208ZM229 209L231 210L232 208H229ZM229 209H228V207H226V206H222V208L219 209L220 214H221L220 218L223 217V216L225 217L226 215H228V214H225V213H228ZM239 209H240V208H239ZM249 209H250V208H249ZM32 210H33V209H32ZM43 210H44V209H43ZM46 210H47V209H46ZM46 210H44V211H46ZM123 210H124V209H123ZM135 210H136V209H135ZM156 210H157V209H156ZM168 210H169V208H168ZM168 210H167V211H168ZM188 210H189V209H188ZM193 210H194V208H193ZM195 210H197V208H195ZM215 210H217V209H215ZM252 210H253V209H252ZM14 211H15V210H14ZM34 211H35V210H34ZM49 211H50V210H49ZM64 211H65V210H64ZM67 211H68V210H67ZM90 211H92V209H91ZM114 211H115V208H114L113 212L111 211V213L114 214ZM191 211H192V210H191ZM191 211H190V212H191ZM238 211H239V210H238ZM256 211H257V209H256ZM256 211H255V213H256ZM70 212H71V211H70ZM115 212L118 213L117 210H116ZM136 212H137V211H136ZM136 212H135V213H136ZM154 212H156V211H154ZM157 212H158V210H157ZM160 212H161V211H160ZM199 212H201V211H199ZM209 212H210V211H208V214H209ZM211 212H212V211H211ZM232 212H233V211H232ZM242 212H243V211H242ZM248 212H249V211H247L246 213H248ZM259 212H260V211H259ZM27 213H28V212H27ZM27 213H25V215H27ZM32 213H33V212H32ZM32 213H31V214H32ZM59 213H60V212H59ZM76 213H77V211H76ZM76 213H75V214H76ZM111 213H110V215H109L110 217H111V215H112ZM116 213H115V214H116ZM129 213H131V215H129ZM137 213H138V212H137ZM192 213H193V211L191 212V214H192ZM197 213H198V212H197ZM197 213H196V215H197ZM217 213H218V212H217ZM233 213H234V212H233ZM239 213H240V212H239ZM251 213H252V212H251ZM253 213H254V212H253ZM253 213H252V215H254V216L257 215V214H255V213H254V214H253ZM261 213H262V212H261ZM29 214H30V213H28V216H30ZM63 214H64V213H63ZM65 214H66V213H65ZM77 214H81V213L79 212V213H77ZM84 214H85V213H84ZM84 214H83V215H84ZM115 214H114V215H115ZM122 214H123V217L125 218V220H126V221L128 220V222H129V223L131 224V226H132L131 221L133 220L134 212H132L131 210H128V211H125V213H122ZM161 214H162V212H161ZM204 214H203V215H204ZM234 214H235V213H234ZM234 214H233V215H234ZM258 214H260V213H258ZM67 215H68V213H67ZM114 215H113V216H114ZM135 215H136V214H135ZM138 215H139V214H138ZM164 215H166V214L163 213V217H164ZM168 215H170V216L173 218V220H174V218H175V216H176V215L172 216L171 214H168ZM180 215H183V214H179V217H180ZM205 215H206V214H205ZM233 215H231L232 219H233ZM243 215L245 216V214H243ZM247 215H248V214H247ZM250 215H251V214H250ZM260 215H261V214H260ZM69 216H70V214H69ZM78 216H79V215H78ZM78 216H77V217H78ZM98 216H99V215H98ZM113 216H112V217H113ZM120 216L122 217L121 214H120L118 217H120ZM140 216H141V214H140ZM152 216H153V215H152ZM170 216L168 217L169 219H170ZM193 216H194V215H193ZM229 216H230V214H229ZM62 217H63V216H62ZM64 217H65V215H64ZM73 217H76V216H73ZM81 217H83V216H81ZM93 217H94V216H93ZM116 217H117V216H116ZM135 217H136V216H134V219H135ZM145 217H146V216H145ZM145 217H144V218H145ZM163 217H162V218H163ZM177 217H178V215L176 216V218H177ZM183 217H184V218H183ZM183 217H181V218L184 219V220L187 219V217H186V219H185V216H183ZM195 217H196V216H195ZM197 217H198V216H197ZM224 217H223V218H224ZM252 217H253V216H252ZM256 217H257V216H256ZM256 217H255V218H256ZM263 217H264V215L262 216V219L264 220ZM66 218H68V216H67ZM84 218H85V216H84ZM84 218H80V217H78V218H77L78 220H77V219H76V220L79 221V219H84ZM101 218H102V217H101ZM108 218H109V217H108ZM160 218H161V215H160ZM165 218H167V217L165 216ZM181 218H180V219H181ZM190 218H191V217H190ZM190 218H189V220H190ZM193 218H194V217H193ZM226 218H229V217L226 216ZM236 218H238V216H237ZM239 218H240V217H239ZM239 218H238V222H239ZM247 218H248V217H247ZM255 218H254V219H255ZM260 218H261V217H260ZM33 219H37V218H33ZM47 219H48V218H47ZM49 219H50V218H49ZM49 219H48V220H49ZM68 219H69V218H68ZM70 219H71V218H70ZM88 219H89V218L87 217V220H88ZM103 219H106V217H104ZM115 219H116V218H115ZM131 219H132V220H131ZM142 219H143V218H142ZM150 219H151V217H150ZM152 219H154V217H153ZM197 219H198V218H197ZM199 219H200V218H199ZM199 219H198V220H199ZM203 219H207V218L204 217ZM203 219H202V221H203ZM232 219H231V220H232ZM256 219H257V218H256ZM256 219H255V220H256ZM262 219H261V220H262ZM85 220H86V218H85ZM99 220L101 221V219H99ZM109 220H110V218H109ZM113 220H114V219H113ZM121 220H122V218H121ZM136 220H137V218H136ZM155 220H156V219H155ZM161 220H163V219H161ZM175 220H176V219H175ZM189 220H188L187 222H188V223H189V222L191 223V220H190V221H189ZM192 220H193V219H192ZM235 220H237V219H235ZM65 221H68V220H64V222H65ZM83 221H84V220H83ZM83 221H82V223H83ZM93 221H94V220H93ZM95 221H96V219H95ZM110 221H111V220H110ZM117 221H118V219H117ZM119 221H120V220H119ZM138 221H139V219H138ZM152 221H153V220H152ZM171 221H172V220H171ZM178 221H179V218H178ZM180 221H181V220H180ZM180 221H179V222H180ZM193 221H195V219H194ZM202 221H201V222H202ZM205 221H206V220H205ZM205 221H203V222H205ZM244 221H245V223H246L247 219L244 218ZM70 222H71V221H70ZM84 222H85V221H84ZM91 222H92V221H91ZM101 222H104V221H101ZM120 222H121V221H120ZM128 222H127V223H128ZM135 222H136V221H135ZM135 222H133V224H134ZM197 222H198V221H197ZM199 222H200V220H199ZM206 222H208V221H206ZM206 222H205V223H206ZM227 222H228V221H227ZM229 222H230V220H229ZM240 222H241V221H240ZM255 222H256V221H255ZM258 222H261V221H258ZM29 223L33 224L32 222H29ZM66 223H67V222H66ZM66 223H65V224H66ZM73 223H75L74 225H76V226L78 225V224L76 223V221H74ZM82 223H80V225H81ZM87 223H89V222H87ZM96 223H97V222H96ZM96 223H95V224H96ZM107 223H110V222H107ZM107 223H106V225H107ZM115 223H116V222H115ZM157 223H158V222H157ZM190 223H189V224H190ZM209 223H210V222H209ZM231 223H234V222L231 221L230 224H231ZM235 223H237V222H235ZM245 223H244V224H245ZM67 224H69V223H67ZM97 224H98V223H97ZM111 224H112V222H111ZM119 224H120V223H119ZM121 224H122V223H121ZM151 224H152V222H151ZM186 224H187V223H186ZM195 224H197V223H195ZM206 224H207V223H206ZM217 224H219V223H217ZM217 224H215V225H217ZM237 224H238L239 226H241V224H239V223H237ZM244 224L242 223V225H244ZM28 225H29V224H28ZM84 225H85V224H84ZM90 225H92V224L90 223ZM98 225H99V224H98ZM102 225H104V224H100V226H102ZM106 225H105V226H106ZM117 225H118V224H117ZM123 225H124V223H123ZM123 225H122V226H123ZM135 225H136V224H135ZM137 225H138V224H137ZM149 225H150V224H149ZM167 225H168V224H166V226H167ZM170 225H172V223H171ZM173 225H174V224H173ZM173 225H172V226H173ZM202 225H203V224H202ZM210 225L214 226L213 229H214L215 227H218V226L213 225V223L210 224ZM222 225H223V224H222ZM224 225H226V224H224ZM224 225H223V226H224ZM262 225H263V224H262ZM64 226H65V225H64ZM66 226H67V225H66ZM82 226H83V224H82ZM86 226H87V225H86ZM100 226H99V227H100ZM105 226H102V227H105ZM108 226H110L111 228H113L112 225H109V224H108ZM128 226H130V225L128 224ZM185 226H186V225H185ZM190 226H191V225H190ZM193 226H194V225H193ZM220 226H221V225H220ZM228 226H229V225H228ZM234 226H235V225H234ZM245 226H246V225H245ZM256 226H257V222H256ZM258 226H261V225H258ZM68 227H69V226H68ZM71 227H73V226H70V228H71ZM93 227H94V225H93ZM93 227H91V230H92ZM99 227H98V228H99ZM102 227H100V228H102ZM106 227H107V226H106ZM114 227H116V225H114ZM125 227H126V226H125ZM201 227H202V226H201ZM206 227H207V226H206ZM221 227H222V226H221ZM229 227H230V226H229ZM243 227H244V226H243ZM243 227H242V228H243ZM262 227H264V225H263ZM56 228H57V226H56ZM70 228H69V229H70ZM83 228H84V227H83ZM88 228H90V227H88ZM88 228H87V229H88ZM133 228H136V227H133ZM133 228H132V229H133ZM156 228H157V227H156ZM178 228H179V227H178ZM178 228H176V229H178ZM198 228H199V227H198ZM209 228H210V227H209ZM222 228H223V227H222ZM249 228H250V227H249ZM6 229H7V228H6ZM66 229H67V228H66ZM77 229H78V228H77ZM81 229H82V228H81ZM81 229H80V230H81ZM87 229H86V231H85L86 233L88 232ZM94 229H95V227H94ZM94 229H93V230H94ZM103 229H104V228H103ZM116 229H119V228H116ZM116 229H115V230H116ZM123 229H124V228H123ZM126 229H128V228L126 227ZM129 229H130V228H129ZM132 229H130V230L133 231ZM158 229H159V228H158ZM184 229H185V227H184ZM184 229L182 228V229H180V230H184ZM193 229H196V228H193ZM204 229H206V228H203V230H204ZM207 229H208V228H207ZM218 229H219V228H218ZM262 229H263V228H262ZM58 230H59V229H58ZM80 230H79V231L77 230V231H78L79 233H81L82 231L80 232ZM82 230H84V229H82ZM91 230H90V231H91ZM93 230H92V233H93ZM120 230H121V229H120ZM124 230H125V229H124ZM163 230H164V229H163ZM168 230H169V229H168ZM171 230H172V229H171ZM171 230H170V231H171ZM173 230H174V229H173ZM185 230H187V229H185ZM197 230H201V228H200V229H197ZM210 230H212V229H210ZM227 230H230V229H227ZM233 230H234V229H233ZM241 230H242V229H241ZM243 230H244V229H243ZM258 230H259V229H258ZM6 231H9V230H6ZM63 231H64V229H63ZM63 231H62V232H63ZM71 231H72V230H71ZM95 231H97V230H95ZM95 231H94V233L96 234ZM105 231H106V230H105ZM116 231H117V230H116ZM121 231H122V230H121ZM126 231H127V230H126ZM152 231H153V230H152ZM152 231H151V233H152ZM154 231H155V230H154ZM156 231H157V229H156ZM161 231H162V230H161ZM161 231H160V232H161ZM170 231H169V232H170ZM187 231H188V230H187ZM187 231H186V232H187ZM204 231H205V230H204ZM214 231L217 232L218 230H216V228H215ZM262 231H263V230H262ZM78 232H76V233L78 234ZM160 232H157L158 234H156L155 236L157 237V235H161V234H159ZM162 232H163V231H162ZM175 232H177V231L175 230ZM178 232H179V231H178ZM196 232H197V231H196ZM200 232H201V231H200ZM224 232H225V230H224ZM240 232H241V231H240ZM256 232H257V231H256ZM263 232H264V231H263ZM11 233H12V231L9 232V233L6 232V234H8V235L6 236V239H5L6 242H7V241L10 242L12 238L14 239V237H16V235H15L14 233H12V234H11ZM68 233H69V232H68ZM90 233H91V232H90ZM94 233H93V236H94ZM119 233H120V232H119ZM119 233H117V234H118L119 236L121 235V237L124 238V236H122V232H121V234H119ZM154 233H156V232H154ZM189 233H190V232H189ZM189 233H185V234L188 235ZM206 233H207V232H206ZM218 233H219V231H218ZM227 233H228V232L225 233V237L227 236V235H226ZM234 233H235V232H234ZM238 233H239V231H238ZM257 233H258V232H257ZM6 234H5V235H6ZM63 234H64V233H63ZM69 234H70V233H69ZM82 234H83V233H82ZM88 234H89V232H88ZM137 234H138L137 236H139V233H137ZM141 234H142V233H141ZM143 234H144V232H143ZM152 234H153V233H152ZM165 234H166V233H165ZM183 234H184V233H183ZM183 234H182V235H183ZM191 234H193V233H191ZM194 234H195V233H194ZM198 234H199V233H198ZM204 234H205V233H204ZM211 234H212V233H211ZM236 234H237V233H235L233 236H235ZM259 234H261V231L259 232ZM31 235H32V234H31ZM74 235L76 236V234H74ZM90 235H91V234H90ZM113 235H115V234H112V237H114ZM145 235H146V233L144 234V236H145ZM147 235H148V233H147ZM147 235H146V236H147ZM208 235H209V234H208ZM257 235H258V234H257ZM262 235H264V234H262ZM71 236H72V233H71ZM81 236H82V235H81ZM102 236H104V235H102ZM102 236H101V237H102ZM109 236H110V235H109ZM128 236H129V235H128ZM152 236H153V235H150V237H152ZM155 236H153V237H155ZM175 236H176V234H175ZM233 236H232V237H233ZM252 236H253V235H252ZM259 236H260V235H259ZM259 236H258V238H260ZM32 237H33V236H32ZM32 237H31V238H32ZM87 237L89 238V236H87ZM87 237H86V238H87ZM96 237H98V236L96 235ZM96 237H95V238H96ZM125 237H126V236H125ZM132 237H133V236H132ZM142 237H143V236H142ZM150 237H149V238H150ZM168 237H169V235H167L166 238H168ZM170 237H172V236H170ZM170 237H169V238H170ZM176 237L179 238V236H176ZM189 237H190V234H189ZM198 237H200V236H198ZM198 237H197V235H196V237H195L197 241H198V239H199ZM230 237H231V236H230ZM261 237H263V236H261ZM80 238H81V237H78V239H80ZM103 238H104V237H103ZM110 238H111V236H110ZM117 238H118V236H116V239H117ZM123 238H122V239H123ZM140 238H141V237H140ZM144 238H145V237H144ZM144 238H143V239H144ZM160 238L162 239V238H164V237H159V238H157V239L155 238V241L158 240V239L160 240ZM173 238H174V236H173ZM205 238H206V237H205ZM207 238H208V237H207ZM210 238H211V237H210ZM215 238H216V237H215ZM228 238H229V237H228ZM239 238H241V237H239ZM243 238H244V237H243ZM249 238H250V237H249ZM254 238H256V237H254ZM20 239H22V238H20ZM74 239L76 240L77 238L75 237ZM78 239H77V240H78ZM82 239H83V238H81L80 240L82 241ZM84 239H85V238H84ZM84 239H83V240H84ZM89 239H90V240H89ZM89 239H88V240H89V241H88V244L86 245V246H87V249H86V251H85V252L88 251L89 256H90L92 253H93L94 255H96V254H97V251H98V250H99V251L101 250V251H102V253L100 254L101 257H105V256H106L105 253H107V256H110L111 258L114 257V256L112 257V255H113V252H112V251H106V250H107V249H106L107 246L104 248V247H103V246H104V245H103L104 243H102V241H100L99 239H92V238H89ZM107 239H108V237H107ZM122 239H121V241H125V240H127V239H125V240H122ZM134 239H135V235H134ZM141 239H142V238H141ZM146 239H147V237H146ZM152 239H154V238H152ZM164 239H165V238H164ZM164 239H163V240H164ZM192 239H193V238H192ZM235 239H236V238H235ZM263 239H264V238H263ZM101 240H102V239H101ZM109 240H110V239H108L107 241H109ZM112 240H113V239H112ZM135 240H137V239H135ZM138 240H140V239H138ZM147 240H148V239H147ZM147 240H145V242H147L146 244H149V242H148ZM167 240H168V239H167ZM205 240H206V239H205ZM208 240H209V239H208ZM213 240H214V239H213ZM213 240H212V241H213ZM215 240H216V239H215ZM223 240H224V239H223ZM225 240H226V239H225ZM228 240H230V239H228ZM228 240H226V241H228ZM236 240H237V239H236ZM236 240H235V241H236ZM78 241H79V240H78ZM81 241H80V242H81ZM84 241H85V240H84ZM84 241H83V243H84ZM114 241L116 242V240H113V242H114ZM119 241H120V240H119ZM142 241H143V240H142ZM142 241H141V243H142ZM151 241H152V240H151ZM160 241H161V244H162L163 241H162V240H160ZM231 241H233V239H231ZM246 241H247V240H246ZM249 241H251V240H249ZM255 241H256V240H255ZM8 242H7V243H8ZM75 242H76V241H75ZM105 242H106V240H105ZM109 242H110V241H109ZM126 242H127V241H126ZM145 242L143 241V243H145ZM167 242H169V241H166V243H167ZM240 242H241V241H240ZM242 242H243V241H242ZM257 242H258V241H257ZM131 243H132V242H131ZM133 243H134V241H133ZM141 243H140V244H141ZM152 243L154 244L155 242H152ZM191 243H192V242H191ZM194 243H195V242H194ZM196 243H197V242H196ZM196 243H195V244H196ZM205 243H206V241H205ZM212 243H213V242H212ZM226 243H228V242H226ZM226 243H225V244H226ZM236 243H237V242H236ZM248 243H249V242H248ZM258 243H261V242H258ZM19 244H20V242H19ZM74 244H75V243H74ZM110 244H111V243H110ZM118 244H121V243H118ZM118 244H117V245H118ZM124 244H125V243H124ZM158 244H159V242H158ZM201 244H202V242H201ZM206 244H208V243H206ZM223 244H224V242H223ZM229 244H230V242H229ZM233 244H235V243H232V245H233ZM7 245H8V244H7ZM108 245H109V244H108ZM130 245H131V244H130ZM167 245H168V244H167ZM173 245H175V243H174ZM189 245H190V244H189ZM235 245H236V244H235ZM235 245H233V246H235ZM243 245H244V244H242V246H243ZM250 245H251V244H250ZM3 246H4V245H3ZM3 246H1V247H3ZM80 246H82V242L80 243ZM112 246H113V244L111 245V247H112ZM118 246L120 247L121 245H118ZM123 246H124V245H123ZM161 246H163V245H161ZM190 246H193V245L191 244ZM204 246H206V245H204ZM210 246H211V244H210ZM220 246H221V245H220ZM233 246H232V247H233ZM245 246H246V245H245ZM22 247H23V246H22ZM84 247H85V245H84ZM111 247H110V250H111ZM113 247H115V246H113ZM113 247H112V248H113ZM116 247H117V246H116ZM121 247H122V246H121ZM121 247H120V248H121ZM124 247H126V248H124V249H122V250H123L124 253H125V249H127V246H124ZM128 247H129V245H128ZM155 247H157V246H155ZM155 247H154V248H155ZM159 247H160V246H159ZM163 247H164V246H163ZM172 247H173V246H172ZM184 247H186V246H184ZM194 247H195V246H194ZM202 247H203V246H202ZM208 247H209V245H208ZM216 247H219V246H216ZM221 247H222V246H221ZM240 247H241V246L239 245V248H240ZM243 247H244V246H243ZM7 248H8V247H6V249H7ZM11 248H13L12 245H11ZM18 248H19V246H18ZM77 248H78V247H77ZM77 248H76V249H77ZM81 248H82V247H80V249H81ZM122 248H123V247H122ZM129 248H131V247H129ZM132 248H133V247H132ZM161 248H162V247H160V249H161ZM214 248H215V247H214ZM245 248H246V247H245ZM248 248H249V246H248ZM252 248H253V247H252ZM260 248H261V246H260ZM262 248H263V247H262ZM9 249H10V248H9ZM13 249H14V248H13ZM67 249H68V248H67ZM82 249H83V248H82ZM108 249H109V247H108ZM113 249H114V248H113ZM115 249H116V248H115ZM136 249H137V246H136ZM160 249H158V251H159ZM162 249H163V248H162ZM162 249H161V250H162ZM176 249H177V248H176ZM186 249H187V248H186ZM192 249H193V248H192ZM194 249H195V248H194ZM202 249H203V248H202ZM220 249H222V248H220ZM230 249H231V248H230ZM235 249H236V248H235ZM243 249H244V248H243ZM77 250H78V249H77ZM77 250H75V251H77ZM131 250H133V249H131ZM131 250H129V251H131ZM140 250H141V249H140ZM163 250H164V249H163ZM167 250H168V249H167ZM173 250H174V249H173ZM177 250H178V249H177ZM189 250H190V248H189ZM195 250H196V249H195ZM253 250H254V249H253ZM256 250H257V249H256ZM261 250H262V249H261ZM263 250H264V249H263ZM8 251H9V250H8ZM105 251H106V252H105ZM158 251H157V253H158ZM169 251H171V250H169ZM174 251L177 252L176 250H174ZM197 251H198V250H197ZM212 251H216V249H215V250L211 249V251H209V254H210ZM224 251H225V250H224ZM224 251H223V253H224ZM239 251H242V252H243V250H241V249H239ZM246 251H247V250H246ZM246 251H245V252H246ZM3 252H4V250H3ZM12 252H13V251H12ZM19 252H20V250H19ZM103 252H105V253H103ZM182 252L184 253L185 250L182 251ZM182 252H181V253H182ZM186 252H187V251H186ZM192 252H194V251L191 250L190 253L192 254ZM207 252H208V251H207ZM207 252H206V253H207ZM218 252H219V249H218ZM220 252H222V250H221ZM225 252H226V251H225ZM229 252H230V251H229ZM233 252H234V250H233ZM242 252H241V253H242ZM248 252H249V251H248ZM259 252H260V251H258V253H259ZM7 253H8V252H7ZM9 253H11V252H9ZM13 253H14V252H13ZM78 253H79V251H78ZM81 253H82V252H81ZM115 253H116V252H115ZM126 253H128V250L126 251ZM136 253H137V252H136ZM138 253H139V251H138ZM163 253H164V252H163ZM163 253L160 254V255L162 256ZM166 253H167V252H166ZM171 253H172V254H170V252H169V256H168V257H170L171 255L173 256V251H172ZM181 253H180V254H181ZM190 253H189V255H190ZM196 253H197V252H196ZM196 253H195L193 256H198L199 253H198V254H196ZM237 253H238V252H237ZM239 253H240V252H239ZM246 253H247V252H246ZM254 253H255V252H253V251H252V253H248V254L246 255V258L249 259V257H250V256L252 257ZM14 254H15V253H14ZM67 254H68V252H67ZM71 254H72V253H71ZM76 254H77V253H76ZM76 254H75V255H76ZM116 254H117V253H116ZM134 254H135V253H134ZM174 254H176V253H174ZM184 254H187V253H184ZM184 254H183V255H184ZM203 254H204V253H203ZM212 254H213V252H212ZM212 254H211V255H212ZM215 254H216L217 256L219 255V254H217V253H215ZM215 254H213L214 257H216ZM229 254H231V253H229ZM255 254H257V253H255ZM8 255L11 256L12 254H8ZM78 255H79V254H78ZM78 255H76V256H78ZM84 255H87V254H84ZM84 255L82 254V255H80V256L83 257ZM118 255H119V254H118ZM160 255H159V256H160ZM164 255H165V254H164ZM176 255H177V254H176ZM199 255H200V254H199ZM213 255H212V257H213ZM240 255H241V254H240ZM12 256H13V255H12ZM47 256H50V255H47ZM65 256H66V255H65ZM68 256H70V255H68ZM68 256H67V257H68ZM71 256H72V255H71ZM76 256H75V257H76ZM80 256H79V257H80ZM89 256H88V260H90V259H89ZM135 256H137V255L135 254ZM149 256H150V255H149ZM186 256H188V254H187ZM193 256H191V257H193ZM207 256H208V255H207ZM231 256H232V255H231ZM242 256H243V255H242ZM51 257H52V256H51ZM152 257H153V256H152ZM152 257H151V259H153L155 256H154L153 258H152ZM168 257H167V258H168ZM212 257H211V259H212ZM219 257H220V256H219ZM232 257H233V256H232ZM243 257H244V256H243ZM243 257H242V258H243ZM255 257H256V256H255ZM52 258H53V257H52ZM68 258H70V257H68ZM85 258H86V257L81 258V259L84 260ZM91 258H93V257H91ZM114 258H117V257H114ZM162 258H163V256H162ZM165 258H166V257H165ZM207 258H209V257H207ZM222 258H224V257H223V254H222ZM235 258L237 259V257H235ZM235 258H233V259H235ZM246 258H245V259H246ZM34 259H35V257H34ZM34 259H33V260H34ZM76 259H77V258H76ZM78 259H79V258H78ZM81 259H80V260H81ZM95 259H96V258H95ZM105 259H107V258H105ZM170 259H171V257H170ZM177 259H178V258H177ZM185 259H186V258H184V260H185ZM187 259H190V258H187ZM187 259H186V261H187ZM215 259H216V258H215ZM240 259H241V258H240ZM69 260H70V259H69ZM74 260H75V259H74ZM74 260H73V262H74ZM88 260H87V262H85L86 264H88ZM107 260H110V259H107ZM175 260H176V259H175ZM190 260H192V259H190ZM198 260H199V259H198ZM201 260H204V259L201 258ZM251 260L254 261V260H255L254 257H253V259L251 258ZM259 260H260V259H259ZM259 260H258V262H259ZM0 261H1V260H0ZM67 261H68V260H67ZM71 261H72V260H71ZM78 261H79V260H77L76 262H78ZM84 261H85V260H84ZM96 261L98 262L99 260H96ZM102 261H103V260H102ZM131 261H132V260H131ZM173 261H174V260H173ZM177 261H179V263L181 262L180 257H179V260H177ZM239 261H240V260H239ZM245 261H246V260H245ZM245 261L243 260L242 262H245ZM249 261H250V260H249ZM256 261H257V260H255V262H256ZM260 261H262V260H260ZM47 262H48V261H47ZM89 262H90V261H89ZM105 262H107V261L104 260V263H105ZM115 262H117V261H115ZM134 262H135V260H134ZM138 262H139V261H138ZM171 262H172V261H171ZM171 262H170V263H171ZM182 262H183V261H182ZM182 262H181V264H184V263H185V262H184V263H182ZM190 262H191V261H190ZM194 262H195V261H194ZM199 262H201V261H198V263L195 262V264H196V263H197V264H201V263H199ZM258 262H257V264H258ZM263 262H264V261H263ZM70 263H71V262H70ZM91 263H92V262H91ZM160 263H161V261H160ZM165 263H166V262H165ZM192 263H193V260H192ZM202 263H204V262H202ZM210 263H211V262L208 261V264H210ZM231 263H232V262H231ZM247 263H248V262H247ZM247 263H245V264H247ZM72 264H73V263H72ZM93 264H96V263H95V260H94ZM98 264H100V263H98ZM117 264H118V263H117ZM132 264H135V263L132 262ZM161 264H162V263H161ZM185 264H186V263H185ZM187 264H189V263H187ZM205 264H206V263H205ZM233 264H234V263H233ZM248 264H249V263H248ZM260 264H261V263H260Z\"/></svg>", "mask_w": 264, "mask_h": 264}, {"label": "snow or ice", "instance_id": "6c2138e0", "mask_svg": "<svg viewBox=\"0 0 264 264\" xmlns=\"http://www.w3.org/2000/svg\"><path fill=\"white\" fill-rule=\"evenodd\" d=\"M129 215H131V213H129ZM108 259H111V257L109 256Z\"/></svg>", "mask_w": 264, "mask_h": 264}]
</instances>
